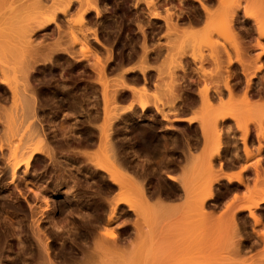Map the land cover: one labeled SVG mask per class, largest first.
Here are the masks:
<instances>
[{
	"label": "bare ground",
	"instance_id": "6f19581e",
	"mask_svg": "<svg viewBox=\"0 0 264 264\" xmlns=\"http://www.w3.org/2000/svg\"><path fill=\"white\" fill-rule=\"evenodd\" d=\"M48 1H49V3H50V5H52V6H54V8H52V9H50V10H48V6H50L49 5V3H48ZM99 0H0V72H2L3 71V73H7L8 71H6V70H9V72H10V69H11V67L14 65V64H16V66H18V65H20V66H18V67H20V68H18V69H16L17 67H14V69H16L17 70V72L19 71V74H18V78L17 79H19V80H11V78H13V76L11 77V76H8L7 74H3V76H5L4 78H3V76H2V73H0L1 75H0V77H2V78H0V149H1V147L2 146H5L4 147V149H3V147H2V150H3V152L2 153H4L5 152V148H6V150L7 149H11L10 151H8L7 150V153L8 152H11L10 154H9V156L11 155V156H13V157H9L8 156V158H7V155L8 154H5L4 153V156L2 155V153L0 152V155H2L3 156V158L6 156V158H7V160H5V161H3L4 159L1 157V162H3V164H4V162H5V168H3V169H5V171H4V174H7L8 176H9V179H8V181L12 184V188L14 187L15 188V190H16V188H20V187H18L17 185V180H22V179H24V180H26V179H28V180H26V181H24V182H26V183H28V181H29V178H35V177H30V172L32 171L31 170V162L33 163V161H34V157L37 155V153H39V154H44V155H46L48 158V161L49 162H51L50 164H53L52 165V167L51 168H53V166H57V165H59V166H61L60 168H62V170L59 172H56L55 170V172H56V175H54L53 176V182L54 181H56V183H58L57 181H61V182H65L66 183V180H68L69 178H71V177H69L70 175L72 176V174L74 173L75 174V172L76 173H78L79 171H77V170H80V169H77L76 170V168L74 169L75 170V172H73L74 170H73V167H75V166H73V167H70L73 171H72V173L71 174H68V171H69V167L67 166V164H64V163H66L67 161H70L71 160V163L73 164V162H75L76 161V163H77V159L79 160V157H80V160L78 161V164H79V162H80V164L82 163V162H84V164H83V166H85L86 165V161H88L87 163H91V162H93V161H90L91 159H93V154H94V151H92V150H87L88 149V147H87V149H85V147H84V145L83 144H86V142H88L87 140H85L84 141V143H82V146H83V149H80L79 150V148L81 147L82 148V146H81V143H80V141L77 143V144H72L71 145V142H69V144H66L65 142V140L64 139H66L67 138V141L70 139L69 137H71V135L70 134H68L69 135V137L68 136H66V134H64V132H66V131H69L68 130V128H70L69 127V125L67 124V123H69V122H66L65 120V122L63 121V122H61V120L60 121H56L57 122V124L59 123V125H60V122H61V127L59 126V128L61 129L63 126L65 127V125H63V124H67L68 125V127L66 126V129L64 128V130L63 129H61V130H59V132L60 131H62V133H59L60 134V136H62V138L60 137V136H58L57 134H56V136H55V133H56V131L57 130H54L53 131V126L55 125V120L53 119L55 116H56V113L59 111L58 110V108H57V110H55L54 112H56L55 113V116L53 115L54 114V112H53V114L51 113V115H53L54 117H51V118H48V119H46L45 120V122H43V119H45L44 118V116L46 115L45 113L46 112H44V116H43V109H47L48 108V106H51V103H49V101L48 100H50L49 98L50 97H46V96H44L43 94L44 93H42L41 95H43V96H40V92L41 91H39L38 89H37V91H39V92H37L36 91V87H38V85L40 84V83H38V85H36L35 86V83L37 82V80L34 82V79L36 78H34V76H37L36 74L35 75H33L34 73H32L31 72V70H29V69H32L33 68V65L35 64V62H37L38 60H40L41 59V56L43 55V54H45L46 55V57L48 56V55H50V57H51V55L53 54V53H55V51L57 50V48L59 47V49L60 50H62L61 49V47L60 46H62V47H64L63 45H59L58 43H63L65 40H66V42H64V44H65V46L66 47H68V45L69 44H71L73 47H71V45L69 46V48H63L64 50H67V52L66 53H70L69 52V50H72V51H74V47H75V45H76V47L77 48H80V51H79V49H78V51H77V49L75 48V50L76 51H74L73 53H76V54H78L79 52L81 53H79L78 54V56L76 55V58L73 56V55H75V54H72V53H70V54H66L65 52V54H66V56L67 55H70V56H72L73 58V60H72V62L74 61V58H75V60H79V59H83V62L81 61V64H83L84 63V58H87L88 59V57H89V59L91 58V60H92V56L90 57V55H92L93 54V50H94V48L92 49L91 47H88V44L87 43H89L90 41H88V39H90V38H87V35H86V33H85V31L87 32V33H90L88 30L90 29V28H88L89 26H88V24H87V22L90 20V19H93V18H90V19H88V21H87V18H86V14L87 13H89L90 11H94L95 12V14L93 15V13L94 12H92V15H91V13H90V15L89 16H95V15H99V13H101L102 11H100V10H103V8L102 9H98V8H100V7H102V6H100V5H103L104 6V4H105V1L104 2H101V1H99ZM108 1V0H107ZM106 1V2H107ZM112 1V0H111ZM115 1V0H114ZM127 1V3H128V1L129 0H126ZM125 0H124V2H126ZM132 1V0H131ZM138 1H140V0H138ZM143 2H144V4L145 3H147V4H145V6L147 5V7H145V11H146V8H147V10H148V8H149V11L148 12H145L146 14H145V16L147 15V13H155V14H148L149 15V17H150V15L152 16H155V17H159V15L161 14V10H159V13L157 12L158 11V8H157V10L155 9V7H156V5L155 4H158L156 1L157 0H154V2H155V4L153 3V0H147V1H145V0H142ZM178 1V0H177ZM185 1V0H184ZM193 1V0H192ZM194 1H196V0H194ZM205 1V0H204ZM203 0H198L197 2H199L198 3V6L200 5V10H201V8H202V12H203V14H205L204 15V17H202V19H204L205 18V21H203V23H202V26H200L199 24H198V22L196 23V24H194V22H196L197 20H199L198 18H197V20L195 21V19H193L194 18V15H193V18H191V19H193L194 21H192V23L191 22H189V20H190V18L187 20L186 19V16H183L182 15V17H185V19L187 20V22L188 23H190L191 25H189V24H187V26H185V23H183L182 22V19H184V18H182L181 19V21L179 20V24H182V25H184V28L181 26V25H179V26H181V27H176V26H178V24H176V23H178V22H176L175 20L177 19V18H175V16H174V11L176 10H174V5H171V2H172V0H171V2H169L168 4H170L172 7H173V10L174 11H172V10H170L171 12H169V13H167L168 11H167V9H165L166 10V12L164 11V12H162V13H165V14H162V15H160L161 16V19H162V17L163 18H165L163 15H165V16H167V18H165V19H168L167 21L164 19L162 22L164 23V21L166 22V24L168 25H170V26H172V28L173 29H171V27L169 26H167V25H165V27L167 28V29H165V27H163L164 28V30L162 31V32H164V31H166L167 30V32H164V34L166 33V40L165 41H167L166 42V44H165V41H164V46H162V47H165L166 49H163L161 46H159L158 45V48H157V50L158 51H160V48H162L163 50H166V52L168 51L167 49V45L169 44V49L170 48H172V49H170L169 50V52H167V53H164L163 54V51H162V53H159L157 50L155 51V52H158L159 53V55L161 56H159L160 57V59H161V63H160V60H158L159 59V57H158V53H156V54H154L155 55V57H156V55H157V57L155 58V57H152V58H155V61L157 60V61H159V63H160V65H159V63H158V65L159 66H157L156 64H157V62H155L156 64H152V66H151V61L154 63V60H152V58L149 60L148 58H146L147 56H146V54H148V51L151 49V48H149V46H148V48L145 46V44H147V43H143L145 40V35L143 34V30H142V28H143V26H145L144 25V23L145 22H138V23H143V26L141 25V24H139V25H137V21H141V20H138V17L137 18H133V19H137V21H135V25H137V27L138 26H142V28L140 29V30H142V34H143V36H142V39L144 40V41H142L141 40V43H139V46H141V45H143V46H141V49L143 50L142 52H139L138 53V51L139 50H136L135 51V46H136V44H135V46L133 45V43L132 42H130V44L131 45H133L134 47H132L133 49H134V51L135 52H137L139 55H138V57H137V59H135L136 57L135 56H132L131 54V57H134L133 58V60L135 59V61H130V58L131 57H129V60H127V61H121V59H120V61L118 60V58H117V64L115 65L114 63L116 62H114L113 63V65H111V66H113V68L112 67H110V68H112L113 70H114V72H112V73H115L114 74V77L113 78H111V76H109L110 74L111 75H113L112 73H110V72H107V63H109V61H111V59L113 58V53H115V52H117V51H112L113 53H111V48H112V46L110 47L109 45H111V43L110 44H107L106 46H105V44H101L102 45V47L103 46H105L106 48L105 49H107V51L106 50H104V48H103V51L105 52V53H107L108 54V56H106L105 54H103L102 52H101V50H100V52H101V55L103 54V58H100L101 60H103V59H105V57H106V59H107V57H109L111 54V56L110 57H112L111 59H110V57L108 58V59H110L108 62H105V60L103 61V62H101V64H100V61L101 60H98V58L96 59V61H97V63L95 64L94 62L95 61H92V63H91V61H89V60H87L86 59V61L87 62H89V63H91V64H94V66H92V68L93 69H91V71L94 73H89V74H92L91 76H94V75H97V77L96 78H94V77H92V79H94L93 81H96L97 83H99V85H97V86H99V87H101V88H99V87H95V83L92 81V79L91 78H87V81L89 80V82H91L90 84L91 85H93V87H95V90L97 91V89H99V90H101V92L99 93V95L101 96V97H99V99L101 98L102 100H103V105H101V104H99V105H97L98 107H97V109H99L101 106H102V108H101V110L100 111H102V119H100L101 118V116H100V118H98L97 119V115L99 114V113H94V115L96 116L95 118H96V120H99L100 122H101V124L102 125H99V124H95V123H97V122H92V121H90L89 122V120L88 119H84V122H85V120H88L87 122H89L88 123V125L92 128V127H94V125H92V124H90L91 122L93 123V124H95V130L94 129H92V130H90L89 129V126H88V128L87 129H89L90 131H88L87 132V129L86 128H84V129H86V130H84V131H86V133H87V135L88 136H85V138L87 139V137H89L90 139V141L91 140H93V141H95V140H97L98 141V143L96 142H93L92 144H94L93 146H95L96 145V149L97 150H100V147L101 146H99V145H101L99 142H101L102 140H104V138L106 139V142L105 143H107V141H108V143L110 144V148H111V150L110 151H114V148L112 149V146H114V145H111V139H107V137L108 136H110L109 135V133L111 132V130L114 128V126H115V128H117V126H116V122H118L119 121V119H118V121H117V119H116V113H114L115 111L116 112H119V111H121V110H124L125 111V108L124 107H122V106H124V105H126V107L127 108H130V109H127V110H129L130 112H131V115H134V114H137V115H139V117H141L140 115H141V113H142V117L141 118H145L144 117V115H146L147 117L151 114V117H152V113H153V111L155 110V109H157V114L156 115H160V117L158 118L156 115H155V117H157L159 120H163L164 121V119H162L161 118V116L162 117H166V113H170L171 111V108L173 107V106H175V105H173V103H171L170 101L169 102H167L169 99H172L174 102H177V106H175V107H180L179 105H182V103L181 104H178V101L176 100L175 101V98H177V96L179 97L180 96V94H181V91L182 90H184V88H183V83L184 82H186V83H188V81H184L183 82V79H181L182 81H180L179 80V82H178V80L175 78L176 76H177V74H175L174 72L176 71H174V69L173 68H176L177 70H178V68L180 69L181 67L180 66H178V65H181V64H183L182 66L184 67V68H186L187 66L186 65H184V62L185 61H181L180 62V58H182V54H185V52H181V51H183V49H184V46H182V47H180V49H177L176 48V46H181L180 44H176V43H178L180 40V42L179 43H181L182 42V44H184L185 46H190L189 48H191V47H193V46H195L196 44L195 43H204V44H207V46H210L211 47V49H209V47H207L206 45H202V44H200V45H202L203 47H207L208 49H206V50H208L207 52L209 53V54H207L206 53V59H207V56H209V58H210V60H204L203 62H202V60L204 59V58H202L204 55L203 54H201L202 52H204L201 48H200V45H198L199 47L198 48H192V49H190V56L192 55V52H195L196 51V49H197V51L195 52V54L193 53V55L190 57H188L187 55L189 54L188 52V50L186 51V50H184V51H186L187 52V57L190 59H192L193 60V62H192V64L193 63H195V61H196V64H198L197 63V61L199 62L200 61V63H201V65H202V68H205V66H203V63H205V64H207L206 62L207 61H210V63L212 64V65H210V64H207L208 66H211V67H208V68H211V71H209V69L207 70V71H209V73H207L206 75H208V74H210V72H212V70L214 71L215 70V68L216 69H218L217 71H215L218 75H216V73L213 75V74H210L211 75V77L209 76V77H207L206 75H205V77H204V79L205 80H203L204 82L207 80V78H209L208 79V81L207 82H205V84H207L208 82H211V83H214V82H216V83H218V81H216V80H222V81H220V82H222L223 84H225V86H224V88L226 87L227 88V83H229L228 81H231V79H229V80H227V81H225L228 77H231V76H229L230 74L229 73H227V71H224L225 73L223 74V72L221 71L222 69L220 68V67H222L223 66V63H226V65H228L229 63H230V61L228 62V61H225V59L226 60H229V59H227V58H232V56H231V53L232 52H234V51H237L238 52V54H237V52H234V54L236 53L237 55H235V60H237V61H235L234 59V61L235 62H237L238 63V61L241 59L240 58V56L242 55V54H244L245 56L247 55L246 54V52L244 51V50H242V48H240V47H238V44L240 43V40H242V39H240V38H238V40H236L237 38L236 37H240L239 35H237L238 34V32H237V34L236 33H233V31L235 32L237 29H241V28H243V29H247V28H250V29H254L255 28V37L257 36L256 35V32H257V34H258V38H260V39H262V38H264V0H243V2H240L241 4H240V6H239V4H237L238 6H234L235 7V9L232 7L234 4H236V3H238V0H215V3H212V2H210L209 1V4H206V3H208L207 1H205L204 2ZM240 1V0H239ZM103 3V4H99V3ZM116 2V1H115ZM119 2V1H118ZM117 2V3H118ZM121 2H123V1H121ZM135 2V1H134ZM160 2H161V0H160ZM163 2H164V0H163ZM166 3H167V1H165ZM180 3H183V0L182 1H179ZM190 2V1H189ZM197 2H196V4H197ZM234 2V3H233ZM53 3V4H52ZM61 4V6H59V7H57L58 6V4ZM117 3H115V4H117ZM120 3V2H119ZM138 3V2H137ZM136 3V4H137ZM140 3V2H139ZM165 3V4H166ZM180 3H178V4H175V5H178V10L180 11V8L179 7H181L182 5H184V3L183 4H181V6H179V4ZM210 3H212V4H210ZM56 4V5H55ZM98 4H99V6H98ZM111 4V8H112V6H113V8H115L114 7V3H113V5H112V2L110 3ZM109 3L107 4V5H105V6H109L110 5ZM122 4V3H121ZM135 4V5H136ZM161 4V3H160ZM165 4H163V5H165ZM172 4H174V2L172 3ZM187 4H188V2H187ZM186 4V5H187ZM119 6H120V4H118ZM125 5V4H124ZM130 5V4H129ZM132 5V4H131ZM138 5L139 4H137V7H138ZM159 5V4H158ZM162 5V6H163ZM167 5V4H166ZM165 5V6H166ZM169 5V6H170ZM191 5V4H190ZM192 5H195V2H194V4L192 3ZM118 6V7H119ZM134 6V4L132 5V7ZM143 6V5H142ZM141 6V7H142ZM154 6V8L153 9H151V7H153ZM161 6V5H160ZM162 6H161V8H162ZM169 6H167V8L169 7ZM196 6V5H195ZM194 6V7H195ZM198 6L196 7V8H198ZM110 7H108V8H110ZM117 7V8H118ZM122 7H124V6H121L120 7V9L122 8ZM127 7H128V4H127ZM126 6L124 7V9L125 8H127ZM137 7H136V9H137ZM144 7V6H143ZM159 7V6H158ZM184 7H186L185 5H184ZM184 7L182 6V8L184 9ZM188 7H190L189 6V4H188ZM192 8H194L193 6H191ZM191 7H190V9H191ZM187 8V7H186ZM129 9H131V7H129ZM135 8H134V10H136ZM141 9V8H140ZM163 9V10H164ZM169 9V8H168ZM172 9V8H171ZM182 9V11L184 12V10L186 11V9H184L183 10ZM189 9V8H188ZM187 9V10H188ZM189 9V10H190ZM104 10H107V9H105V7H104ZM104 10H103V12H104ZM113 10V9H112ZM117 9H115V11H116ZM119 10V9H118ZM139 10V9H138ZM144 10V8L141 10V11H143ZM178 10H176V11H178ZM193 9H191V11H192ZM121 11H125V10H122L121 9ZM127 11V10H126ZM196 11V10H195ZM74 14H76V16H77V21L78 22H76L77 23V25H78V33L79 34H76V30L74 31V32H72L71 31V29H69L70 30V33L69 34H71V35H69V36H67L66 37V35L64 34L65 32H66V30L65 31H63L64 29L63 28H61V29H63V30H61V32L59 31V33L57 32L56 34H59L60 36H62L63 34H64V37H65V39H64V41H60V40H63V38L64 37H59V38H62V39H60L59 40V38H55V39H57L58 41H60V42H58L57 40L56 41H51L50 43H52V44H50V45H48V44H44V45H41V46H44L46 49H43V50H46V52L44 51L43 52V50L41 49L40 50V48H37L36 46L39 44H37V43H35L37 40H36V38L34 37L35 35H39V33H41L42 31H45V33H46V30H49V29H53V32L55 33L57 30H59L60 28H59V18H60V16H62L63 18H66L67 19V21L68 22H71V21H69V18L68 17H66V15H69V16H71L73 13ZM108 12H110V10L109 11H107V14H108ZM128 12V11H127ZM131 12V11H130ZM136 12V11H135ZM138 12V11H137ZM137 12L135 13V14H137ZM192 12H194V11H192ZM191 12V14H194V13H192ZM197 12V11H196ZM195 12V13H196ZM113 13V12H112ZM114 13H116V14H118L117 12H114ZM123 13H125V12H123ZM156 13H158L159 15L157 16L156 15ZM176 13H178V12H176ZM179 13H181V12H179ZM187 13V15L188 16H190L189 14V11L188 12H186ZM115 14V15H116ZM133 14V13H132ZM138 14H139V12H138ZM168 14H173V16H174V21H173V19L171 18V20H172V22H170V17H172V15L170 16V17H168ZM183 14V13H182ZM199 14H201V13H199ZM199 14H198V16H199ZM203 14H201L202 16H203ZM238 15V14H240V15H238V16H242L241 18L244 20L242 23H244V24H242L243 26H241V27H239V28H233V26L235 25V26H237L235 23L236 22H238L237 21V19L235 20L234 19V21H236L235 23H234V25H232L233 23L231 22V21H233V20H231L232 18H230V20H229V17L230 16H235V15ZM60 15V16H59ZM109 15V14H108ZM114 15V14H113ZM114 15V16H115ZM119 15H122V12H121V14H120V11H119V14H118V16ZM125 15V14H124ZM127 15H128V13H127ZM134 15V14H133ZM142 15V14H141ZM178 15L180 16V14H177L176 15V17H178ZM196 15V14H195ZM236 15V16H237ZM88 16V17H89ZM103 16H105V15H103ZM117 16V15H116ZM115 16V17H116ZM138 16H140V15H138ZM143 16H144V14H143ZM152 16V17H153ZM187 16V17H188ZM206 16V17H205ZM235 16V17H236ZM59 17V18H58ZM74 17V16H73ZM96 17H98V16H96ZM95 17V18H96ZM101 16H99V18H100ZM106 17V16H105ZM108 17V16H107ZM123 17V16H122ZM125 17H128V16H125ZM129 17H132L131 16V14H129ZM128 17V18H129ZM201 17V16H200ZM58 18V19H57ZM62 18V19H63ZM94 18V19H95ZM140 19H141V17H139ZM160 18V17H159ZM179 18V17H178ZM238 18V17H237ZM240 18V17H239ZM61 19V18H60ZM65 19V20H66ZM102 19H103V17H102ZM118 19V18H117ZM124 19V18H123ZM126 19V18H125ZM150 19V18H149ZM184 19V20H185ZM241 19V20H242ZM58 20V21H57ZM65 20H61V21H65ZM96 20V19H95ZM106 19L104 18V21H105ZM119 20H120V18H119ZM131 20V19H130ZM129 20V21H130ZM159 20V19H158ZM157 20V21H158ZM185 20V21H186ZM201 20V19H200ZM74 21V20H73ZM100 21H101V19H100ZM122 21V20H121ZM124 21V20H123ZM127 21V20H126ZM132 21V20H131ZM134 21V20H133ZM132 21V22H133ZM144 21V20H143ZM145 21H147V20H145ZM150 21V20H149ZM152 21V20H151ZM178 21V20H177ZM202 21V20H201ZM201 21L199 22V23H201ZM90 22V24H91V20L89 21ZM88 22V23H89ZM94 22V21H93ZM111 22H115V21H112L111 20ZM116 22H118V20H116ZM113 23L114 25H116L117 23ZM154 22V21H153ZM153 22H150V23H152L153 24ZM176 22V23H175ZM182 22V23H181ZM186 22V23H187ZM100 23V22H99ZM127 23V22H126ZM134 23V22H133ZM132 23V24H133ZM170 23H174V24H170ZM232 23V24H231ZM239 23V22H238ZM237 23V24H238ZM93 24V23H92ZM122 24H123V22H122ZM125 24V23H124ZM123 24V25H124ZM146 24V23H145ZM148 24V23H147ZM165 24V23H164ZM163 24V25H164ZM194 26H193V25ZM230 24L232 25L231 26V28H233L232 30H230L231 28H229L230 27ZM240 24H241V22H240ZM53 25V26H52ZM68 25H69V23H68ZM71 25V24H70ZM73 25V24H72ZM72 25H71V27H72ZM75 25V24H74ZM98 25V24H97ZM102 25H103V23H102ZM121 25V24H120ZM119 25V26H120ZM154 25V24H153ZM155 25H157V24H155ZM159 25H162V24H159ZM158 25V26H159ZM239 25V24H238ZM62 26V25H61ZM60 26V27H61ZM119 26H117L118 28H119ZM125 27L127 26V25H124ZM133 26V25H132ZM223 27L224 29L223 30H221V32H219L218 31V29L220 28V27ZM52 27V28H51ZM76 27V25L74 26V28ZM122 27V26H121ZM125 27H122V28H119V29H125ZM149 27H152V26H149ZM148 27V28H149ZM160 27V26H159ZM158 27V28H159ZM180 28V29H183V31H185L184 33L180 30V32H182V33H180L177 29H176V31H178V33L179 34H182V35H180L179 36V34H178V36H179V38L177 37V35H174L173 33H175V28ZM55 28V29H54ZM56 28H57V30H56ZM68 28V27H67ZM69 28H70V26H69ZM87 28H88V30H87ZM97 28V27H96ZM229 28V29H228ZM76 29V28H75ZM105 29V28H104ZM110 29V28H109ZM112 29H114V27L112 28ZM115 29H116V27H115ZM138 29H139V27H138ZM143 29H145V28H143ZM153 29H156L155 27L153 28ZM227 29L228 30H230V31H227ZM234 29H236V30H234ZM250 29H248V31H253V30H250ZM56 30V31H55ZM68 30V31H69ZM90 30H92V28L90 29ZM98 30H100V29H98ZM102 30V29H101ZM128 30V28L126 29V31ZM131 30H132V28H131ZM130 30V31H131ZM140 30H139V32H140ZM146 30V29H145ZM148 30V29H147ZM162 30V29H161ZM169 30H171L170 32L173 34V37L170 35V38L172 37V39L173 40H175V41H177V39H178V41L175 43V41L173 42V40L171 39V41L170 42H172V44L169 42L168 43V41H169V39H168V32H169ZM174 32H173V31ZM202 30H204V31H202ZM206 30V31H205ZM210 30V31H209ZM213 30V31H212ZM242 30V29H241ZM240 30V31H241ZM67 31V32H68ZM92 31H94V32H91V33H93V36L92 35H90L91 36V38L92 39H94L95 41L99 38H97L96 37V31H97V29H96V31H95V29L93 28V30ZM114 31V30H113ZM124 31V33H126L125 32V30H123ZM201 31V32H200ZM208 31L210 32V33H214V31H215V33L217 32L218 34H220V35H218V34H213V35H217L219 38H222V40L220 41L219 40V38H218V40H217V42H219V43H217L216 45L218 46V48H220L221 49V46L223 47L224 45H225V43H227V46H230L231 48H232V50H234V51H231V53H229V48H226V50H228V53L230 54V55H228V53H227V51L226 50H224L223 48V51L224 52H226L225 54H222V56L223 55H225V58L224 57H222L221 56V54L219 55L217 52H216V50H215V48L213 47V45H215V42H216V38H215V36H214V39L212 38L211 39V37H210V33H208ZM227 31V32H226ZM247 30H244V34H249V33H251V32H246ZM49 32H50V30H49ZM51 32H52V30H51ZM72 32V33H71ZM114 32H116V31H114ZM113 32V33H114ZM121 32H122V30H121ZM127 32H129V31H127ZM131 32H133V31H131ZM136 32H138V30L136 29ZM155 32H156V30H155ZM169 32V34H171ZM205 32V33H204ZM230 32V33H229ZM246 32V33H245ZM45 33L44 34H42L44 37H45ZM54 33H49V35L51 34H54ZM61 33V34H60ZM73 33H75V34H73ZM100 33H102V32H100ZM106 33V32H105ZM104 33V34H105ZM120 32H118V34H119ZM123 33V34H124ZM146 33V32H145ZM221 33H223V34H221ZM230 34V36H228V34ZM233 33V34H232ZM241 33V32H240ZM56 34H54V36L56 35ZM109 34V33H108ZM107 34V35H108ZM129 34V33H128ZM141 34V33H140ZM176 34V33H175ZM243 34V35H244ZM246 34V35H247ZM253 34L254 33H252V36H253ZM47 35H48V33H47ZM59 35H57V36H59ZM77 35H80L81 36V38H78L77 37ZM98 35V34H97ZM102 35V34H101ZM114 35H115V33H114ZM117 35V34H116ZM139 35V34H138ZM157 35V34H156ZM187 35V36H186ZM241 35V34H240ZM245 35V36H246ZM251 35V34H250ZM89 36V37H90ZM109 36V35H108ZM127 36H129V35H127ZM127 36H123V38H127ZM133 36V35H132ZM135 36V35H134ZM174 36H176V38L174 37ZM186 36V37H185ZM235 36V37H234ZM251 36V37H252ZM34 37V40L32 39ZM69 37V38H68ZM118 37V36H117ZM141 36H139L138 37V39L140 38ZM158 37V36H157ZM165 37V36H164ZM182 37H183V39L185 40H183L182 39ZM189 37V38H188ZM228 37H230V38H228ZM249 37V36H248ZM255 37H253V38H251V39H254ZM38 38V37H37ZM46 38V37H45ZM54 38V37H53ZM68 38V39H67ZM106 38V37H105ZM121 38H122V36H121ZM122 38V39H123ZM133 38V37H132ZM225 38V39H224ZM250 38V37H249ZM42 39V38H41ZM54 39V40H55ZM92 39H90L91 40V42H92ZM107 39H109V38H107ZM113 40H115L114 39V37L112 38ZM120 39V38H119ZM129 39V38H128ZM128 39H127V41H128ZM130 39H131V37H130ZM129 39V40H130ZM137 39V40H138ZM194 39V40H193ZM197 39V40H196ZM245 39V38H244ZM246 39H247V37H246ZM245 39V40H246ZM36 40V41H35ZM43 40V39H42ZM117 40V39H116ZM124 40V39H123ZM122 40V41H123ZM133 40V39H132ZM164 40V39H163ZM186 40L189 42H187V44H186ZM192 40V41H191ZM196 40V41H195ZM212 40V41H211ZM226 40H228V42L226 41ZM235 41V42H237V43H232L233 41ZM244 40V41H245ZM248 40V39H247ZM33 41V42H32ZM69 43H68V42ZM98 41H99V39H98ZM97 41V42H98ZM104 42H107V41H105V40H103ZM119 41H121V39L119 40ZM124 41H126V40H124ZM126 41V42H127ZM131 41V40H130ZM138 41H140V40H138ZM193 41H195V43H193ZM210 42V43H208V42ZM222 41H225L224 42V45L223 44H221V43H223ZM243 41V40H242ZM241 41V45H242V42ZM250 41H254V40H250ZM249 41V42H250ZM40 42V41H39ZM56 42V43H55ZM90 42V43H91ZM97 42H95V45L97 44ZM101 42H102V40H101ZM100 42V43H101ZM134 43H135V41H133ZM146 42V41H145ZM185 42V43H184ZM191 42L193 43V44H195V45H193V44H191ZM207 42V43H206ZM246 43H249V42H247V41H245ZM41 44H42V42H40ZM125 43V42H124ZM138 43V42H137ZM174 43H175V45H174ZM245 43V44H246ZM254 43V44H253ZM252 44L254 45V46H256V44L257 45H259V46H261L262 47V51L260 52V51H256L257 53L254 55V56H256L257 54H258V52L261 54H263V52H264V46H263V44H262V42L258 39L257 40V42H256V44H255V41L253 42ZM263 43H264V41H263ZM53 44H55V46L53 45ZM68 44V45H67ZM92 44H94L93 42L91 43V46H92ZM98 44H99V42H98ZM128 44V46L130 47V44L129 43H127ZM148 44H150V41H148ZM190 44V45H189ZM210 44V45H209ZM221 44V45H220ZM34 45H36L35 47H34ZM46 45H48L47 47H49L50 48V50L53 48V47H55L54 49H52L51 51L52 52H50V50H49V48L47 49V47H46ZM52 45V46H51ZM152 45L153 44H151V47H152ZM166 45V46H165ZM173 46L174 45V47L176 48H174V47H170V46ZM193 45V46H192ZM197 45H196V47H197ZM233 45H235V46H233ZM240 45V46H241ZM247 45V44H246ZM245 45V46H246ZM251 45V44H250ZM252 45V46H253ZM39 47H41L40 45H38ZM58 46V47H57ZM90 46V45H89ZM108 46L110 47L109 49L110 50H108ZM126 46V45H125ZM128 46H126V47H128ZM137 47V48H140V47ZM201 46V47H202ZM243 46V45H242ZM99 47V46H98ZM101 47V48H102ZM124 47V46H123ZM130 47V48H131ZM154 47H156V45H154ZM202 47V48H203ZM216 47V46H215ZM42 48V47H41ZM114 48V47H113ZM131 48V50H133ZM136 48V49H137ZM145 48H147L146 50H145ZM239 50V49H241V50H239V51H241V55H240V52L237 50V49ZM56 49V50H55ZM92 49V50H91ZM122 49V48H121ZM125 49V48H124ZM124 49H122V50H124ZM141 49H140V51H141ZM173 49H175V50H177V51H175V50H173ZM195 49V50H194ZM198 49H201V50H199L198 51ZM203 49H205V48H203ZM255 49V48H254ZM259 49V48H258ZM55 50V51H54ZM64 50H62V51H64ZM121 50V51H122ZM128 50V49H127ZM130 50V49H129ZM152 50H155V49H152ZM152 50H150L151 51V53H152ZM179 50V51H178ZM218 50V49H217ZM246 50V49H245ZM48 51L50 52V53H48ZM90 51V53H91V51H92V53L90 54V55H88V52ZM119 51H120V49H119ZM124 51H126V50H124ZM192 51V52H191ZM215 51V52H214ZM223 51H221L220 53H223ZM245 53H244V52ZM250 51V50H249ZM248 51V52H249ZM24 52H26V56L24 55ZM43 52V53H42ZM56 52H59V51H56ZM61 52V51H60ZM130 53L132 52V51H129ZM147 52V53H146ZM154 52V53H155ZM177 52H179V54H177ZM197 52H199V53H197ZM215 54H214V53ZM218 52H219V50H218ZM95 53H96V51H95ZM98 53V52H97ZM96 53V54H97ZM118 53V52H117ZM121 53V52H120ZM122 53H124V52H122ZM126 53V52H125ZM125 53H124V55H125ZM58 53H56L55 55H57ZM87 54V55H86ZM96 54H93V59H95V56H96ZM135 54V53H134ZM150 54V53H149ZM148 54V55H149ZM163 54V55H162ZM198 54V56H196ZM44 55V56H45ZM59 55H61V57L62 56H64V55H62V53L61 54H58L57 55V57L59 56ZM79 55H80V58H79ZM82 55V56H81ZM99 55V54H98ZM116 55V54H115ZM118 55V56H117ZM116 55V57H119V54H117ZM121 55V54H120ZM127 55V59H128V54H126ZM136 56H137V54H135ZM152 55H153V53H152ZM153 55V56H154ZM178 55V56H177ZM180 55V56H179ZM185 55H184V57H185ZM197 57H195V56ZM201 55H203V56H201ZM216 55L217 57H219V56H221V57H219V58H221V59H223L224 58V60L222 61V60H220V59H218V58H216V56H215V58H211V57H214V56ZM233 55V54H232ZM259 55V54H258ZM21 56V57H20ZM40 56V59L38 58ZM105 56V57H104ZM150 56V55H149ZM148 56V57H149ZM200 56V57H199ZM204 56V57H205ZM240 58H238V57ZM245 56H243L242 55V57L244 58H242V61H239V63L241 64V66H244V65H247L248 66V68H250V69H248L247 67H245V68H247L246 70L249 72H251V68H252V70H254V68H256L255 70H257L258 72H259V68H261L260 66H263L264 67V65H260V64H258L257 65V60L255 59V57L252 59V58H250V55H247L246 57H247V59H246V57ZM249 56V57H248ZM25 58L26 59V62L24 61V59H22V58ZM49 56H48V58L47 59H49V61H51V60H53L54 58H56L55 56H54V58H53V56H52V58H50ZM83 57V58H82ZM97 57V56H96ZM126 57V56H125ZM151 57V56H150ZM163 57V58H162ZM183 57V58H184ZM186 57V58H187ZM227 57V58H226ZM237 57V58H236ZM260 57V56H259ZM38 58V59H37ZM45 57H42V59H44ZM65 58V57H64ZM70 57H68V59H69ZM78 58V59H77ZM121 58H123V56L121 55ZM158 58V59H157ZM186 58H184V59H186ZM198 58H199V60H198ZM201 58V59H200ZM208 58V59H209ZM252 59V60H256L254 63L252 62V60H250V59ZM51 59V60H50ZM58 59V58H57ZM56 59V60H57ZM60 59H63V58H60ZM59 59V60H60ZM116 59V58H115ZM132 59V58H131ZM149 60V63L147 62L148 60ZM188 59V60H189ZM190 59V60H191ZM216 59V60H215ZM245 59H246V62H248L249 60V62L251 63V66H252V63H253V65L255 64V66H252V67H249L250 65H248L249 64V62L246 64V63H244L245 62ZM259 60L261 59V58H258ZM263 59V58H262ZM261 59V60H262ZM37 60V61H36ZM44 60H46V59H44ZM65 60V59H64ZM123 60V59H122ZM182 60V59H181ZM188 60H186V61H188ZM244 60V61H243ZM248 60V61H247ZM261 60H260V62L259 63H261ZM22 61V63H19V62H21ZM34 61V63L32 64V62ZM48 61V62H49ZM54 61H55V59H54ZM71 61V60H70ZM70 61H68L67 62V58H66V63L68 64ZM177 61H178V64H177ZM206 61V62H205ZM212 61V62H211ZM213 61H215L216 63H214ZM218 61H221L222 62V64L220 63H218L217 64V62ZM263 61V60H262ZM39 62V61H38ZM52 62V61H51ZM51 62H50V64H51ZM58 61H56V63H54V62H52V63H54L53 65H55V64H58L57 63ZM78 62V61H77ZM80 62V61H79ZM86 62V64L89 66L90 64H88ZM111 62H113V61H111ZM128 62H131L130 64L128 63ZM183 62V63H182ZM24 63V64H23ZM65 63V62H64ZM30 64H32V66L30 65ZM49 64V63H48ZM59 64H61V63H59ZM66 64V65H67ZM71 64V63H70ZM69 64V65H70ZM75 64L77 65L78 63H76V61H75ZM74 64V66H76ZM80 64V65H81ZM86 64L83 66L84 68H85V70H86ZM104 64V65H103ZM177 64V65H176ZM187 64V63H186ZM204 64V65H205ZM219 67V68H217L216 67V65ZM264 64V63H263ZM21 65H22V67H21ZM52 65V66H53ZM69 65L67 66V67H69ZM79 65V64H78ZM77 65V66H78ZM156 67V68H154V66ZM201 65L199 66V65H195V66H198V67H200V68H198V69H201L202 70V68H201ZM215 65V66H214ZM219 65H221V66H219ZM225 65V67L228 69V72H229V68L227 67ZM229 65H231V63L229 64ZM239 65V64H238ZM15 66V65H14ZM29 66L31 67V68H29ZM49 66V65H48ZM59 66V65H58ZM61 66H62V64H61ZM73 66V68L75 69V67ZM76 66V67H77ZM91 66L90 67H88V69L89 68H91ZM186 66V67H185ZM240 66V65H239ZM50 68H51V66H49ZM48 67V70L50 69ZM71 67V66H70ZM69 67V68H70ZM79 67V66H78ZM81 67V66H80ZM94 67H96V68H94ZM104 67H105V69H104ZM115 67V68H114ZM150 67L152 68H154V70H151L150 72H152V71H155V73H157V75H155V76H157L155 79H156V83L155 84H153V82H152V86L154 87V89H150V88H148L147 86H149V82L147 83L148 85H146L145 83H146V81H143V83L142 84H140L141 82L140 81H142L141 79H144L145 78V76H147L146 75V72L148 71V69H150ZM225 67L223 66V68H224V70H227V69H225ZM34 68H36L35 66H34ZM38 68V67H37ZM109 68V67H108ZM183 68V69H184ZM192 67H190V69H191ZM23 69V70H22ZM72 69V68H71ZM87 69V70H88ZM95 69V70H94ZM207 69V68H206ZM221 69V70H220ZM241 69V68H240ZM35 70H37V69H35ZM77 70H78V68H77ZM76 70V71H77ZM81 70H83L82 68H81ZM81 70H78L77 72H79V73H76V74H79L80 75V72H81ZM111 70V69H110ZM181 70V69H180ZM180 70H178L177 72H179ZM187 70V69H186ZM193 70V69H192ZM194 70H197V69H194ZM200 70V71H201ZM231 70H232V67H231ZM5 71V72H4ZM15 71V70H14ZM84 71V70H83ZM90 71V72H91ZM104 71V72H103ZM112 71V70H111ZM184 71V70H183ZM199 71V70H198ZM199 71V72H200ZM207 71H205V72H207ZM243 71V70H242ZM262 71H263V68H262ZM150 72H149V74H150ZM182 72V71H181ZM185 72V71H184ZM187 72H188V70H187ZM202 72V71H201ZM219 72V73H218ZM232 72V71H231ZM256 71H253V72H251L252 74H254ZM264 72V71H263ZM263 72H261L260 71V73L261 74H263ZM36 73V72H35ZM48 73H49V71H48ZM61 73V72H60ZM85 73V72H84ZM87 74H88V71L86 72ZM103 73H105V74H107V73H110V74H107L106 75V77H104L103 76ZM153 73V72H152ZM173 73L175 74V75H173ZM183 73V72H182ZM186 73V72H185ZM189 73V72H188ZM203 73V72H202ZM222 73V74H221ZM227 73V74H226ZM50 74V73H49ZM55 74V73H54ZM86 74V77H89V75H87ZM187 74V73H186ZM195 74V73H194ZM198 74V73H197ZM232 74V73H231ZM244 74V73H243ZM261 74H259L260 76L258 77L259 79L258 80H261L262 78V75ZM12 75H16L15 74V72H14V74H12ZM19 75H21V76H19ZM51 75V74H50ZM58 75V74H57ZM60 75H62V74H60ZM60 75L59 76H57V77H60ZM182 74L180 73V76L178 77L179 79H180V77H182V78H184L185 77V74H183V76H181ZM223 75H224V78H225V80L224 79H222L223 78ZM227 75H228V77H227ZM257 75V74H256ZM255 75V76H256ZM17 76V75H16ZM48 76V75H47ZM46 76V77H47ZM52 76V75H51ZM51 76H49V78L51 77ZM55 75H53V78H55L54 77ZM68 77H69V75H67ZM70 76H71V74H70ZM83 76H85V75H83ZM90 76V77H91ZM100 76V77H99ZM107 76L108 77H110V78H107ZM139 76H141L142 78H140L139 79ZM151 76V75H150ZM188 76V75H187ZM198 76V75H197ZM203 76H204V74H203ZM212 76H214V78H212ZM221 76H222V78H221ZM227 78H226V77ZM244 76H245V74H244ZM263 76H264V74H263ZM10 77V80L8 79ZM41 77H43V76H41ZM62 77V76H61ZM63 77H66V75L65 76H63ZM63 77L61 78V80H63ZM85 77V78H86ZM138 77V78H137ZM149 77V76H148ZM152 77H154L153 76V74H152ZM219 79H218V78ZM257 77V76H256ZM255 77V81L257 80V78ZM44 78H45V75H44ZM53 78H50V80L51 79H53ZM71 77H69V78H66V82L68 81L67 79H70ZM79 78V77H78ZM80 78H82V76L80 77ZM98 78V79H97ZM99 78H100V81H99ZM103 78H106V80H104ZM150 79H151V77H149ZM148 78V79H149ZM192 78H194V77H191V79ZM197 78V77H196ZM200 78H203V77H200ZM215 78H217L216 80H215ZM251 79V77L250 78H248L247 76H245V79ZM261 78V79H260ZM21 79V80H20ZM36 79H38V78H36ZM46 79H48V77L46 78ZM55 79H59V78H55ZM84 79V78H83ZM107 79H109V80H107ZM146 79V78H145ZM144 79V80H145ZM176 79V80H175ZM188 79H189V77H188ZM198 79V78H197ZM196 79V80H197ZM246 79V81L247 82H245V84H249L250 86H251V82H253V79L252 80H250L251 82H248V80ZM39 80V79H38ZM57 80H54V82L55 81H57ZM65 80V79H64ZM80 80H82V79H80ZM91 80V81H90ZM140 80V81H139ZM186 80H187V78H186ZM195 80V81H196ZM202 80H198V82H200V81H202ZM214 82H213V81ZM223 80H224V82H223ZM257 80V81H258ZM42 81V80H41ZM79 81V80H78ZM84 81H85V79H84ZM110 81V82H109ZM151 81H152V79H151ZM150 81V82H151ZM153 81H154V79H153ZM177 83H176V82ZM191 81V80H190ZM189 81V82H190ZM194 80H192V82H193ZM202 81V82H203ZM254 81V82H255ZM256 81V82H257ZM39 82V81H38ZM43 82V81H42ZM45 82V81H44ZM43 82V84L41 85V86H43L45 83H47V81L44 83ZM64 82V81H63ZM63 83V84H68V83ZM77 82V81H76ZM86 82V81H85ZM84 82V83H85ZM92 82L94 83V84H92ZM108 82H109V84H108ZM145 82V83H144ZM176 83V84H180L179 86H180V88H179V86L177 87V90H179V92H178V94L179 95H177L175 92H176V90H174L175 88V86L173 87V84L174 83ZM182 82V83H181ZM192 82H190V83H192ZM204 82L203 83H199V85L201 86V90L200 89H197V90H194L193 89V91H192V89L191 90H189V91H191V92H193V93H195L194 91H198V90H200V91H202L201 93L203 94V96H201V93H200V91H198V93L196 92L195 94L197 95V94H199L197 97L198 98H200L199 100H200V102H202V103H200L199 102V100L198 99H196V96L194 95V97H192L191 96V93L189 94V93H187V89H186V92L185 91H182V92H185L184 94H189L188 96H189V98L191 99V97L193 98V99H195V100H198L197 101V103L196 104H198V107H193V109L191 108V110L194 112V111H197V113L198 114H194L195 115V117L194 116H190V117H192V119L194 120V118H196V116L197 115H199V111H200V115L199 116H197V117H200L199 119H197V120H200V121H196V119H195V121L197 122V125L196 126H200L199 128V130H201V134H202V138L201 137H199L200 135H198L197 133L196 134H194V135H198V136H195V137H198L197 139H198V142H199V140H201L202 141V144H204L205 146V151H203V145H201L200 144V142L198 143L197 141V143L194 141L193 143H196V144H198L197 146L198 147H200L199 146V144L201 145V147H202V150H201V147L200 148H195V149H197V150H199L200 149V152L202 151V152H207V156L205 157H203L202 156V152H201V154H200V152H196V150L195 149H193L195 152H193V150L191 149V148H189V147H186V146H188V145H186L188 142H187V139L188 138H190L189 136H188V134H186V133H184L183 132V134H185V135H183V137L185 136L186 137V135H187V139L185 140V142H186V144L184 143V141L181 143L183 146H179V147H186V148H189V150L191 149L192 151H190V152H193V153H195L194 155L192 154V153H190L189 152V150L187 151L188 153H189V155H188V153H186V151H184L183 149H185V148H182V149H180L179 148V150H181L183 153L185 152V155L183 154V157L185 156L186 157V154H187V156H188V158L186 157V158H182V160H184V161H181V160H178V155H176L175 156V158H173V159H175V161L177 160V161H180V163H178V162H175V163H177L178 164V168L180 167V169H182V171L183 172H185V175H184V173H182V171H179V172H181L180 174H182L181 176H180V178L179 179H177L175 176L176 175H174V177H171V176H169L168 175V178L170 179H168L171 183L173 182H175L176 183V180H177V185L175 184V186H173V187H176V186H178V189L180 188L181 189V191H182V193H180V189L178 190L179 192H176L177 193V195H178V193L179 194H181L180 196H181V198L183 199V201H182V203H181V200H179L178 201V199L177 198H175L177 201H178V204H176L177 203V201L176 200H174V198L172 199V197L173 196H171L172 194L174 195V189H173V187H171L170 188V190L171 191H173V192H166V190L168 189H165L164 191H162V193H165V195L164 194H162L163 196H164V198H159V196L161 197V194L160 195H158L157 194V192L158 191H160L159 190V185H158V187H157V190H156V187H155V190H156V193H155V191H153V189L152 190H150V195H152V193L154 192L155 194H156V199L157 200H155L153 203H152V201L151 200H149V197H150V195L148 194V199L146 198L147 197V194H146V191H148L147 189H145L144 188V186L146 185H144L143 186V182L142 181H139L140 179H143L144 181H145V178H147L148 179V176L150 177V175L151 174H147L148 173V171H146V172H144V171H142V173L144 172V173H146L148 176H146V174H145V176H144V174L142 175V173H141V175H142V177L143 178H140L139 177V175H137V174H139L140 172L139 171H141L140 170V168L143 166V165H141L142 164V162H141V166L138 164V167H137V169L139 168V166H140V168L138 169L139 171V173H136V174H134V171H135V169L133 168L134 167V164L138 161V160H141L140 158H145L146 156H142V157H140L141 155H144L143 154V151H142V146H141V154L137 157V152H138V147H140V142H141V145H142V141H140L143 137H145V139H146V135H147V131L146 130H148V126L147 125H149V124H151V123H149V124H147V122H148V120L150 119V117H148V118H146V122H144L143 120H141L140 118V120H141V123H138V122H134V121H132L129 125H128V127H129V133L127 134V135H129L130 136V138L127 136V139L129 140H127L128 142H126V141H123V139L125 138V136L123 137V139H122V141H121V143L122 142H126V143H129L130 141V143H131V145H133L135 148H132V149H134V150H136L137 152H135L136 153V158H139L138 160L136 159V162H134V163H132V160H130V157H131V155H132V153L129 155V154H126V155H128L129 156V161H131V166H133L132 167V169L134 170L132 173L134 174V175H137V176H135V177H137V179L136 178H134V175L132 174V176L130 175L131 174V170L132 169H129V171L128 172H126L125 170H127V169H125V168H123V165H122V159L120 158V157H118V158H120L121 160H120V162H121V164H120V162H119V160H115L114 158L115 157H117V156H115V157H113L115 154H113L114 152H112V155H111V157H110V159L112 158V160L110 161V164H103V163H105V162H103L104 161V159H103V161L101 160V157H102V155L101 154H99V155H101V157H99L100 158V161L96 164V163H93V165L94 164H96V165H98L97 167H100L101 169L100 170H103L105 173H106V171H108V173H106L107 175H108V177H109V179L106 181V183L105 182H103V180H102V176L101 175H99V176H101V177H99L100 178V180H99V182L102 184V182L104 183V184H107V190L108 191H112L111 190V188H114V189H118V190H120L119 191V193H115L116 195H109V201L107 200V199H105V198H107V196L104 198L103 196H102V192H103V190H102V192L100 191V189H99V192H101V195L100 196H102L100 199L101 200H103V202H104V205H101V201H99V203L100 204H98V202H97V204H98V206H97V204H96V206L95 205H93V206H95L96 207V209L94 208V209H92L93 211H95V214L93 213V214H91L90 215V217H89V215L87 216V214H88V212H81V213H84V214H86V216L88 217V221L86 220V217L84 218L85 220H84V222H88V223H84V222H82L83 220H82V217L84 216V214H81L79 217L78 216H76V215H78V214H76V215H74L75 213H78V211H79V209L77 210V212H75L73 215H72V219H73V222L75 221V224H76V222H77V224H78V226L81 228H84L83 230V232H81V233H79V234H87L88 236H87V239H89V241L87 240H82V241H86V242H84V243H82V245L81 246H79L80 248L78 249V252H77V258L75 259L74 258V256H73V258H74V260H68V258L65 256V259H67L66 260V262H65V259H64V263H63V259L61 260V259H59L60 261H62V263L63 264H199V263H202V262H204V261H206V260H204L205 259V257H203L202 256V254L201 253H204L203 255H206L207 256V253H208V251H210V249H211V253L213 254V251H214V253H216L215 251H217V250H215V249H218L219 250V248H222V246H225L223 243H221V242H223V241H221L219 238H221V236L220 235H218L217 233L216 234H214V232H212V231H210L211 229L209 228V224H205V219L203 220L202 218L204 217V214H206L205 216L207 217L208 216V214H209V217H210V215L212 214L213 215V213L214 212H212L211 211V214L209 213V212H207V210H201V209H204L205 207H206V205L207 204H210V203H205V202H207L208 200H210V199H212L213 200V203H216L215 205H217V203L219 204L220 202L222 203V206L224 205L223 203H224V201H222V200H220V197L221 196H224L225 197V195H227V194H225L224 192L225 191H223V190H221V191H223V194L222 193H220V194H222L220 197H218L219 196V192L216 194L215 192H214V190H217L216 188H215V186H213L212 184H211V182L213 181V178H214V176L212 177L211 176V172H213V169L210 167L211 165H212V167H213V163L212 162H215L214 160L215 159H213L214 157H217L218 156V158H219V156H221L222 155V153H220L221 152V150H223V149H219L220 151H219V153L221 154H219L218 153V148H219V144H222V143H225V142H223V140L222 139H220L219 140V138H222L221 137V135L223 136V134L225 135V133L226 132H228V131H226L225 132V130H229V129H223V128H221V130H219L218 128H217V123L219 122V120H221L222 119V117H224V115L222 114V115H220V116H218V114H214V117H216V115H217V117H219V118H215V120H214V118H213V120H212V118H210V117H213L212 116V112H210L211 111V108H214L215 106L213 105L215 102L214 101H212V98H208V96H207V92H208V88H206L207 86H212V87H209L210 89L211 88H213L212 90L215 92V91H217V92H219V87H218V84H211V83H208L209 85H205L204 84ZM253 82V83H254ZM261 83H263L264 82V79L262 80V81H260ZM52 83V82H51ZM56 84H57V82H55ZM58 83H62V82H58ZM107 83V84H106ZM158 83H160L159 85L160 86H158L157 88H158V90H157V88H156V86L158 85ZM190 83L188 84V85H190ZM196 83H197V81H196ZM252 83V84H253ZM260 83V84H261ZM37 84V83H36ZM54 84V83H53ZM70 84V83H69ZM72 84V83H71ZM71 84H70V86H71ZM76 84V83H75ZM101 84V85H100ZM138 84V85H137ZM151 84V83H150ZM182 84V85H181ZM185 84V83H184ZM198 84V83H197ZM203 84H204V86H206V87H204L203 86ZM257 84V83H256ZM260 84H259V86H260ZM264 84V83H263ZM48 85L49 84H47L46 86L48 87ZM60 85V84H59ZM58 85V86H59ZM65 85V86H66ZM86 85V84H85ZM89 85V84H88ZM91 85H90V87H91ZM175 85V84H174ZM199 85H197V86H199ZM216 85V86H215ZM230 85V84H229ZM246 85V86H247ZM40 86V87H41ZM45 86V87H46ZM50 86L52 87V85L50 84ZM56 87H58L57 85H55ZM54 86V87H55ZM61 86H62V84H61ZM82 86V85H81ZM194 86V85H193ZM196 86V87H197ZM199 86V87H200ZM246 86H244V90H247L248 91V87H246ZM258 86V84H257V87H259ZM51 87L49 88V89H51ZM63 87H64V85H63ZM62 87V88H63ZM68 89H70L69 87H68V85L66 86ZM75 87V86H74ZM173 87V88H172ZM185 87V86H184ZM195 87V86H194ZM193 87V88H194ZM198 87V88H199ZM202 87H203V89H202ZM219 88L218 90H215L214 88ZM223 87V86H222ZM233 87V86H232ZM247 89H246V88ZM261 87V89H263L264 88V85H262V86H260ZM42 88V87H41ZM44 88V87H43ZM53 88V87H52ZM59 88V87H58ZM65 88V87H64ZM62 89V90H65V89ZM83 88H86V89H88L86 86H83ZM156 88V89H155ZM179 88V89H178ZM182 88V89H181ZM256 88V87H255ZM55 89H57V88H55ZM85 89V90H86ZM94 89V88H93ZM180 89H181V91H180ZM209 89V90H210ZM228 89H231L232 91H234L231 87H228ZM227 89V93H229V92H231V90L229 91ZM251 89V88H250ZM249 89V91H252V90H250ZM41 90V89H40ZM73 90L74 89H72V92H73ZM84 90V89H83ZM84 90V91H85ZM89 91H91V89H88ZM94 90V92L95 93H97L96 91ZM98 90V91H99ZM153 90H154V93L155 94H157V95H155V94H152V92H153ZM155 90H157V91H155ZM244 90L242 91V93H241V95L243 96H241L243 99H241L240 97V99H238V98H234V93H232L231 94V96H228L227 95V97L229 98H226L228 101H230V97H231V99H233L234 101L233 102H238L239 100L241 101V102H243L245 105H243V103H241V105L242 106H246V105H248V107L250 108V107H252L251 109H246L247 111H248V113H243V111L242 112H239V114H237V117H238V120L237 119H235V121L234 122H237V123H235V124H237L238 126H239V124H238V122H240V123H243V121H244V118H245V120L247 121L248 120V117H249V120L248 121H252V123L254 122V120H255V118H258V120H255V122H254V124L255 125H253L255 128V131L257 132V134H256V132H255V136H258L257 138H263L262 136H264V104L262 103V101H260V100H258L259 98H257V99H255V100H258V102L257 101H255V100H253V101H251L250 102V100L251 99H253V98H247V97H245L246 96V91L244 92ZM256 90L259 92V90H260V88H259V90L256 88ZM43 91H45V93L47 92L46 90H45V88H44V90ZM54 91V90H53ZM56 91H58V90H56ZM55 91V92H56ZM68 91V90H67ZM71 91V90H70ZM77 91H78V88H77ZM77 91H74L75 93L77 92ZM80 91H82V89L80 90ZM79 91V92H80ZM87 91V90H86ZM85 91V93H89V91H87L86 92ZM93 91V90H92ZM152 91V92H151ZM174 92V94H172L173 92ZM188 91V92H189ZM212 91V92H213ZM221 91V90H220ZM50 92H51V90H50ZM49 92V93H50ZM60 92H61V88H60ZM93 92V93H94ZM150 92V93H149ZM210 92V91H209ZM222 92V91H221ZM253 92V91H252ZM257 92V93H258ZM260 92L262 93V90H260ZM39 93V94H38ZM54 93V92H53ZM63 93V92H62ZM65 93V92H64ZM74 93V94H75ZM83 93V95L85 96V94H84V92L82 91L81 92V94ZM160 93L161 94H163L162 95V97L160 98ZM166 93V94H165ZM169 93H171L172 94V98H170L169 96H171V95H169ZM263 93H264V90H263ZM260 94V95H264V94ZM48 94V93H47ZM51 94V93H50ZM49 94V95H50ZM55 94V93H54ZM53 94V96H55ZM67 94H69V93H67ZM67 94L65 95L66 97H67ZM73 94V95H74ZM80 94V93H79ZM98 94V93H97ZM152 94V95H151ZM164 94H165V96H164ZM212 94V93H211ZM214 94V93H213ZM213 94H212V96H213ZM217 95H218V93H216ZM230 94V93H229ZM248 94H249V92H248ZM251 94V93H250ZM254 95H255V92L253 93ZM39 95V96H38ZM52 95V94H51ZM50 95V96H51ZM87 95V94H86ZM96 94H94L93 96H95ZM152 96V97H150V96ZM160 95V96H159ZM174 95H176V96H174ZM222 95V94H221ZM233 95V96H232ZM253 95V96H254ZM63 97V99H64V95H62ZM69 96H71V95H68V97ZM75 97L74 98H76V96H77V93H76V95H74ZM159 96V97H158ZM166 96H168L169 97V99L166 97ZM191 96V97H190ZM211 96V97H212ZM250 96V95H249ZM256 96V95H255ZM259 96V95H258ZM40 97V98H39ZM52 97V96H51ZM59 98V100H60V96H58ZM79 97V96H78ZM81 97H83L82 95H80V97H79V103L81 102L80 101V98ZM85 97H87V96H85ZM84 97V99H87V98H85ZM90 97H91V95H90ZM149 97H150V99H153L152 101L149 99ZM166 97V98H165ZM175 97V98H174ZM216 97V96H215ZM218 97H220V96H218ZM221 97H223V96H221ZM261 97V96H260ZM54 98V97H53ZM57 97H55L53 100H55ZM73 98V99H74ZM93 98H96V99H98L97 98V95L95 96V97H93ZM93 98L91 97V101H93ZM155 98V99H154ZM167 100H165V99ZM174 98V99H173ZM181 98V97H180ZM224 98V97H223ZM262 98V97H261ZM260 98V99H261ZM264 98V97H263ZM57 99V100H58ZM68 99H70V100H72V97L70 98H68ZM67 98H66V100H68ZM82 99V98H81ZM83 99V100H84ZM90 99V98H89ZM88 99V100H89ZM162 101H161V100ZM163 99H164V101H163ZM178 99V98H177ZM188 99V98H187ZM192 99V100H193ZM211 99V100H210ZM214 99V98H213ZM218 99H220V100H217V102H218V105H219V103H222V101L224 102V101H226L227 102V100L226 99H224V100H222L221 101V98H218ZM56 100V101H57ZM76 100H78L77 98H76ZM76 100H74V102L72 103V102H70L69 100H68V103L70 102V104H77L78 103V101L77 102H75ZM122 100L125 102V103H127V104H122V106H121V108H120V106H118L117 104H119V105H121L120 104V101L122 102ZM155 100V101H154ZM171 100V101H172ZM209 100L211 101V102H213V103H211L210 104V102H209ZM216 100V99H215ZM243 100V101H242ZM264 100V99H263ZM47 101H48V103H49V105H47ZM63 101V100H62ZM73 101V100H72ZM85 101H87V100H84V102ZM157 101H158V103H157ZM163 102V107H162V109L164 108V107H166L167 106V104L170 106V108H168L167 107V109H169V110H167V112L165 111V109H164V111H163V113H161L160 114V110H161V106H159V104L160 105H162L161 104V102ZM166 101V102H165ZM172 101V102H173ZM220 101V102H219ZM260 101V102H259ZM51 102V101H50ZM53 102V101H52ZM55 102V101H54ZM59 102V104H61L60 103V101H58ZM64 102H65V100H64ZM88 102V101H87ZM98 101L96 100V103H97ZM110 102H111V106H109V104H110ZM150 102H152V103H150ZM196 102V101H195ZM199 102V103H198ZM203 102H204V105L206 106L207 105V109L205 108H201V107H204L202 104H203ZM255 102H257V103H255ZM264 102V101H263ZM56 103V102H55ZM79 103H78V105H79ZM86 103V102H85ZM157 104L158 106V108H154L153 106H156L155 104ZM171 105H173V106H171ZM58 103H56V105H57ZM63 104V103H62ZM61 104V106H63ZM93 104V103H92ZM151 105L152 106V104H153V108H154V110H152V113H150V114H148L150 111H148V110H150L151 108H150V106H148V105ZM164 104H166V105H164ZM191 104H192V102H191ZM209 104L210 105H212V106H209ZM224 103H222V104H220L219 106H225V105H223ZM253 105V106H250V105ZM261 104H263V105H261ZM52 105L54 106V107H52L51 106V109H50V107H49V109L50 110H52V108H55V104H53L52 103ZM83 106H85V104L83 103L82 104ZM86 105H89L88 103L86 104ZM95 105V104H94ZM200 105H202V106H200ZM215 105L216 106H218L216 103H215ZM234 105V104H233ZM237 105V104H236ZM240 105V104H239ZM240 105V106H241ZM45 106H47V107H45ZM69 106H71V105H69ZM76 106V105H75ZM81 106V105H80ZM79 106V107H80ZM80 107L81 109H80V111L82 110V108L84 109V107ZM93 105H91V107H92ZM100 106V107H99ZM116 106H118V107H116ZM135 106H139V109H140V111H138L139 113H136V108H135ZM183 106V105H182ZM185 106V105H184ZM219 106H218V108H219ZM238 106V105H237ZM239 107V108H243V107ZM57 107H59V106H57ZM64 107H68V105H66V106H64ZM77 107V106H76ZM91 107H89V108H91ZM96 107V106H95ZM147 107H149L150 109H147ZM174 107V108H175ZM190 107V106H189ZM210 109H209V108ZM237 107V108H238ZM61 108H63V107H61ZM60 108V109H61ZM69 108V107H68ZM75 109V107H72V110H74ZM86 108V107H85ZM88 108V107H87ZM152 108V109H153ZM174 108H172L173 110H172V114H170V115H172V116H175L176 117V119L178 118V116L177 115H179V117H180V115L182 114V112H183V114H184V111H181L182 109H184L185 107H180V109H178V111L177 110H175L174 111ZM177 108H175V109H177ZM188 108V107H187ZM195 108H197V110L195 109ZM221 108V107H220ZM223 108V107H222ZM245 108V107H244ZM45 109V111H47ZM48 109V110H49ZM56 109V108H55ZM92 109V108H91ZM95 109V108H94ZM96 109V110H97ZM117 109H119V110H117ZM189 109V108H188ZM188 109H184L187 113L188 112H192L191 110H189L188 111ZM198 109H200V110H198ZM201 109H203V110H201ZM210 111H209V110ZM232 109H234V108H232ZM50 110L48 111L49 113H50ZM71 110V111H72ZM79 109H78V107H77V109H75L74 111H78ZM86 110V109H85ZM88 110H90V109H88ZM95 110V111H96ZM179 110H180V114L178 113V114H176L177 112H179ZM205 110H207V111H209L210 112V114L209 113H207V112H204ZM216 110V112H218V109L217 108H214L213 109V111H215ZM39 111H40V113H39ZM62 111V110H61ZM83 111V110H82ZM99 111V112H100ZM159 111V112H158ZM173 111L175 112V114L173 115ZM204 112L203 114H204V116H201V112ZM221 111V110H220ZM234 111V110H233ZM235 111H236V108H235ZM250 111L252 112V114L250 113ZM70 112V111H69ZM73 112V111H72ZM75 112V113H76ZM79 112V111H78ZM91 112H93V109L91 110ZM166 112V113H165ZM185 112V113H186ZM74 113V112H73ZM82 113V112H81ZM85 113H87V110L85 111V112H83V114L85 115ZM89 113V112H88ZM86 114V115H89V114ZM120 113V112H119ZM159 113V114H158ZM186 113V114H187ZM194 113H196V112H194ZM222 113V112H221ZM251 115H253L252 117L251 116H249L250 114ZM58 114V113H57ZM91 114H93V113H91ZM122 114V113H121ZM128 114H130L129 112H128ZM127 114V115H128ZM155 114V113H154ZM190 114V113H189ZM206 114H209V115H206ZM246 114V115H245ZM248 114V115H247ZM50 114H49V116H51ZM83 115V116H84ZM94 115L92 116V115H89L90 117L92 116L93 118H94ZM170 115L168 114V116L170 117ZM185 115V114H184ZM256 115L258 116V117H256ZM119 116H121L120 114H119ZM124 116H126V115H124ZM168 116H167V118H168ZM181 116H183V115H181ZM244 118H243V117ZM260 116H261V118H260ZM48 117V116H47ZM90 117H88V118H90ZM118 117V116H117ZM134 117H136V115L134 116ZM138 117V116H137ZM154 117V116H153ZM152 117V118H153ZM175 117H170V119L168 118V120L169 121H171L172 119H174ZM231 117H232V115H231ZM236 117V115H234V118ZM236 117V118H237ZM57 118V117H56ZM83 118H86V116L85 117H83ZM92 118V119H93ZM120 119H121V117H119ZM125 118H127V117H125ZM151 118V119H152ZM156 118V119H157ZM161 118V119H160ZM172 118V119H171ZM185 118V117H184ZM247 118V119H246ZM252 118V119H251ZM263 118V119H262ZM62 119V118H61ZM129 119V118H128ZM136 119V118H135ZM138 119V118H137ZM138 119V120H139ZM155 119V118H154ZM178 119H181V117L180 118H178ZM191 118H189V120L191 121L192 120ZM218 121H217V120ZM242 119V120H241ZM71 120V119H70ZM95 120V119H94ZM93 120V121H94ZM132 120H134V118L132 119ZM184 120V119H183ZM185 120H187V119H185ZM223 120V119H222ZM221 120V121H222ZM241 120V121H240ZM259 120H261V121H259ZM54 121V125L52 126V128L50 127L51 125H50V122H53ZM78 121V120H77ZM76 121V122H77ZM83 121V120H82ZM98 121V122H99ZM156 121V120H155ZM161 121L159 122V124H162L163 123V121H162V123H161ZM166 121H167V119H166ZM175 121V120H174ZM189 121V122H190ZM229 121H230V119H229ZM246 121H244L245 123H246ZM247 121V122H248ZM257 121H259V123L257 122ZM80 122V121H79ZM121 122L123 123V128L124 127H126L125 125H126V123L128 122V120L127 119H123V117H122V119H121ZM129 122H130V120H129ZM158 122V121H157ZM165 122V121H164ZM199 122V123H198ZM225 122V121H224ZM166 123V122H165ZM165 123H163V126L162 125H160V131H161V129H162V127H164V130L166 129L165 127L167 126V124H165ZM168 124H169V122H167ZM173 123V121L172 122H170V124H172ZM176 122H174V124H175ZM178 123V122H177ZM226 123V122H225ZM245 123H243L244 124V126H243V124H242V126H240L239 127V129H237V132H238V130L240 131V138L241 139H239V140H242V138H243V134L242 133H244V135L245 134H247L248 132L247 131H250V130H245V129H248V128H246L247 126H245L246 124ZM249 123V122H248ZM258 123V124H257ZM50 125V126H46V127H48V129H49V127H50V129H49V131H53V133H54V137L52 136V134H51V136L49 135V133H48V136H50V137H53V138H55L54 140H53V142L54 143H50L51 142V138H49L50 139V142H48V137H47V132H49V131H47L46 130V128H45V125ZM55 125V128H56V126L58 127V125ZM80 124V123H79ZM82 124H85V123H83L82 122ZM164 124H165V126H164ZM169 124V126L170 127H172L171 125ZM173 124V125H174ZM85 125H87V123L85 124ZM92 125V126H91ZM114 125V126H113ZM120 125V127H122L121 126V123L119 124ZM142 125H145V126H142ZM153 125V126H152ZM152 128L153 127H155V128H153V129H155V130H157V128L159 127H157L156 128V125H157V123H156V125H154V122L152 123ZM237 125H235L236 127H237ZM74 126V125H73ZM110 126H112L111 128L112 129H110ZM169 126H167L168 128H169ZM177 126V125H176ZM178 126H179V128H180V125L178 124ZM183 126V125H182ZM195 126V125H194ZM192 126L193 127V129H194V131H197L198 132V130H195V129H197V127L195 126ZM219 126V125H218ZM222 126V125H221ZM259 128H258V127ZM84 127H87V126H84ZM119 127V128H120ZM127 127V128H128ZM148 127V128H147ZM173 127H175V126H173ZM185 127V126H184ZM220 127V126H219ZM225 127V126H224ZM251 127V126H250ZM72 128H75V127H72ZM77 128H78V126H77ZM83 128V127H82ZM97 128V129H96ZM99 128V129H98ZM122 128V129H123ZM167 128V129H168ZM186 128V127H185ZM191 128V127H190ZM244 130H243V129ZM256 128H258V129H256ZM81 129V128H80ZM122 129H120V130H122ZM159 129V128H158ZM166 129V130H167ZM170 129V128H169ZM183 129V128H182ZM241 129V130H240ZM72 130V129H71ZM75 130V129H74ZM96 131L97 130V132H99L100 133V135H99V133H98V135H96L97 136V138H100V141H99V139H95L94 137V135H95V133H94V131ZM119 130V131H120ZM127 130V129H126ZM172 130L173 131H175L173 128H172ZM181 130V129H180ZM187 131H188V129H186ZM203 130V131H202ZM224 131V132H222L221 133V131ZM73 131V130H72ZM76 131H77V129H76ZM76 131H73L72 132V134H74V136L76 137L77 135H80V137H76V139L74 140V142L76 143V140L77 139H80L83 135H85L84 134V132H80V133H83V135L82 134H79L78 132V134H75L74 132H76ZM82 131H83V129H82ZM118 131V130H117ZM118 131V132H119ZM148 131H150V128H149V130ZM159 131V132H160ZM168 131V130H167ZM170 131H171V129H170ZM176 131H179V130H176ZM186 131V132H187ZM220 131V132H219ZM246 131V132H245ZM71 132V131H70ZM97 132H96V134H97ZM112 132H113V130H112ZM116 132V131H115ZM142 132H143V134H142ZM144 132H145V136H143V137H141L142 135H144ZM154 131H152V132H150L151 134L153 133ZM163 132V133H162ZM162 134H164V131L162 130ZM172 132V131H171ZM170 132V133H171ZM181 132V133H180ZM189 132H191V131H189ZM229 132H231V130L229 131ZM228 132V134H230ZM254 132V131H253ZM123 133H124V129H123ZM122 133V134H123ZM149 133V132H148ZM188 133V132H187ZM192 133H195V132H192ZM199 133V134H200ZM219 133H221V135H219ZM61 134H64V136H66V138H64L63 139V135H61ZM101 134H102V140H101ZM113 134V133H112ZM111 134V135H112ZM118 133H116V135H117ZM121 134V133H120ZM121 134V135H122ZM154 134H155V132H154ZM179 134L181 135L182 134V131H179ZM189 134H191V133H189ZM228 134H226V137H227V135ZM82 135V136H81ZM115 135V134H114ZM115 135V137L116 138H119V136L117 137ZM138 135L140 136V137H138ZM159 135V134H158ZM157 135V136H158ZM166 135H168V134H166ZM171 135H176V132L175 133H171ZM232 135H233V133H232ZM238 135V134H237ZM241 135H242V137H241ZM57 136H58V138H57ZM74 136L72 137L73 139H74ZM150 135H148V138H153L154 136H153V134L151 135V137H149ZM153 136V137H152ZM156 136V135H155ZM164 136H165V134H164ZM191 136V135H190ZM192 136H193V134H192ZM191 136V137H192ZM203 136H205V137H203ZM220 136V137H219ZM249 136V135H248ZM253 136H254V134H253ZM60 137V138H59ZM113 137V136H112ZM111 137V138H112ZM161 137H162V135H161ZM160 136L158 137V138H161ZM170 137V136H169ZM168 136H167V138H169ZM172 137V136H171ZM171 137L169 138V139H171ZM178 139H184V138H182V136H179V135H177L176 136ZM176 137H174V138H176ZM195 137L193 136L192 138H190L191 140L192 139H195ZM224 137V136H223ZM69 138V139H68ZM119 138V139H120ZM139 138H141L140 140H139ZM174 138H172L171 140L173 141V143L175 142V144L177 145V141H175L176 139H174ZM205 138V139H204ZM228 138H229V136H228ZM245 138H246V136H245ZM245 138H243L244 139V141H245ZM256 138V137H255ZM60 139V140H59ZM82 139V138H81ZM80 139V140H81ZM95 139V140H94ZM113 139V138H112ZM118 139V140H119ZM126 139V138H125ZM155 139V138H154ZM153 139V140H154ZM235 139H236V135H235ZM238 139V138H237ZM247 139V138H246ZM261 139H260V141H261ZM55 140H57V142L55 141ZM83 140H84V138H83ZM111 140V141H110ZM149 140V139H148ZM156 140V139H155ZM165 140V139H164ZM167 141H169L168 139H166ZM170 140V141H171ZM196 140V139H195ZM222 140V141H221ZM229 140V139H228ZM252 141H253V139H251ZM264 140V139H263ZM262 140V141H263ZM69 141H71V139L69 140ZM105 141V140H104ZM104 141H102V145L104 144L103 142ZM147 141V140H146ZM150 141V140H149ZM159 141V140H158ZM162 142V143H164V144H168V142ZM180 141H182V140H180ZM188 141H190V140H188ZM233 141V140H232ZM235 141V140H234ZM244 141H241V143H242V145H243V148H242V152L244 153L243 155H248V154H246L245 152H247V151H245V150H247V148H248V146H247V144H249V142L246 144V141H245V143H244ZM252 141L250 142V143H252ZM257 141V140H256ZM259 141V140H258ZM261 141V142H262ZM17 142V143H16ZM113 142H114V139H113ZM113 142H112V144H113ZM144 142V141H143ZM179 142V141H178ZM192 141H190V143H191ZM221 142V143H220ZM261 142L259 143L258 142V149L260 148L259 146L260 145H262L261 144ZM48 143H50V144H48ZM90 143V145H92L91 144V142H89ZM88 143V144H89ZM107 143V144H108ZM119 143V142H118ZM117 143V144H118ZM125 143V144H126ZM148 143V142H147ZM147 143H145V144H147ZM152 144H153V142H151ZM155 143V142H154ZM190 143H188V144H190ZM193 143H191L192 145H193ZM227 143H228V145H230L229 144V142H226V145H227ZM236 143V142H235ZM240 143V144H241ZM15 144V145H14ZM19 145L18 147L20 148V149H13V146H14V148H15V146L17 147V145ZM79 144V145H78ZM114 144H116V141H115V143ZM144 144V145H145ZM149 144V143H148ZM157 144H161V143H157ZM156 143H155V145H157ZM164 144H161V145H163V147H161L160 145V147L161 148H165L164 150H166V148H168V147H165L164 146ZM178 144H180V143H178ZM233 144V143H232ZM89 145V146H90ZM118 145H123V144H118ZM118 145H117V147H118ZM130 144H129V146H131ZM144 145H143V147H144ZM154 144L153 145H151V147L149 146V145H145L146 147L144 148L145 150H144V152H148V150L150 151V154H151V148H152V146H155ZM169 145H170V142H169ZM168 145V146H169ZM224 145V144H223ZM225 145V146H226ZM227 145V146H228ZM245 145V146H244ZM77 146H80L79 148L77 147ZM93 146H91V147H93ZM98 146H99V148H98ZM208 146V147H207ZM224 146V147H225ZM232 146V145H231ZM247 146V147H246ZM54 147H57L58 148V150H56L57 148H54ZM91 147H89V148H91ZM106 147H108L107 145H106ZM150 148V149H148V150H146V148ZM160 147H158L157 148V150L160 152ZM170 147L172 148V147H174V146H172V145H170ZM169 147V148H170ZM176 147V146H175ZM174 147V149L176 150V148ZM177 147H178V145H177ZM192 147V146H191ZM195 147V144H194V146L192 147V148H194ZM207 147V148H206ZM235 147V146H234ZM245 147H246V149H245ZM105 148V147H104ZM103 148V149H104ZM125 148H126V146H125ZM138 148V149H137ZM154 148H156V147H154ZM220 148H221V145H220ZM226 148V147H225ZM236 148V147H235ZM106 150H107V148H105ZM129 149V148H128ZM153 149V148H152ZM162 149V150H163ZM174 149H172V150H174ZM237 149V148H236ZM245 149V150H244ZM249 149V148H248ZM263 149V148H262ZM15 150V151H14ZM17 150H19L18 151V153H17ZM82 150V151H81ZM85 150H87V151H85ZM95 150V149H94ZM108 150H109V148H108ZM129 150H131V149H129ZM128 150V151H129ZM157 150H152V152H154V154L156 153L155 151H157ZM170 150V149H169ZM168 150V151H169ZM186 150V149H185ZM208 150V151H207ZM237 150H239V147H238V149ZM244 150V151H243ZM260 150V149H259ZM57 151V152H56ZM157 151V152H158ZM167 151V150H166ZM224 151V150H223ZM222 151V152H223ZM226 151H227V149H226ZM231 151H234L233 149L231 150ZM14 152H16L17 153V156L16 155H13V153ZM95 152H97V151H95ZM108 152V151H107ZM122 152V151H121ZM127 152V151H126ZM158 152V153H159ZM171 152V151H170ZM173 152V151H172ZM171 152V153H172ZM175 152H177V151H175ZM239 152V151H238ZM237 152V153H238ZM249 152H252V150H250L249 149ZM249 152H247V153H249ZM257 152H258V150H257ZM60 153V154H59ZM91 153V154H90ZM127 153H130V152H127ZM149 153V152H148ZM148 153H145V155H148ZM161 153L162 154H160V156H159V158L160 157H162V156H165V154L163 153V151H161ZM166 153V152H165ZM180 152H177V154H179ZM224 153V152H223ZM226 153V152H225ZM236 153V152H235ZM259 154H260V152H258ZM57 154H58V156H57ZM82 154V155H81ZM85 154H88V155H85ZM123 155L125 154V151H124V153H122ZM150 154H149V156H150ZM164 154V155H163ZM181 154V153H180ZM192 154V155H191ZM196 154H198V155H196ZM229 154V153H228ZM64 158L63 160L61 159V156ZM80 155V156H79ZM84 155V156H83ZM93 155V156H92ZM156 155H159V154H157L156 153ZM168 155V154H167ZM167 155L165 156L166 157V159H168L169 160V158L170 157H172V155L169 157V158H167ZM203 155H206V153L205 154H203ZM230 155H233L232 153L230 154ZM239 155V154H238ZM237 155V156H238ZM241 155H242V153H241ZM249 155H250V153H249ZM249 155H248V157H249ZM255 154H253V156H254ZM45 156V157H46ZM60 156V157H59ZM79 156V157H78ZM81 156H83V159L84 158H88V160L87 159H81L82 157ZM91 156V158H89ZM110 156V155H109ZM108 156V157H109ZM178 156V157H177ZM190 156H192V158L190 157ZM198 156V157H197ZM229 156V155H228ZM233 156H235V155H233ZM252 156V155H251ZM260 156V155H259ZM40 157V156H39ZM95 157H97V155H95ZM132 157H134L133 155H132ZM131 157V158H132ZM155 158V156L153 155L152 157H148L149 159H152V158ZM158 157V156H157ZM180 157H182V155L180 156ZM179 157V158H180ZM197 157V158H196ZM203 157V158H202ZM243 157V156H242ZM248 157H246V158H248ZM107 158V157H106ZM127 158V157H126ZM159 158H157V159H159ZM191 160H190V159ZM221 158L223 159L224 157H222L221 156ZM221 158H219L220 160H218L219 161V163H221ZM225 158H226V156H225ZM235 159H236V157H234ZM250 158V157H249ZM36 159V158H35ZM50 159V160H49ZM134 159V158H133ZM156 159V158H155ZM162 159V158H161ZM163 159H165V158H163ZM162 159V162L163 163H165V161L166 160H163ZM187 159V160H186ZM188 159L191 161H189V162H186V161H188ZM198 159H200V160H198ZM213 159V160H212ZM228 158H226V160H227ZM233 159V158H232ZM241 159H243V158H241ZM33 160V161H32ZM42 160V159H41ZM65 160V161H64ZM83 160V161H82ZM95 160H96V158H95ZM98 160V159H97ZM109 160V159H108ZM146 160H147V158L145 159V162H146ZM152 160H154V159H152ZM160 160V159H159ZM171 160V159H170ZM169 160V162L171 163V164H173L171 161ZM207 160V161H206ZM224 160V159H223ZM226 160H224V161H226ZM230 160H231V158H230ZM234 160V159H233ZM245 160V159H244ZM246 160H248V159H246ZM252 160V159H251ZM62 161V162H61ZM134 161V160H133ZM158 160H156V162H157ZM206 161V162H205ZM212 161V162H211ZM249 161V160H248ZM96 162V161H95ZM103 162V163H102ZM107 162V161H106ZM127 162H128V160H127ZM139 162V161H138ZM145 162H143V163H145ZM148 162V161H147ZM150 163H151V161H149ZM153 162H155V161H153ZM160 162H161V160H160ZM161 162V163H162ZM169 162L167 161V165H169ZM182 162V163H181ZM184 162H186V163H188V165L185 167L184 166ZM237 162V161H236ZM242 162V161H241ZM256 162H259L258 160H257V158H256ZM38 163V162H37ZM67 163H70V162H67ZM74 164V165H76V167L78 166L77 164ZM159 163V162H158ZM174 163V165H176ZM210 163H212L211 165H210ZM218 163V162H217ZM222 163L224 164V162L222 161ZM238 163V162H237ZM251 163V162H250ZM261 163V162H260ZM259 163V164H260ZM35 164V163H34ZM56 164V165H55ZM71 164V165H72ZM80 164H79V167H81L80 166ZM149 164V163H148ZM152 164V163H151ZM182 164V165H181ZM215 164V163H214ZM242 164V163H241ZM254 165L253 164V166H254V168H255V166L257 167L258 166V168L260 167V165ZM263 164V163H262ZM3 165V166H4ZM21 165L23 166L22 167V169H20L21 168ZM46 165V164H45ZM45 165H43V166H45ZM48 165H49V163H48ZM69 165V164H68ZM88 165V164H87ZM86 165V166H87ZM90 165V164H89ZM93 165H92V167H93ZM96 165H94V166H96ZM108 165H110L109 167H107ZM150 165V164H149ZM157 165V164H156ZM159 166H160V164H158ZM163 165L164 164H162V166H160V167H163ZM167 165H164V167H163V169L167 166ZM181 165V166H180ZM216 165V164H215ZM235 165H237V164H235ZM240 165V164H239ZM251 165V164H250ZM82 166V167H83ZM86 166L85 167H83L84 169L86 168ZM91 166V165H90ZM104 166H106V167H104ZM126 166V165H125ZM146 166H148V165H146ZM172 166V165H171ZM222 166V165H221ZM245 166V165H244ZM252 166V167H253ZM54 167V168H55ZM88 167V166H87ZM90 168V170L91 169H93V168ZM172 167H175V166H172ZM177 167V166H176ZM175 167V168H176ZM182 167H184V168H182ZM219 167H220V165H219ZM233 167V166H232ZM237 167V166H236ZM239 167V166H238ZM241 167H243V166H241ZM36 168H37V166H36ZM50 168V169H51ZM57 168L59 169V167L57 166ZM56 168V169H57ZM136 168V167H135ZM166 168H168V167H166ZM212 170H211V169ZM221 168V167H220ZM67 169H68V171H67ZM70 169V170H71ZM83 169V170H84ZM86 169H88V168H86ZM85 169V170H86ZM98 169V168H97ZM144 169V168H143ZM142 169V170H143ZM170 169H172V168H170ZM184 169H185V171H184ZM187 169V170H186ZM219 169V168H218ZM243 169V168H242ZM259 169H261V168H259ZM263 169V168H262ZM261 169V170H262ZM18 170H20L19 172H18ZM53 169H51V170H48L49 172H51ZM82 170V169H81ZM85 170L84 171H82L83 173L85 172ZM95 169H93V173L91 172V174L92 175H94L96 172H99V170H97V171H94ZM106 170V171H105ZM146 170V169H145ZM154 170V169H153ZM169 169H165V171H168ZM233 170V169H232ZM240 170V169H239ZM254 170V169H253ZM252 170V171H253ZM1 171V170H0ZM3 171V170H2ZM86 171H88V170H86ZM92 171V170H91ZM137 171V170H136ZM172 171V170H171ZM217 171V170H216ZM215 171V172H216ZM225 171H227V170H225ZM233 171H235V170H233ZM237 171V170H236ZM256 171V170H255ZM257 171H258V169H257ZM260 171V170H259ZM33 172L34 171H32V174H33ZM48 172V173H49ZM71 172V171H70ZM82 172H80V173H82ZM95 172V173H94ZM149 172H151V171H149ZM195 172H196V175H194L195 174ZM220 172V170L218 171V173ZM224 172V171H223ZM223 172L222 173H220L221 175L223 174ZM232 172V171H231ZM264 172V171H263ZM1 173V172H0ZM35 173V172H34ZM52 173V172H51ZM82 173V174H83ZM89 173V172H88ZM87 173V174H88ZM100 173V172H99ZM217 173V172H216ZM228 173L229 174H231L229 171H228ZM233 173V172H232ZM235 173V172H234ZM31 174V175H32ZM53 174V173H52ZM97 174V173H96ZM198 174H203V175H199L198 176ZM213 174H214V172H213ZM227 174V173H226ZM226 174H223L224 176L226 175ZM240 174H241V172H240ZM239 174V175H240ZM254 174V173H253ZM256 174H257V172H256ZM259 174V173H258ZM7 175H5V177L7 176ZM43 175V174H42ZM85 176H87L86 174H84ZM89 175L90 174H88V177H89ZM140 175V176H141ZM152 175H154V174H152ZM151 175V176H152ZM167 175V174H166ZM184 175V176H183ZM233 176H235V175H237V174H232ZM252 175V174H251ZM7 176V177H8ZM34 176V175H33ZM50 176V175H49ZM52 176V175H51ZM76 176H78L77 174H76ZM76 176H72L73 178L75 177L76 178ZM91 176V175H90ZM98 175H96L95 176V179H96V177H97ZM154 176H156V175H154ZM220 176V175H219ZM227 176V175H226ZM232 176V177H233ZM105 177V176H104ZM103 177V178H104ZM145 177V178H144ZM236 177V176H235ZM240 177V176H239ZM257 176H255V178H256ZM49 178V177H48ZM51 178V177H50ZM49 178V179H50ZM89 178H91V177H89ZM88 178V179H89ZM154 178H156V177H154ZM160 178V177H159ZM218 178V177H217ZM220 178V177H219ZM229 178H231V176L229 177V176H227L226 178H225V180H229L230 181V179ZM234 178V177H233ZM238 178V177H237ZM2 179H4V178H2ZM6 179V178H5ZM31 179V180H32ZM48 179V180H49ZM77 179H78V177H77ZM83 179H84V177H83ZM85 179H86V177H85ZM84 179V180H85ZM87 179V180H88ZM98 179V178H97ZM106 179V178H105ZM157 179V178H156ZM215 179V181H216V177L214 178ZM238 179H241V178H238ZM237 179V180H238ZM34 180V179H33ZM37 180V179H36ZM84 180H83V182H84ZM90 180V179H89ZM102 180V181H101ZM161 180V179H160ZM166 180V179H165ZM165 180H162V181H164L165 182ZM168 180H166L167 182H168ZM231 180H232V178H231ZM51 181H52V179H51ZM72 181V179L70 180V181H68V182H71ZM78 183H79V181H81V178H80V180L78 181V180H76ZM90 181H92V179L90 180ZM93 181H94V176H93ZM109 181V183H107ZM156 182H158L159 180H155ZM195 181H196V183H195ZM199 181V182H198ZM236 181V180H235ZM240 182L242 181V179L241 180H239ZM61 182H59L60 184H61ZM76 182V183H77ZM82 182V181H81ZM87 182V181H86ZM85 182V184H87V185H90V184H94L95 185V183H96V181H94L95 183H90V184H88V182L86 183ZM164 182H162V183H160V184H163ZM225 182V181H224ZM227 182V181H226ZM226 182H225V185H226ZM238 182V181H237ZM239 182V184H241V185H243L244 183H246V182H243V183H240ZM257 182V181H256ZM264 182V181H263ZM5 183V182H4ZM20 183V182H19ZM26 183H24V184H26ZM29 183H30V181H29ZM33 183H36V182H33ZM33 183L31 182L30 184H32L33 185ZM37 183H38V181H37ZM72 183V182H71ZM71 183L69 184V183H67V184H69V185H71ZM73 183L75 184V180L73 179ZM100 183L98 184V182H97V186L98 185H100ZM153 183V182H152ZM171 183H165L166 185H171ZM228 183V182H227ZM232 183V182H231ZM230 183V184H231ZM252 183H254V182H252ZM53 183H51V186H55L56 184H53ZM59 184V185H60ZM165 184H164V186H165ZM214 184V183H213ZM229 184V183H228ZM247 184H248V182H247ZM247 184H245V185H247ZM27 185V184H26ZM29 185V184H28ZM36 185V184H35ZM50 185V184H49ZM59 185H58V187H59ZM63 185V184H62ZM66 185V184H65ZM64 185V186H65ZM76 185H79V184H76ZM94 185H91L93 188L92 189H96V187L94 186ZM215 185V184H214ZM261 184H259L258 185V190H259V186H260ZM11 186V185H10ZM20 186V185H19ZM25 186V185H24ZM34 186V185H33ZM38 186V185H37ZM37 186H34V188L36 187L37 188ZM72 186V185H71ZM68 187V186H65V187H67L68 189L69 188H72L73 189V187ZM75 186V185H74ZM81 185H79V187H80ZM83 186V185H82ZM85 187H87L86 185H84ZM161 186V185H160ZM211 186V187H210ZM237 186H238V184H237ZM252 186V185H251ZM1 187V186H0ZM32 187V186H31ZM45 187V186H44ZM57 187V186H56ZM60 187H61V185H60ZM89 188H90V186H88ZM102 187V186H101ZM106 187V185L104 186V188ZM152 187H154V186H152ZM169 187V186H168ZM246 186H244V188H245ZM249 187V186H248ZM256 186H253V187H249V188H254L255 190H257L256 188H255ZM40 188V187H39ZM48 188H50V187H48ZM52 189H53V187H51ZM50 188V189H51ZM62 188V187H61ZM60 188V189H61ZM67 188H65V191H63V189L61 190V192H64V193H62V194H64L63 196L64 197H66L67 196V194H66V196H65V192H66V189ZM76 189V192H77V188H78V186L77 187H75ZM80 188H82V187H80ZM89 188H87V189H89ZM103 188V187H102ZM147 188V187H146ZM164 188V187H163ZM209 188H214L213 190L212 189H209ZM225 188H229L228 190L227 189H225L226 191H230V189H232V188H234V185L231 187L230 185H229V187H227V185H226V187ZM11 189V188H10ZM21 189V188H20ZM29 189H31V188H29ZM38 189V188H37ZM36 189V191H35V189L34 190H31V191H29V194H30V192H32V194H31V196L34 194H39V193H41V191L40 190H37ZM41 190H42V187L40 188ZM67 189V190H68ZM79 189V188H78ZM82 189H84V187L82 188ZM82 189L80 190L79 189V191L81 192L82 191ZM86 189V188H85ZM91 188H90V190H92ZM94 189V190H95ZM98 189L97 190H95L96 192H98ZM177 189V188H176ZM201 190V191H199V190ZM264 189V188H263ZM18 190V189H17ZM27 190H28V188H27ZM71 190V189H70ZM69 190V191H70ZM90 190H87L88 192L90 191ZM146 190V191H145ZM169 190V189H168ZM167 190V191H168ZM216 194V196H217V198L218 199H215V197L214 196H211L212 195V191ZM236 190V187H235V189L234 190H231L230 192H232L233 191V195H231V196H229L230 198L233 196V198L235 197V195L236 194H234V191ZM13 191V190H12ZM19 192H20V190H18ZM38 191H40L39 193H38ZM44 191V190H43ZM46 191V190H45ZM56 191V190H55ZM60 191V190H59ZM86 191V190H85ZM85 191H83L82 192V194L85 192ZM86 191V192H87ZM93 191V190H92ZM91 191V192H92ZM95 191L93 192V194L95 193ZM108 191H106L105 192V190H104V192L106 193V194H109L108 193ZM153 191V192H152ZM177 191V190H176ZM207 191H208V193H207ZM209 191H210V194H209ZM9 192V191H8ZM14 192V191H13ZM54 192V191H53ZM68 192V191H67ZM80 192H78V194H80L81 196H82V194L80 193ZM91 192H89V194L88 195H90V193ZM97 193V194H100V193ZM103 192V195H105V193ZM217 192V191H216ZM24 193V192H23ZM52 193V192H51ZM111 193V192H110ZM148 193H149V191H148ZM158 193H161V192H158ZM175 193V194H176ZM204 193V194H203ZM244 193H246V192H244ZM254 193V192H253ZM257 193H259L258 191H257ZM256 193V194H257ZM19 194H21V192L19 193ZM36 194V195H37ZM44 194V193H43ZM43 194H41V195H43ZM50 194V193H49ZM61 194V193H60ZM87 193H84V195H86ZM97 194H94V195H97ZM215 194H213V195H215ZM249 194H251L250 193V191H249ZM22 195V194H21ZM33 195V198H35V196ZM41 195H39V196H41ZM45 195V194H44ZM43 195V196H44ZM87 195V196H88ZM154 195V194H153ZM151 196V198H154L155 199V197L154 196ZM157 195H158V197H157ZM177 195H175L176 197H178ZM210 195V196H209ZM6 196V195H5ZM23 196V195H22ZM51 196V195H50ZM57 196V201H58V203H59V205H60V207H62V206H64L65 208H68L69 207V204H68V207L67 206H65L64 205V200H65V198H61L59 195H56ZM112 196V197H111ZM171 196V197H170ZM180 196H179V199H180ZM45 197V196H44ZM47 197V196H46ZM43 198L44 200V203H45V205H44V207H46L47 205H48V225H50V223H51V225L50 226H52L51 228H53V227H55L56 225H55V223H54V221L52 220V216L50 215V206H52L51 204H52V202L50 201V200H53V198L52 199H48V198ZM92 198H93V196H91ZM97 197V199H99L98 197V195L96 196ZM96 197H94L95 199H96ZM110 197H111V199H110ZM167 197H170L171 199H165V198H167ZM223 197V198H224ZM228 196H227V198H229ZM9 198V197H8ZM26 198V197H25ZM30 198V197H29ZM37 198V197H36ZM39 198V197H38ZM41 198V197H40ZM50 198V197H49ZM70 198V197H69ZM88 198V197H87ZM92 198H90V200L92 201ZM94 198H93V200H94ZM226 198V199H227ZM233 198H231V199H233ZM243 198H244V196H243ZM250 198V197H249ZM249 198H247L246 197V199H248L249 200ZM257 198L258 199H255V200H253L252 202L251 201H249L250 202V204H248L247 203V200H246V204L245 203H243L242 204V202L241 201H239L242 205H241V207H244V209H247L248 210V214H249V216L251 217V218H253V220H254V222L253 223H258L259 221H258V217L256 218L255 217V214H253L254 212V210H252L253 208H256L257 206L259 207V205H261L262 203H264V193H259L258 195H257ZM3 199V198H2ZM14 199V198H13ZM48 199V202L46 201V200ZM78 199V198H77ZM96 199V200H97ZM147 199V200H146ZM161 199V200H160ZM163 199H165V200H163ZM215 199V200H214ZM222 199V198H221ZM230 199V201H232ZM236 199H237V196H236ZM26 200H28V199H26ZM42 200V199H41ZM69 200V199H68ZM95 200V201H96ZM105 200H107L106 202H105ZM229 200V199H228ZM10 201V200H9ZM25 201V200H24ZM54 201V200H53ZM75 201V200H74ZM84 201H86L85 200V198H84ZM83 201V202H84ZM148 201H151V202H149L148 203ZM230 201H228V202H230ZM243 201V200H242ZM29 202V201H28ZM66 202H69V201H66ZM173 202H175V204H173ZM181 203V205L182 206H180V203ZM209 202V201H208ZM226 202V201H225ZM243 202H245V201H243ZM57 203V202H56ZM89 203V202H88ZM95 203V202H94ZM213 203H212V205H213ZM220 203V204H221ZM236 203H237V201H236ZM239 203V204H240ZM17 204V203H16ZM28 204V203H27ZM66 204V203H65ZM82 204V203H81ZM84 205L85 204H87V203H83ZM90 204V203H89ZM89 204H87V205H89ZM92 204H93V201H92ZM106 204V205H105ZM119 204H122V205H125L126 206V208H124L126 211H128V212H132L133 214L135 213V215L138 217V219H137V217L135 216V218H134V216H133V218L135 219V221H134V219L132 218V222H130V220H129V218H128V220H129V222L131 223V224H129V225H132V231H129L130 233L132 232V233H134V234H132V236H129V238H132L133 239V237L135 238V240H130V239H128V237L127 238H125V237H122V236H120L119 234L121 233V232H119V234H118V232H117V229H115V228H117V227H113V225L114 224H112V222H116V221H118V220H120L121 218H123L124 219V217L125 216H131L130 214L131 213H129V214H127L126 215V212L125 211H123V207L121 208L122 209V211H119V210H121V209H119L118 210V208H119ZM204 204H206V205H204ZM219 204V205H220ZM232 204H234L233 202H232ZM29 205V204H28ZM53 205H54V203H53ZM75 206H77V205H80V204H74ZM91 205V204H90ZM101 207H100V206ZM121 205V206H122ZM219 205H217V206H219ZM228 205H229V203L226 205L227 207H228ZM243 205H246V206H243ZM19 206V205H18ZM35 206V205H34ZM42 206V205H41ZM55 206V205H54ZM75 206H73L72 205V209L73 210H75L74 208H75ZM83 206V205H82ZM92 206V205H91ZM92 206V207H93ZM194 206V207H193ZM214 206V205H213ZM222 206H220V207H218V209L217 210H219V208H221ZM232 205H230L229 207H231ZM262 206V205H261ZM12 207V206H11ZM30 207H32L31 205H30ZM29 207V208H30ZM89 207V206H88ZM98 207V208H97ZM204 207V208H203ZM207 207H208V205H207ZM229 207L226 209V210H224V212L225 211H231V210H229ZM241 207H239V208H241ZM18 208V207H17ZM42 208V207H41ZM55 208V207H54ZM58 209H59V206L57 207ZM56 208V209H57ZM78 208V207H77ZM80 208V207H79ZM182 208H184L183 210H182ZM185 208H189V209H185ZM190 208H192V209H190ZM193 208H194V210H193ZM196 208V209H195ZM209 208V207H208ZM217 208V207H216ZM216 208H214L213 207V209H212V207H211V209L213 210V211H215L214 209H216ZM226 208V207H225ZM239 208H232V209H234L233 211H232V215H233V212H236V210L235 209H239ZM34 207H33V209L31 208V210H29V212H33L34 211ZM40 209V208H39ZM63 209V208H62ZM62 209H61V211H62ZM81 209H83V207L81 208ZM80 209V210H81ZM89 210L91 209V208H88ZM33 210V211H32ZM38 210V209H37ZM36 210V211H37ZM64 210H66V209H64ZM69 211H70V214L69 215H71V211L72 210H70V207H69V209H68ZM192 210V211H191ZM208 210H210V209H208ZM243 210V209H242ZM257 210V209H256ZM24 211V210H23ZM35 211V212H36ZM45 211V210H44ZM68 211V212H69ZM83 211V210H82ZM91 211V210H90ZM191 213L190 215H189V213ZM220 211H222V210H220ZM227 211V212H228ZM52 212V211H51ZM67 212V211H66ZM73 212V211H72ZM79 212V213H80ZM197 212V213H196ZM203 212V213H202ZM216 212V211H215ZM218 212V211H217ZM224 212H222V213H224ZM240 212V211H239ZM40 213V212H39ZM42 213H44L45 214V212H42ZM58 213V212H57ZM61 213V212H60ZM91 213V212H90ZM89 213V214H90ZM188 213V214H187ZM202 213V214H201ZM208 213V214H207ZM242 213V212H241ZM14 214V213H13ZM52 214V213H51ZM67 214V213H66ZM194 214V215H193ZM226 214V213H225ZM229 214V213H228ZM257 214H259V213H257ZM31 215H33L34 216V213H31ZM31 215H29L30 217H31ZM46 215V214H45ZM55 215V214H54ZM63 215V214H62ZM83 215V216H82ZM211 215V216H212ZM217 215V214H216ZM219 215H222V214H218L217 216H218V219L221 217H219ZM230 215V214H229ZM229 215H227L228 217H229ZM230 216L231 218H229V220L231 221L232 220V218H233V220L235 221V222H237V224L239 223L238 221H236L238 218H237V216L236 215H238V214H234L235 215V217L234 216ZM25 216V215H24ZM28 216V215H27ZM67 216V215H66ZM92 216V217H91ZM123 216V217H122ZM222 216H224V214L222 215ZM260 216V215H259ZM65 217V216H64ZM68 217V216H67ZM66 217V218H67ZM71 217V216H70ZM239 217V216H238ZM241 217V216H240ZM20 218V217H19ZM63 218V217H62ZM69 218V217H68ZM193 218V219H192ZM195 218V219H194ZM205 218V217H204ZM212 218V217H211ZM217 218V217H216ZM225 218V217H224ZM224 218H222V219H224ZM237 218V219H236ZM10 219V218H9ZM31 219V218H30ZM33 219V218H32ZM125 219L127 220V218L125 217ZM131 219V218H130ZM198 219V220H197ZM202 219V223L201 222H199V220H201ZM207 219H209L208 217H207ZM228 219V218H227ZM55 220V219H54ZM60 220V219H59ZM69 220V219H68ZM82 220V221H81ZM126 220L125 221H122L121 220V222L119 223V221H118V223L119 224H126L125 222H126ZM232 220V221H233ZM242 220H243V218H242ZM30 221V220H29ZM34 221V220H33ZM32 221V222H33ZM57 221V220H56ZM70 222H71V220H69ZM69 221H65V222H69ZM210 221V220H209ZM218 221H220V220H218ZM231 221V222H232ZM234 221H233V224H235L234 223ZM240 221V220H239ZM7 222V221H6ZM36 222H37V220H36ZM129 222H127V223H129ZM198 222V223H197ZM204 222V223H203ZM214 222V221H213ZM19 223V222H18ZM60 223V222H59ZM63 223V222H62ZM84 223V224H83ZM195 223H197V224H201L200 226H199V229H198V225L196 224L195 225ZM208 223V222H207ZM210 223V222H209ZM35 224V223H34ZM57 224V223H56ZM74 224V223H73ZM111 224H112V226H111ZM207 225L208 227H204V225ZM218 224H219V222H218ZM225 224V223H224ZM232 224V225H233ZM33 225V224H32ZM59 225V224H58ZM57 225V226H58ZM72 225V224H71ZM70 225V226H71ZM117 225V222L115 223V225L114 226H116ZM127 225V224H126ZM214 225V224H213ZM219 225H221V223L219 224ZM239 225V224H238ZM35 226V225H34ZM75 226V225H74ZM73 226V227H74ZM124 226V225H123ZM215 226V225H214ZM217 226V225H216ZM7 227V226H6ZM59 227H60V225H59ZM59 227H55L56 229H61V228H59ZM77 226H75L74 228L77 230L78 228H76ZM121 227H122V225H121ZM202 227H204L203 228V230L201 229ZM233 227V226H232ZM263 227V226H262ZM50 228V229H51ZM81 228V229H82ZM119 228H120V226H119ZM124 228H125V226H124ZM130 228V227H129ZM128 228V229H129ZM130 228V229H131ZM205 228H208V229H205ZM217 228V227H216ZM215 228V230H217ZM219 228H221V227H219ZM237 228V227H236ZM264 228V227H263ZM80 229V230H81ZM85 229H86V232H85ZM122 229V228H121ZM128 229H127V232H128ZM230 229V228H229ZM233 228H231L230 230H232ZM255 229V228H254ZM254 229H252V230H254ZM259 229V228H258ZM14 230V229H13ZM38 230V229H37ZM53 230H55V229H53ZM53 230L51 229V231L53 232ZM64 230V229H63ZM79 230V229H78ZM79 230V231H80ZM124 230V229H123ZM206 231V232H209V235H208V233H206V232H203V231ZM208 230V231H207ZM228 230V229H227ZM28 231V230H27ZM31 231H33V229L31 230ZM42 231V230H41ZM57 230H55L54 231V233L55 234H58V232L60 231H57ZM82 231V230H81ZM119 231H120V229H119ZM124 231H126V229L124 230ZM123 231V232H124ZM217 231H220V229H218ZM216 231V232H217ZM222 231V230H221ZM233 231V230H232ZM255 231V230H254ZM258 231V230H257ZM33 232H34V234H33ZM32 232V235H33V238H34V235H36V233H37V235L35 236L37 239H38V237H39V234H38V232L37 231H33ZM40 232V231H39ZM85 232V233H84ZM128 232V233H129ZM205 233L204 235H203V233ZM211 232H212V234H211ZM223 232H224V230H223ZM234 232H237V231H235L234 230ZM256 232V231H255ZM29 233V232H28ZM27 233V234H28ZM59 233H61V232H59ZM64 233V232H63ZM69 233V232H68ZM125 233V232H124ZM124 233H122L123 235H124ZM128 233H127V235H128ZM195 233H196V236H195ZM200 233V234H199ZM254 233V232H253ZM259 233H262V232H259ZM76 234H78V231H77V233ZM216 235V237L214 236V235ZM262 234H264V233H262ZM2 235V234H1ZM66 235V234H65ZM130 235V234H129ZM134 235V236H133ZM203 235V236H202ZM214 237H212V236ZM18 236V235H17ZM58 236V235H57ZM60 236H62V235H60ZM80 236H82V237H84V235H79V237ZM220 236V237H219ZM260 236H262L261 234H260ZM3 237V236H2ZM32 237V236H31ZM42 237V236H41ZM41 237H40V239L39 240H41ZM89 237V238H88ZM218 237V238H217ZM232 237V236H231ZM230 237V238H231ZM243 237V236H242ZM251 237V236H250ZM258 237V236H257ZM35 238V239H36ZM45 238V237H44ZM52 238V237H51ZM213 240H212V239ZM259 238H262V242H264V237L262 236V237H259ZM34 239V241H35V243H37V240H35ZM48 239V238H47ZM69 239V238H68ZM74 239V238H73ZM72 239V240H73ZM29 240V239H28ZM233 240H235V239H233ZM232 242V240H229V242ZM29 242V241H28ZM39 243L40 242H44V241H38ZM48 242H50V241H48ZM17 243V242H16ZM70 243V242H69ZM73 243V242H72ZM236 243H238V241L236 242ZM45 243H43V244H39L38 245V243H37V246H39L38 247V249L40 248V250H42L41 249V247H43V245H44ZM231 244H233V243H231ZM240 244V243H239ZM239 244H236L237 246H239ZM258 244V243H257ZM62 245H64V244H62ZM80 245V244H79ZM241 245H243V244H241ZM241 245H240V247H241ZM264 245V244H263ZM45 246V245H44ZM233 246V245H232ZM260 246V245H259ZM67 247V246H66ZM26 248V247H25ZM49 248V247H48ZM77 248V247H76ZM225 248V247H224ZM223 249V248H222ZM234 249V248H233ZM37 250V249H36ZM45 250H46V247H45ZM71 250H72V248H71ZM221 250V249H220ZM237 250V249H236ZM239 250V249H238ZM34 251V250H33ZM44 251V247H43V250L41 251L42 252V254L39 256V254L40 253H38V256L39 257H43L42 255H44V259L45 260H43L42 258H40L41 260H42V262H41V264L42 263H45L44 261H46V260H48L45 264H54V260H50V258H52V256L50 257V256H48V255H50V254H46L47 252L45 251V252H43ZM17 252V251H16ZM37 252H38V250H37ZM221 252V251H220ZM232 252V251H231ZM244 252V251H243ZM72 253H74V252H72ZM72 253H70V254H72ZM200 253V255L203 257V259H202V257H198V254ZM206 253V254H205ZM217 253H218V255H219V252L217 251ZM46 254V255H45ZM55 254V253H54ZM65 254V253H64ZM195 254V255H194ZM209 254H210V252H209ZM226 254H228V253H226ZM73 255V254H72ZM72 255H71V258H69V259H72ZM199 255V256H200ZM221 255H222V253H221ZM224 255V254H223ZM37 256V255H36ZM46 256H48V257H46ZM217 256V255H216ZM32 257V256H31ZM191 257V258H190ZM209 257H212V255L210 254L209 255ZM208 256L206 257V259L208 260V262H209V264L211 263V264H214V260L213 259H208L209 258ZM225 257V256H224ZM201 258V259H200ZM216 258V257H215ZM218 258V257H217ZM38 259V258H37ZM53 259V258H52ZM183 259V260H182ZM184 259H186V261H184ZM191 259V260H190ZM246 259V258H245ZM57 261L58 263H60V261ZM192 262H190V261ZM211 262H210V261ZM213 260V261H212ZM243 260V259H242ZM68 261V262H67ZM184 261V262H183ZM220 261V260H219ZM208 262L206 261V262H204V263H202V264H208ZM58 263H56V260H55V264H58ZM217 263H219V262H217ZM40 264V263H39ZM61 264V263H60Z\"/></svg>",
	"mask_w": 264,
	"mask_h": 264
},
{
	"label": "rangeland",
	"instance_id": "374dc122",
	"mask_svg": "<svg viewBox=\"0 0 264 264\" xmlns=\"http://www.w3.org/2000/svg\"><path fill=\"white\" fill-rule=\"evenodd\" d=\"M240 2H243V0H238V3H236V4H234L232 7L235 9V7L236 6H238L237 4H239V6H240ZM48 3H49V1H48ZM234 3V2H233ZM53 4V3H52ZM62 4V3H61ZM61 4L59 3L58 4V6L57 7H59V6H61ZM49 5H50V3H49ZM56 5V4H55ZM236 5V6H235ZM98 6H99V4H98ZM101 6V5H100ZM235 6V7H234ZM49 8H48V10H50V9H52V8H54V6H52V5H50V6H48ZM104 7H105V5L104 6H102V7H100V8H98V9H102L103 8V10H104ZM154 8V6L153 7H151V9H153ZM105 9H107L106 7H105ZM103 10H100V11H103ZM108 10V9H107ZM51 11V10H50ZM104 11H106V10H104ZM92 12H94V11H90L89 13H87L85 16H86V18H87V21H88V19H90V18H93V19H90L91 20V24H90V20L87 22V24H88V28H92V30H93V28L95 29V17L94 16H89L90 15V13H91V15H92ZM73 13V12H72ZM95 14V12L93 13V15ZM70 15V14H69ZM69 15H66V17H68L69 18V21H71V22H68L67 21V19L66 18H63L62 16H60V18H59V30H57V28H56V32L54 33L53 32V29H49L50 30V32H49V30H46V33H45V31H42L41 33H39V35L37 34V35H35L34 37L36 38V42L35 43H39L38 45H44V44H48V45H50V44H52V43H50L51 41L53 42V41H56L57 39H55L56 37L57 38H59V37H64V34L66 35V37L67 36H69V35H71V34H69L70 33V30L69 29H71V31L72 32H74L75 30V32H76V34H79L78 33V25H77V23L76 22H78L77 21V16H76V14H72L71 16H69ZM74 16V17H73ZM89 16V17H88ZM233 16H230L229 17V20H230V18H232ZM57 18V19H58ZM63 18V19H62ZM77 18V19H76ZM66 19V20H65ZM61 20H65V21H61ZM74 20V21H73ZM232 20V19H231ZM58 21V20H57ZM94 21V22H93ZM232 22V21H231ZM68 23H69V25H68ZM93 23V24H92ZM72 25V27H71V25ZM76 25V29L74 28V26ZM232 24V23H231ZM230 24V27L229 28H231V25ZM62 25V26H61ZM53 26V25H52ZM61 26V27H60ZM69 26H70V28H69ZM68 27V28H67ZM52 28V27H51ZM61 28H63V29H61ZM88 28H87V30H88ZM222 28V29H221ZM228 28V29H229ZM55 29V28H54ZM88 30L90 33H87L86 31H85V33H86V35H87V38H90V39H92L91 38V36L90 35H92L93 36V33H91V32H94V31H92V30ZM223 30L224 28L221 26L219 29H218V31L219 32H221V30ZM227 29V30H228ZM51 30H52V32H51ZM61 30H63V31H65L66 30V32L62 35V36H60L59 34H56L57 32L59 33V31L61 32ZM69 30V31H68ZM62 31V32H63ZM68 31V32H67ZM61 32V33H62ZM71 32V33H72ZM45 33V37L42 35V34H44ZM47 33H48V35H47ZM49 33H54V34H56L55 36H54V34H50L49 35ZM60 33V34H61ZM73 34H75V33H73ZM90 34V35H89ZM96 34V33H95ZM221 34H223V33H221ZM57 35H59V36H57ZM220 35V34H219ZM90 36V37H89ZM187 36V35H186ZM185 36V37H186ZM34 37L32 38L33 40H34ZM38 37V38H37ZM54 37V38H53ZM77 37L78 38H81V36L80 35H77ZM43 40H42V39ZM69 38V37H68ZM67 38V39H68ZM189 38V37H188ZM55 39V40H54ZM60 39H62V38H59V40ZM64 39H65V37L63 38V40H60V41H64ZM90 39H88V41H90L91 42V40ZM182 39H183V37H182ZM184 40V39H183ZM194 40V39H193ZM197 40V39H196ZM195 40V41H196ZM259 40L262 42V44H263V46H264V43H263V41H264V38H262V39H260L259 38ZM42 42V44L40 43V42ZM58 41V40H57ZM60 41H58V42H60ZM185 41V40H184ZM189 41V40H188ZM187 40H186V44H187V42H188ZM192 41V40H191ZM195 41H193V43H195ZM212 41V40H211ZM33 42V41H32ZM64 42H66V40L64 41ZM64 42L62 43H58L59 45H63L65 48H69V46L71 45V44H67L68 45V47H66L65 46V44H64ZM68 42V41H67ZM87 43L88 44V47H91L92 49L94 48V52H93V54H96L97 52V54H96V56H95V59H93V54L92 55H90L91 53H92V51H91V53H90V51L88 52V55H90V57L92 56V60H91V58L89 59V57H88V59L87 58H84L85 60H84V63L83 64H81V61L83 62V59L81 60V59H79V60H75V58H76V55L78 56V54L80 53H78V54H76V53H73L74 51H76L75 50V48L77 49V51H78V49H79V51H80V48H77L76 47V45H75V47L73 48L74 49V51H72V50H69V52L70 53H72V54H75V55H73L75 58H74V61L72 62V56H70V55H67L66 56V54H70V53H66L67 52V50H64L63 48L64 47H62V46H60L61 47V49L62 50H64V51H62V50H60L59 49V47L57 48V50L56 51H59V52H56L55 50V53H53L52 55H51V57H50V55H48L50 58H52V56H53V58H54V56L56 57V58H54L55 59V61H54V59L53 60H51L52 62H54V63H56V61H58L59 63H61L62 64V66H61V64H59L58 62V64H55V65H53L54 63H52L51 61H49V59H47L48 58V56L46 57V55L45 54H43L42 56H41V59H40V56L38 57L40 60H36L37 62H35V64L33 65V68L32 69H29V70H31V72L32 73H34L33 75H37V76H34V78L36 77V78H38V79H34V82L37 80V84L35 83V86L36 85H38V83H40L39 85H38V87H36V91H37V89L39 90V91H41L40 92V96H46L47 98L48 97H50L49 99L50 100H48L49 101V103H51V106L52 107H54L53 105H52V103L53 104H55V108H52V110H50L51 109V106H48V108L46 109L47 111H45V109H43V116H44V112H46L45 114V116H44V118L45 119H43V122H45V120L46 119H48V118H51V117H54L55 116V113L56 112H54L55 110H57V108H58V114L56 113V116L53 118L54 120H55V122L58 120V121H60L61 120V122H63L64 120L66 121V122H69V123H67L68 125H69V127L70 128H68V130L69 131H66V132H64V134H66V136H68L69 137V135L68 134H70L71 135V138L74 136V134H72V132L73 131H76V129H77V131L76 132H74L75 134H82L83 135V133H80V132H84V134L85 135H83V137H85V136H88L87 135V133H86V131H84V130H86L87 128H88V123L90 122V121H92V122H97V123H95V124H99V125H102L101 124V122L99 121L100 119H102V111H100L101 110V108H102V106L99 108V109H97V105H99V104H101V105H103V100L100 98L99 99V97H101L100 95H99V91H98V89H97V91L95 90V87L97 86V85H99V83H97L96 81H93L94 79H92V77H94V78H96L97 77V75H94V76H91L92 74H89V73H93L92 71H91V69H93L92 68V66H94V64H91L92 63V61H95L94 63L96 64L97 63V61H96V59L98 58V60H101L100 58H103L102 56H103V54H105L106 56H108V54L107 53H105V52H102L103 54L101 55V52L99 51V49L96 47V45H95V40L94 39H92V42L94 43V44H92V46H91V43ZM208 42V41H207ZM206 42V43H207ZM56 43V42H55ZM69 43V42H68ZM185 43V42H184ZM189 43V42H188ZM192 42H191V44H193ZM208 43H210V42H208ZM196 45L198 44V43H195ZM195 44H193V45H195ZM200 44H202V43H199L198 45H200ZM204 44V43H203ZM202 44V45H203ZM211 44V43H210ZM209 44V45H210ZM36 46V45H34V47L36 46L37 48H40V50L42 49H46L44 46H41V47H39V46ZM48 45H46V47L48 46ZM54 46H55V44H53ZM90 45V46H89ZM190 45V44H189ZM192 45V46H193ZM196 45L195 46H193V47H191L190 49H192V48H198L199 46L197 45V47H196ZM202 45H200V48L204 51V49L203 48H205V47H203ZM204 45H206L207 46V44H204ZM52 46V45H51ZM78 46V45H77ZM191 46V45H190ZM189 46V47H190ZM203 48H202V47ZM35 47V48H36ZM56 47V46H55ZM55 47H53L52 49H54ZM71 47H73L72 45H71ZM79 47V46H78ZM189 47L187 46V48L188 49H183V51H181V52H185V54H187V50L189 51L188 53H189V55L191 54L190 53V49H189ZM207 47H209V46H207ZM49 47H47V49H48ZM260 48H261V51H262V47L260 46ZM51 49V50H52ZM91 49V50H92ZM201 49H198V51L199 50H201ZM49 50H50V48H49ZM50 50V52H52ZM181 50V49H180ZM184 50H186V51H184ZM195 50V49H194ZM201 50V51H202ZM46 52V50H43V52ZM61 51V52H60ZM95 51H96V53H95ZM179 51V50H178ZM196 51H197V49H196ZM195 51V52H196ZM42 52V53H43ZM49 51H48V53H50ZM66 54H65V53ZM192 52V51H191ZM195 52H192V55H193V53L195 54ZM56 53H58V54H61L62 53V55H64V56H62L61 57V55H59L58 57H57V55H55ZM90 53V54H89ZM197 53H199V52H197ZM26 54V52H24V55ZM81 54V53H80ZM99 54V55H98ZM177 54H179V52H177ZM185 54H182L181 56H183V55H185ZM200 54V53H199ZM201 54H203L204 55V52H202ZM45 55V56H44ZM87 55V54H86ZM112 55V54H111ZM110 55V56H111ZM191 55V56H192ZM203 55H201V56H203ZM26 56V55H25ZM82 56V55H81ZM109 56V57H110ZM178 56V55H177ZM180 56V55H179ZM195 56V55H194ZM196 56H198V54L196 55ZM195 56V57H196ZM21 57V56H20ZM42 57H45L44 59H46V60H44V59H42ZM65 57V58H64ZM68 57H70L69 59H68ZM105 57V56H104ZM109 57H107V59H106V57H105V59H103V60H101L100 61V64H101V62H103L104 60H105V62H108L112 57H110V59H108ZM200 57V56H199ZM37 58V59H38ZM58 58V59H57ZM60 58H63V59H60ZM66 58H67V62L68 61H70L68 64L66 63ZM79 58H80V55H79ZM83 58V57H82ZM197 58V57H196ZM22 59H24V61L26 62V59L23 57ZM57 59V60H56ZM60 59V60H59ZM65 59V60H64ZM78 59V58H77ZM86 59L87 60H89V61H91V63H89V62H87L86 61ZM201 59V58H200ZM198 60H199V58H198ZM49 61V62H48ZM75 61H76V63H78L77 65L79 66H77L76 64H75ZM78 61V62H77ZM80 61V62H79ZM50 62H51V64H50ZM65 62V63H64ZM86 62L88 63V64H90L89 66L86 64ZM19 63H22V61L21 62H19ZM34 63V61L32 62V64ZM49 63V64H48ZM71 63V64H70ZM99 63V62H98ZM97 63V64H98ZM129 64L131 63V62H128ZM17 64V63H16ZM16 64H14L12 67H11V69H10V72H9V70H6V71H8L7 73H3V71L2 72H0V73H2V76H3V74H9L8 76H13V78H11V80H19V79H17L18 78V74H19V71L17 72V70L16 69H18V68H20V67H18V66H20V65H18V66H16ZM24 64V63H23ZM32 64H30L31 66H32ZM67 64V65H66ZM70 64V65H69ZM74 64L77 66H74ZM81 64V65H80ZM86 64V70H85V68L83 67L84 65ZM260 64V63H259ZM51 66V68L49 67V66ZM53 65V66H52ZM59 65V66H58ZM69 65V67H67ZM83 65V66H82ZM92 65V66H91ZM104 65V64H103ZM258 65V64H257ZM261 65V64H260ZM34 66L36 67V68H34ZM73 66L75 67V69L73 68ZM81 66V67H80ZM91 66V68H89L88 69V67H90ZM14 67H17L16 69H14ZM21 67H22V65H21ZM38 67V68H37ZM48 67L50 68L49 70H48ZM261 67V66H260ZM29 68H31L30 66H29ZM72 68V69H71ZM77 68H78V70H81V68L84 70H81V72H80V75L79 74H76V73H79V72H77L78 70H77ZM94 68H96V67H94ZM21 69V68H20ZM35 69H37V70H35ZM88 69V70H87ZM104 69H105V67H104ZM174 69V68H173ZM256 68H254V71H256L257 72V70H255ZM261 68H259V70H260ZM15 70V71H14ZM19 70V69H18ZM23 70V69H22ZM77 70V71H76ZM95 70V69H94ZM48 71H49V73L52 75H50L49 73H48ZM88 71V74L86 73ZM91 71V72H90ZM5 72V71H4ZM14 72H15V74L17 75H12V74H14ZM36 72V73H35ZM61 72V73H60ZM85 72V73H84ZM104 72V71H103ZM255 72V73H256ZM18 73V74H17ZM55 73V74H54ZM58 74V75H57ZM60 74H62V75H60ZM70 74H71V76H70ZM86 74L87 75H89V77H86ZM94 74V73H93ZM1 75V74H0ZM44 75H45V78H44ZM48 75V76H47ZM53 75H55L54 77L55 78H59L58 80L57 79H55V78H53ZM60 75V77H57V76H59ZM66 75V77H63V76H65ZM67 75H69V77H71L70 79H67L68 81L66 82V78H69ZM83 75H85V76H83ZM106 75L107 74H105V73H103V76L104 77H106ZM6 76V75H5ZM5 76H3V78L5 77ZM19 76H21V75H19ZM41 76H43V77H41ZM48 77V79H46L47 77ZM49 76H51L50 78H53V79H51L50 80V78H49ZM63 77V80H61V78ZM82 76V78H80ZM91 76V77H90ZM79 77V78H78ZM86 77V78H85ZM100 77V76H99ZM0 78H2V77H0ZM6 78V77H5ZM85 79V81H84V79ZM87 78H91L92 79V81L96 84L95 85V87H93V85H91L90 83L91 82H89V80L87 81ZM107 78H109L108 76H107ZM9 80H10V77L8 78ZM65 79V80H64ZM80 79H82V80H80ZM98 79V78H97ZM104 80H106V78H103ZM21 80V79H20ZM46 82L47 81V83H45L43 86H41L42 84H43V82ZM54 80H57V81H55V82H57V84L54 82ZM79 80V81H78ZM107 80H109V79H107ZM39 81V82H38ZM62 82V83H58V82ZM64 81V82H63ZM77 81V82H76ZM91 81V80H90ZM99 81H100V78H99ZM52 82V83H51ZM68 83L67 85H68V87L70 88V89H68L66 86V84H63V83ZM85 82V83H84ZM92 82V84H94ZM110 82V81H109ZM109 82H108V84H109ZM54 83V84H53ZM71 84V86H70V84ZM76 83V84H75ZM47 84H49L48 85V87L46 86ZM50 84L52 85V87L50 86ZM60 84V85H59ZM61 84H62V86H61ZM86 84V85H85ZM89 84V85H88ZM107 84V83H106ZM160 83H158V85L156 86V88L158 87V86H160L159 85ZM55 85H59L58 87H56ZM63 85H64V87L66 88H64L63 87ZM66 85V86H65ZM82 85V86H81ZM90 85H91V87H90ZM101 85V84H100ZM42 88H41V87ZM46 86V87H45ZM55 86V87H54ZM75 86V87H74ZM83 86H86L88 89H91V91H89L88 89H86V88H83ZM45 88V90L47 91L46 93H45V91H43L44 90V88ZM51 87V89H49ZM65 89V90H62L63 88ZM97 87H99V86H97ZM96 87V88H97ZM204 87H206V86H204ZM55 88H57V89H55ZM60 88H61V92H60ZM77 88H78V91H77ZM94 88V89H93ZM101 88V87H100ZM155 88V89H156ZM159 88V87H158ZM158 88H157V90H158ZM207 88V87H206ZM41 89V90H40ZM72 89H74L73 90V92H72ZM82 89V91L84 92V94H85V96H87V97H85L84 95H83V93L81 94V92L82 91H80ZM86 89L87 91H89V93L87 92V93H85V91L84 90ZM102 89V88H101ZM202 89H203V87H202ZM50 90H51V92H50ZM54 90V91H53ZM56 90H58V91H56ZM68 90V91H67ZM71 90V91H70ZM93 90V91H92ZM94 90L98 93H95L94 92ZM157 90H155V91H157ZM39 91H37V92H39ZM56 91V92H55ZM74 91H77L76 93H77V96H76V98L78 99V100H76V98H74L75 96L74 95H76V93L74 92ZM80 91V92H79ZM52 94H50V93ZM55 94H54V93ZM63 92V93H62ZM65 92V93H64ZM94 92V93H93ZM100 92H101V90H100ZM152 92V91H151ZM200 92H202V91H200ZM42 93H44L43 95H41ZM48 93V94H47ZM67 93H69V94H67ZM75 93V94H74ZM80 93V94H79ZM150 93V92H149ZM39 94V93H38ZM52 96H50V95ZM53 94L55 95V96H53ZM67 94V97L65 96ZM74 94V95H73ZM87 94V95H86ZM94 94H96L97 95V98L98 99H96V98H93V97H95V96H93ZM152 94H155L154 93V90H153V92H152ZM151 94V95H152ZM158 94V93H157ZM157 94H155V95H157ZM62 95H64V99L62 98L63 96ZM68 95H71V96H69L70 98L72 97V100H70V99H68L69 97H68ZM80 95H82L83 97H81L80 98V103H79V97H80ZM90 95H91V97L93 98V101H91V97H90ZM39 96V95H38ZM58 96H60V100L58 99L59 97ZM79 96V97H78ZM99 96V97H98ZM150 96V95H149ZM160 96V95H159ZM158 96V97H159ZM55 97H57L55 100H53ZM84 97L85 98H87V99H84ZM150 97H152V96H150ZM150 97H149V99H150ZM40 98V97H39ZM66 98L70 101V102H74V100H76L75 102H77L78 101V103H79V105H78V103L77 104H70V102L68 103V100H66ZM74 98V99H73ZM90 98V99H89ZM161 98V97H160ZM58 99V100H57ZM87 100V101H85L84 102V100ZM89 99V100H88ZM155 99V98H154ZM57 100V101H56ZM63 100V101H62ZM64 100H65V102H64ZM96 100L98 101L97 103H96ZM151 101L153 100V99H150ZM161 100V99H160ZM48 101H47V105H49V103H48ZM51 101V102H50ZM53 101V102H52ZM58 103L57 105H56V103ZM58 101H60V103L63 105V106H61V104H59V102ZM125 101V100H124ZM123 100H122V102L120 101V104L122 103V104H127V103H125ZM155 101V100H154ZM162 101V100H161ZM160 101V102H161ZM243 101V100H242ZM153 102V101H152ZM152 102H150V103H152ZM210 102V104H211V101H209ZM85 104V106H83L82 104ZM89 104V105H86V104ZM93 103V104H92ZM157 103H158V101H157ZM222 103H224L223 105H225V106H219V108H218V106L216 107H214V108H217L218 109V112H216V110L213 112V117H210V118H212V120H213V118H214V120H215V118H219V117H217V115H216V117H214V114L216 113V114H218V116H220V115H224V117H222V119H224V118H226V117H230V118H232V119H237L238 120V117H237V114L239 113V112H242L243 111V113H248V111L246 110V109H251L252 107H248V105H246V106H242L241 105V103H243V102H241V101H238V102H233V101H227V102H222ZM221 103V104H222ZM95 104V105H94ZM97 104V105H96ZM122 104L121 105H119V104H117L118 106H120V108H121V106H122ZM155 104V103H154ZM161 104L162 105H160L159 104V106H161V112H160V114L161 113H163V111H164V109H165V107L162 109V107H163V102H161ZM209 104V106H212V105H210ZM234 104V105H233ZM239 106V107H243V108H239L237 105ZM241 106H240V105ZM66 105H68V107H64V106H66ZM69 105H71V106H69ZM78 107V111L76 112V111H74L75 109H77V107ZM81 105V106H80ZM91 105H93L92 107H91ZM112 104H111V102H110V104H109V106H111ZM156 106H153V104H152V106L154 107V108H158L157 106V104H155ZM164 105H166V104H164ZM204 107H202V108H206L207 109V105L205 106L204 105V102H203V104H202ZM243 105H245L244 103H243ZM57 106H59V107H57ZM84 107V109L82 108V110L80 111V107ZM96 106V107H95ZM118 106H116V107H118ZM148 106H150V113H152V110H154V108L149 104ZM172 106V105H171ZM250 106H253L252 104L250 105ZM45 107H47V106H45ZM49 107H50V109H49ZM61 107H63V108H61ZM72 107H75V109L74 110H72ZM86 107V108H85ZM88 107V108H87ZM89 107H91L92 109H93V112H91V108H89ZM112 107V106H111ZM122 107H124L125 108V111L124 110H121V111H119V112H114V113H116V115L118 116H116V119L118 118L119 119V121H118V119H117V121L118 122H116V126H117V128H115V126H114V128L112 127V126H110V129H112L113 130V132H112V130H111V132L109 133V135L110 136H108L107 137V139H111L110 141H111V145H114V146H112V149L114 148V151H110L111 150V148L109 147L110 146V142L108 143V141H107V143H105L106 142V137L104 138V140H102V134H101V140L102 141H104L103 143V145H102V141L101 142H99L101 145H99V146H101L100 147V150H97L95 147H96V145L95 146H93L94 144H92V145H90V144H83L84 145V147H85V149H87V147H88V149L87 150H92V151H94V156H93V159H91L90 161H93V162H89V163H87L88 161H86V165L88 166H86V168H88V169H86V170H88V171H86L83 167H85V166H83V164H84V162H82L81 164H80V162H79V164H80V166L81 167H79V164H78V161L80 160V155L78 156L79 157V160L77 159V163H76V161L75 162H73V164L71 163V160L70 161H67V162H70V163H64V164H67V166L70 168V167H73V166H75V167H73V170L76 168V170L77 169H80V170H77V171H79L78 173H76L75 172V170L73 171L71 168V170L69 169V171H68V169H67V171H68V174H71L72 173V171L73 172H75V174L73 173L72 174V176L74 175V176H76V174L78 175V176H76V178L74 177H72L71 175L69 176V177H71V178H69L68 180H66V183L64 182H61V181H57L58 183H56V181H54L53 182V176L54 175H56V172H60L61 170H62V168H60L61 166H59V165H57L58 167H59V169L57 168V166L55 167V166H53V168H51L52 167V165L53 164H50L51 162H49L48 161V157L46 156V155H44V154H39V153H37V155L34 157V161H33V163L31 162V170L32 171H34L33 172V174H32V171L30 172V177H35V178H29V181H30V183L32 182H36V183H33V185L34 186H37V188L35 187L34 188V186L32 185V184H30L29 183V181H28V183H26V182H24V181H26V180H28V179H26V180H24V179H20V180H17V186L18 187H20V188H16V190H15V188L13 187L12 188V184L8 181V179H9V176L7 175V174H4V171H5V169H3V168H5V162H4V164H3V162H1L2 160H1V157L3 158V156H4V153L5 154H10L11 152H8L7 153V150L8 151H10L9 149H7L6 150V148H5V152L4 153H2L3 152V150H2V147H3V149H4V147L5 146H2L1 147V149H0V152L2 153V155H0L1 157H0V264H41V262H42V260L40 259V258H42L43 260H45L43 257H44V255H42L43 257H39L41 254H42V250H43V247H44V251L43 252H47L46 254L48 255V254H50V255H48V256H52V258H50V260L52 261V260H54L53 262H54V264H55V260H56V263H58L57 261L59 260V259H63V263H64V259H65V256L68 258V260H74V258L76 257H78L77 255V252H78V249L80 248L79 246H81L82 245V243H84V242H86L87 240L89 241V239H87V234H79V233H81V232H83L84 230V228H80L79 226H78V224H77V222H76V224H75V221L73 222V219H72V215L75 213V212H77V210L79 209V211H78V213H75L74 215H76V214H78V215H76V216H80L81 214H84L85 212H88V214H87V216L89 215V217H90V215L91 214H95V211H93L92 209H96V204H97V202H98V204H100L101 202V205H104V202H103V200H101L102 198V196L104 197H106L107 196V198H105V199H107L108 201H109V195L111 194V195H116L115 193H119V191L120 190H118L117 188L116 189H114V188H111V190L112 191H108L107 189V184H104L103 182H105L106 183V181L109 179V177H108V175L106 174V173H108V171H106V173L103 171V170H100L101 168L100 167H97L98 165H96L99 161H100V158L99 157H101V155H102V157H101V160L103 161V159H104V161L103 162H105V163H103V164H110V161L112 160V158L110 159V157H111V155H112V152H114L113 154H115L113 157H115V156H117V157H115L114 159L116 160H119V162H120V160L122 159V165H123V168H125V169H127V170H125L126 172H128L129 171V169H132V167L133 166H131V161H129V156L128 155H126L127 153H126V148H125V146H127V148H129V149H131L132 148V146L133 145H131V141L129 142V143H126V142H128L129 140L127 139V136L130 138V136L129 135H127L128 133H129V127H128V125L132 122V121H136V122H138V123H141V120H143L144 122H146L147 120H146V118H148V117H150V121H152V122H154V124H156V121L155 120H157L156 118L157 117H155V115L157 114L156 112H157V109H155L154 111H153V115H152V117H151V114L147 117L146 115H144V117L145 118H141L142 117V113H141V117H139V115H137V114H134V115H131V112L129 111V110H127V109H130V108H127L126 107V105H124V106H122ZM166 107H169L168 106V104H167V106ZM221 107V108H220ZM223 107V108H222ZM238 107V108H237ZM245 107V108H244ZM61 108V109H60ZM95 108V109H94ZM135 108H136V113H139L138 111H140V109H139V106L137 107V106H135ZM153 108V109H152ZM160 108V107H159ZM158 108V109H159ZM173 108V107H172ZM171 108V111L173 110ZM209 108V107H208ZM211 108V107H210ZM209 108V109H210ZM214 108H211V110L212 109H214ZM232 108H234V109H232ZM235 108H236V111L237 110H239V112L237 111H235ZM50 110V113L48 112L49 110ZM87 110V113L89 114V115H94V113H96L98 110L100 111H98L97 113H99L98 115H97V119L98 118H100V116H101V118L99 119V120H96V116L94 115V118L91 116H89V115H86L87 113H85V115L83 114V112H85L86 110ZM88 109H90V110H88ZM97 109V110H96ZM208 109V110H209ZM62 110V111H61ZM74 112H72V111ZM96 110V111H95ZM117 110H119V109H117ZM138 110V111H137ZM221 110V111H220ZM234 110V111H233ZM70 111V112H69ZM156 111V112H155ZM210 111V110H209ZM53 112H54V114H53ZM76 112V113H75ZM82 112V113H81ZM128 112L130 113V114H128ZM159 112V111H158ZM205 112H207L208 113V111H206L205 110ZM222 112V113H221ZM39 113H40V111H39ZM51 113L54 115H51ZM91 113H93V114H91ZM122 113V114H121ZM155 113V114H154ZM166 113V112H165ZM250 113L252 114V112L250 111ZM249 113V114H250ZM41 114V113H40ZM49 114L51 115V116H49ZM119 114L121 115V116H119ZM128 114V115H127ZM159 114V113H158ZM167 114V113H166ZM210 114V113H209ZM249 115V116H253V115ZM84 115V116H83ZM124 115H126V116H124ZM136 115V117H134ZM231 115H232V117H231ZM234 115H236V117L234 118ZM248 115V114H247ZM48 116V117H47ZM86 116V118H83V117H85ZM138 116V117H137ZM157 116V115H156ZM167 116V115H166ZM57 117V118H56ZM88 117H90V118H88ZM119 117H121V119H122V117H123V119H127L128 120V122L126 123V127H124L123 128V123L121 122V119L119 118ZM125 117H127V118H125ZM256 117H258L257 115H256ZM62 118V119H61ZM93 118V119H92ZM129 118V119H128ZM134 118V120H132ZM136 118V119H135ZM139 120H138V119ZM152 118V119H151ZM155 118V119H154ZM244 118V117H243ZM253 118V117H252ZM251 118V119H252ZM260 118H261V116H260ZM52 119V118H51ZM52 119V120H53ZM71 119V120H70ZM84 119H90L89 120V122H87L88 120H85V122H84ZM95 119V120H94ZM221 119V120H222ZM247 119V118H246ZM263 119V118H262ZM78 120V121H77ZM83 120V121H82ZM94 120V121H93ZM129 120H130V122H129ZM217 120V119H216ZM219 120V119H218ZM217 120V121H218ZM242 120V119H241ZM240 120V121H241ZM248 120H249V117H248ZM247 120V121H248ZM255 120H258V118H255ZM255 120H254V122H255ZM57 121V122H58ZM64 121V122H65ZM77 121V122H76ZM80 121V122H79ZM99 121V122H98ZM220 121V120H219ZM239 121V120H238ZM244 121H246L245 120V118H244ZM243 121V123H245ZM246 121V125L245 126H247L249 123H252V121H248L247 122ZM259 121H261V120H259ZM259 121H257L258 123H259ZM264 121V120H263ZM57 122L55 123V125L57 124ZM61 122H60V125H61ZM65 122V123H66ZM82 122L83 123H87V125H85V124H82ZM90 123V124H92V125H94V127H90L89 126V129L90 130H92V129H94L95 128V124H93V123ZM80 123V124H79ZM121 123V126L122 127H120V124ZM243 123H240V122H238V124H239V126L238 127H240V126H242V124ZM257 123V124H258ZM52 124V125H51ZM67 124H63V125H65V127L63 126L61 129H63L64 130V128L66 129V126L68 127V125ZM218 124V123H217ZM51 125V126H50ZM50 125L48 124V125H45V128H46V130L47 131H49V129H50V127L52 128V126L54 125V121L53 122H50ZM55 125L53 126L54 128H53V131L54 130H57L56 131V133H55V136H56V134L58 135V136H60V134L59 133H62V131H60L59 132V130H61L60 128H59V123L57 124L58 125V127L56 126V128H55ZM74 125V126H73ZM91 125V126H92ZM46 126H50L49 127V129H48V127H46ZM77 126H78V128H77ZM84 126H87V127H84ZM243 126H244V124H243ZM242 126V127H243ZM61 127V126H60ZM72 127H75V128H72ZM83 127V128H82ZM112 127V128H111ZM120 127V128H119ZM128 127V128H127ZM81 128V129H80ZM84 128H86V129H84ZM124 129V133H123V129ZM241 128V127H240ZM247 128V127H246ZM73 131H72V130ZM75 129V130H74ZM82 129H83V131H82ZM89 129H87V132L88 131H90ZM97 129V128H96ZM99 129V128H98ZM120 129H122V130H120ZM127 129V130H126ZM129 129V130H128ZM95 130V129H94ZM93 130V131H94ZM119 132H118V131ZM245 130H247V129H245ZM53 131L51 130V131H49V132H47V137H48V142H50V139L49 138H51L52 140H51V142L50 143H54L53 142V140L56 138H53L54 137V133H53ZM71 131V132H70ZM116 131V132H115ZM78 132V133H77ZM96 132H97V130L96 131H94V133H95V139H99V141H100V138H97V136L96 135H98V133L99 132H97V134H96ZM220 132V131H219ZM246 132V131H245ZM48 133H49V135L51 136V134H52V136L53 137H50V136H48ZM89 133V132H88ZM91 133V132H90ZM89 133V134H90ZM113 133V134H112ZM116 133H118L117 135L119 136V138L121 137L122 139H123V137L125 136V138L123 139V141H126V142H122L121 143V141H122V139L120 138H116L115 137V135H116ZM122 135H121V134ZM64 134H61V135H63L64 136ZM112 134V135H111ZM115 134V135H114ZM130 134V133H129ZM81 135V136H82ZM99 135H100V133H99ZM116 135V136H117ZM124 135V136H123ZM219 135H221V133H219ZM58 136H57V138H58ZM66 136H64V137H66ZM80 136V135H79ZM113 136V137H112ZM117 136V137H118ZM61 138H62V136H60ZM59 137V138H60ZM63 137V138H64ZM75 137V136H74ZM114 139V142H113V139ZM138 137H140L139 135H138ZM220 137V136H219ZM94 139V140H95ZM119 139V140H118ZM221 138H219V140H220ZM60 140V139H59ZM128 140V141H127ZM139 140H140V138H139ZM56 142H57V140H55ZM115 141H116V144H114L115 143ZM82 142V141H81ZM80 142V143H81ZM95 143L97 142L98 143V141L97 140H95L94 141ZM112 142H113V144H112ZM120 144H123V145H118L119 143ZM1 143V142H0ZM17 143V142H16ZM50 143H48V144H50ZM82 143H84V142H82ZM82 143H81V146H82ZM118 143V144H117ZM126 143V144H125ZM221 143V142H220ZM129 144L131 145V146H129ZM15 145V144H14ZM17 145V144H16ZM79 145V144H78ZM90 145V146H89ZM106 145L108 146V147H106ZM117 145H118V147H117ZM220 145H222V144H219V148H218V153H219V149H221L220 148ZM19 145H17V147L15 146V148H14V146H13V149H20L19 147H18ZM87 146V147H86ZM91 146H93V147H91ZM99 146H98V148H99ZM78 148L80 147V146H77ZM89 147H91V148H89ZM107 148V150L105 149V148ZM187 147H189V146H187ZM54 148H57V147H54ZM104 148V149H103ZM108 148H109V150H108ZM80 149H83V146H82V148L80 147L79 148V150ZM95 149V150H94ZM128 149V150H129ZM188 150H189V148H187ZM56 150H58V148L56 149ZM87 150H85V151H87ZM15 151V150H14ZM18 151L19 150H17V153H18ZM82 151V150H81ZM95 151H97V152H95ZM108 151V152H107ZM122 151V152H121ZM124 151H125V154L123 155L122 153H124ZM131 150H129L128 152H130ZM135 152H137L136 150H134ZM245 151H247V150H245ZM57 152V151H56ZM248 152V151H247ZM246 152V154H249V153H247ZM17 153L16 152H14L13 153V155H16L17 156ZM9 154L7 155V158H8V156H9ZM19 154V153H18ZM60 154V153H59ZM91 154V153H90ZM99 154H101V155H99ZM129 155H130V153H128ZM140 155V152H139V150H138V152H137V157ZM82 155V154H81ZM85 155H88V154H85ZM95 155H97V157H95ZM110 155V156H109ZM135 155H136V153H135ZM135 155H133L134 157V159H132V161H133V163L134 162H136V159L138 160L139 158H136V156ZM11 156V155H10ZM9 156V157H10ZM40 156V157H39ZM46 156V157H45ZM57 156H58V154H57ZM61 156V155H60ZM59 156V157H60ZM84 156V155H83ZM83 156H81L82 158L81 159H83ZM109 156V157H108ZM11 157H13V156H11ZM107 157V158H106ZM118 157H120V158H118ZM127 157V158H126ZM5 158V159H4ZM3 159V161H5V160H7V158H6V156L4 157ZM36 158V159H35ZM89 158H91V156L89 157ZM95 158H96V160H95ZM131 158V157H130ZM42 159V160H41ZM61 159L63 160L64 158L61 156ZM84 159H87L88 160V158H84ZM83 159V160H84ZM98 159V160H97ZM109 159V160H108ZM141 160H138L135 164H134V169H135V171L132 169L131 170V176H132V172L134 171V174H136V173H139V174H137V175H139V177L140 178H143L142 177V175L144 174V176H145V174L147 173L146 171H148V175L149 174H154V175H156V176H154V175H150V177L146 174V176H148V179L147 178H145V181L143 180V179H140L139 181H142L144 184H143V186H144V188L145 189H147L148 191H149V193H148V191H146V194H147V199H148V194L150 195V190H152L153 188V191H155V193H156V190H157V187H158V185H159V190L160 191H158V192H161V193H158L157 192V194L158 195H160L161 194V197L159 196V198H164V196L162 195V194H164L165 195V193H162V191H164L165 189H167L166 190V192H170L171 190H170V188L171 187H173V186H175V184L177 185V180H176V183L174 182H167L165 179H163V176H164V171L160 168V169H158V167L157 166H146L147 164L146 163H143V162H145V158L143 159V158H140ZM50 160V159H49ZM82 160V161H83ZM127 160H128V162H127ZM131 160V159H130ZM65 161V160H64ZM96 161V162H95ZM107 161V162H106ZM142 162V164H141V162ZM38 162V163H37ZM62 162V161H61ZM35 163V164H34ZM48 163H49V165H48ZM77 164L78 166L76 167V165H74V164ZM93 163H96V164H94V165H96V166H94L93 165ZM140 163L141 165H143L141 168H140V166H139V168H140V170L141 171H139L138 169H137V167H138V164ZM46 164V165H45ZM69 164V165H68ZM72 164V165H71ZM91 166H90V165ZM120 164H121V162H120ZM4 165V166H3ZM43 165H45V166H43ZM56 165V164H55ZM92 165H93V167H92ZM126 165V166H125ZM36 166H37V168H36ZM83 166V167H82ZM110 165H108L107 167H109ZM3 167V168H2ZM22 165H21V168L20 169H22ZM55 167V168H54ZM92 167L93 169H95L94 171H97V170H99V172H94L95 174L94 175H92L91 174V172L93 173V169H91L90 170V168ZM104 167H106V166H104ZM106 167V168H107ZM136 167V168H135ZM53 169L51 172L53 173H51V172H49L48 170H51V169ZM57 168V169H56ZM98 168V169H97ZM144 168V169H143ZM82 169V170H81ZM85 170V172L83 173L82 171H84ZM143 169V170H142ZM146 169V170H145ZM154 169V170H153ZM3 170V171H2ZM56 172H55V171ZM137 170V171H136ZM20 170H18V172H19ZM63 171V170H62ZM71 171V172H70ZM139 171V172H138ZM142 171H144V172H146V173H142ZM149 171H151V172H149ZM49 172V173H48ZM80 172H82V173H80ZM89 172V173H88ZM130 172V171H129ZM90 174L89 175V177H91V178H89L88 177V174ZM141 173H142V175H141ZM32 174V175H31ZM43 174V175H42ZM84 174H86L87 176H85ZM109 174V173H108ZM133 174V175H134ZM5 175H7L6 177H5ZM34 175V176H33ZM50 175V176H49ZM52 175V176H51ZM96 175H98L97 177H96V179H95V176ZM99 175H101V176H99ZM137 175H134V178H136L137 179V177H135V176H137ZM141 175V176H140ZM194 175H196V172H195V174ZM200 174H198V176H199ZM201 175H203V174H201ZM200 175V176H201ZM93 176H94V181H96V183L93 181ZM105 176V177H104ZM212 176V175H211ZM50 179H49V178ZM77 177H78V179H77ZM83 177H84V179H85V177H86V179L84 180L83 179ZM99 177H101L102 178V180H103V182H102V184L99 182V180H100V178ZM104 177V178H103ZM154 177H156V178H154ZM160 177V178H159ZM172 177V176H171ZM2 178H4V179H2ZM6 178V179H5ZM8 178V179H7ZM80 178H81V181H79L80 180ZM91 180L92 179V181H90L89 179ZM98 178V179H97ZM106 178V179H105ZM108 178V179H107ZM32 179V180H31ZM37 179V180H36ZM49 179V180H48ZM51 179H52V181H51ZM72 179V183L71 182H68V181H70ZM73 179L75 180V184L73 183ZM88 179V180H87ZM161 179V180H160ZM76 180H78L79 181V183L76 181ZM83 180H84V182H83ZM101 180V181H102ZM106 180V181H105ZM155 180H159L158 182H156ZM162 180H165V182L164 181H162ZM239 180H241V179H239ZM37 181H38V183H37ZM88 182V184H90V183H95V185L94 184H90V185H87V184H85V182ZM5 182V183H4ZM20 182V183H19ZM59 182H61V184L59 183ZM77 182V183H76ZM86 182V183H87ZM90 182V183H89ZM97 182H98V184L100 183V185H98L97 186ZM153 182V183H152ZM162 183V182H164L163 184H160V183ZM199 182V181H198ZM240 182V181H239ZM24 183H26V184H24ZM51 183H53V184H56L55 186H51ZM67 183H71V185H69V184H67ZM107 183H109V181L107 182ZM165 183H171V185L169 184V185H166ZM195 183H196V181H195ZM215 185H214V184ZM240 183H242V181L240 182ZM257 183V182H256ZM29 184V185H28ZM36 184V185H35ZM50 184V185H49ZM52 184V185H53ZM61 185V187H60V185ZM63 184V185H62ZM66 184V185H65ZM76 184H79V185H81L80 187H84V189H82V188H80L79 187V185H76ZM164 184H165V186H164ZM211 184L213 185V186H215V188L218 190V191H220V190H223V191H225L224 193L225 194H227V195H229V193H231L230 191L231 190H234L235 188H232V189H230V191L228 192V191H226L225 189H227V188H225L226 187V185H223V184H221V182H217V181H215L214 180V178H213V181L211 182ZM11 185V186H10ZM20 185V186H19ZM25 185V186H24ZM58 185H59V187H58ZM68 186V187H73V189L72 188H67V187H65V186ZM75 185V186H74ZM83 185V186H82ZM84 185H86L87 187H85ZM91 185H94L95 187H96V189L95 190H97L98 188L100 189V191L102 192V190H103V192H104V190H105V192L106 191H108V193L109 194H106L105 192V195H103V192H102V196H100L101 195V192H99V189H98V192L100 193V194H97L98 192H96L94 189H92L93 187L91 186ZM106 185V187L104 188V186ZM161 185V186H160ZM264 182H262V184L259 186L260 188H259V190H258V185L257 184H255L254 186H256L255 188L257 189V190H255L254 188H251L250 190L248 189V187H247V185H246V189H248L247 191H245L246 193H242V196H240V195H238V189H236L234 192H235V197L233 198V199H231L232 201H230V202H228L229 203V205H232V202L234 203V204H238V208L239 207H241V205L243 204V203H245L246 204V200H247V203L248 204H250V202L249 201H253V200H255V199H258L257 198V195L259 194V193H264ZM32 186V187H31ZM45 186V187H44ZM57 186V187H56ZM78 186V188L81 190L82 189V191L80 192L79 191V189L77 188V192H76V188L75 187H77ZM88 186H90V188L93 190H90V188L88 187ZM103 188H102V187ZM152 186H154V187H152ZM169 186V187H168ZM42 187V190L40 189V188ZM48 187H53V189L51 188H48ZM147 187V188H146ZM155 187H156V190H155ZM164 187V188H163ZM211 187V186H210ZM227 187H229V186H227ZM11 188V189H10ZM27 188H28V190H27ZM29 188H31V189H29ZM61 188V189H60ZM65 188H67L66 189V192H65V196H66V194H67V196L66 197H64L63 195L64 194H62V193H64V192H61V190L63 189V191H65ZM86 188V189H85ZM87 188H89V189H87ZM107 188V189H106ZM177 188V189H176ZM20 190V192H21V194L23 195H21V194H19L20 192L18 191V190ZM35 189V191H36V189L37 190H40L41 191V193H39L40 191H38V193L39 194H33L34 196H35V198H33V195L31 196V194H32V192H30V194H29V191H31V190H34ZM71 189V190H70ZM172 189V188H171ZM173 189H174V192L173 191H171V192H173L174 193V195L172 194L171 196H173L172 197V199L175 197V198H177V199H179V196L181 195V194H179L178 193V195H177V193L176 192H179L180 191V193H182V191H181V189L179 190L178 189V186H176V187H173ZM172 189V190H173ZM209 189H214V188H209ZM229 189V188H228ZM227 189V190H228ZM14 192H13V191ZM44 190V191H43ZM46 190V191H45ZM56 190V191H55ZM60 190V191H59ZM70 190V191H69ZM87 190H90L89 192H91L90 193V195H88L89 194V192L86 191ZM177 190V191H176ZM179 190V191H178ZM199 190V189H198ZM211 190V191H212ZM9 191V192H8ZM54 191V192H53ZM68 191V192H67ZM83 191H85L84 193H87L86 195H84V193L82 194V192ZM95 191V193L94 194H97L99 197V199H97V195H94L93 194V192ZM152 191V192H153ZM199 191H201V190H199ZM223 191H221V193L223 194ZM249 191H250V193L251 194H249ZM257 191L259 192V193H257ZM24 192V193H23ZM52 192V193H51ZM78 192H80L81 194H82V196L80 195V194H78ZM111 192V193H110ZM215 192V191H214ZM214 192L212 191L211 193H212V195L211 196H213V194H214ZM233 192V191H232ZM254 192V193H253ZM45 195H44V194ZM50 193V194H49ZM61 193V194H60ZM154 192L152 193V195L155 197L156 196V194H155ZM176 193V194H175ZM207 193H208V191H207ZM257 193V194H256ZM41 194H43L46 198H48V199H52L53 198V200H50L51 202H52V206H50V215L52 216V220L54 221V223H55V227L57 228V227H59V225H60V227L59 228H61V229H56L55 227H53V228H51L52 226H50L51 225V223H50V225H48V205L46 206V207H44V205H45V203H44V199L43 198H45L43 195H41ZM204 194V193H203ZM209 194H210V191H209ZM6 195V196H5ZM39 195H41V196H39ZM51 195V196H50ZM56 195H59L61 198H65V202H64V205L65 206H67L68 207V204H69V207H70V210H72L71 211V215H69L70 214V211L68 210L69 209V207L68 208H65L64 206H62V207H60V205H59V203H58V201H57V196ZM88 195V196H87ZM152 195H150V197H149V200H151L152 201V203L155 201V200H157L156 199V197H155V199L154 198H151V196ZM158 195H157V197H158ZM175 195H177L178 197H176ZM91 196H93V198L94 197H96V199L94 198V200H93V198L91 197ZM170 196V197H171ZM210 196V195H209ZM226 196V195H225ZM234 196V195H233ZM236 196H237V199H236ZM243 196H244V198H243ZM9 197V198H8ZM26 197V198H25ZM30 197V198H29ZM37 197V198H36ZM39 197V198H38ZM41 197V198H40ZM50 197V198H49ZM70 197V198H69ZM88 197V198H87ZM112 197V196H111ZM111 197H110V199H111ZM170 197H167V198H165V199H171ZM246 197L247 198H249V200L248 199H246ZM3 198V199H2ZM14 198V199H13ZM78 198V199H77ZM84 198H85V200L86 201H84ZM90 198H92V201H93V204H92V201L90 200ZM101 198V199H100ZM174 198V200H176ZM180 198H181V196H180ZM221 198H223V196L221 197ZM26 199H28V200H26ZM42 199V200H41ZM48 199L46 200L47 202H48ZM69 199V200H68ZM146 199V200H147ZM160 199V200H161ZM165 199H163V200H165ZM10 200V201H9ZM25 200V201H24ZM75 200V201H74ZM96 200V201H95ZM107 200H105V202L107 201ZM245 201V202H243V201ZM29 201V202H28ZM66 201H69V202H66ZM84 201V202H83ZM99 201H101L100 203H99ZM151 201H148V203L149 202H151ZM236 201H237V203H236ZM239 201H241L242 202V204L239 202ZM57 202V203H56ZM93 206V205H95V206H91L89 203ZM95 202V203H94ZM17 203V204H16ZM29 205H28V204ZM53 203H54V205H53ZM66 203V204H65ZM68 203V204H67ZM82 203V204H81ZM83 203H87V204H89V205H87V204H83ZM206 203V202H205ZM227 203V204H228ZM240 203V204H239ZM74 204H80V205H77V206H75ZM98 204H97V206H98ZM150 204V203H149ZM19 205V206H18ZM30 205L32 206V207H30ZM35 205V206H34ZM42 205V206H41ZM72 205L73 206H75V210H73L72 208ZM83 205V206H82ZM106 205V204H105ZM120 206H119V208H118V210L119 209H121L122 207V209H123V211H125L126 212V215L127 214H129V213H131L130 215L131 216H125L126 218H127V220L125 219V217H124V219L123 218H121L120 220H118L119 221V223L121 222V220L122 221H125L126 220V224H119L118 223V221H116L117 222V225L116 226H114L115 225V223L114 222H112V224H114L113 225V227L115 228V227H117V228H115V229H117V232H118V234H119V232H121L119 235L120 236H122V237H125V238H127L128 237V239H130L131 241L132 240H135V238L133 237V239L132 238H129V236H132V234H134V233H130L129 231H132V225H129V224H131L130 222H132L133 220H132V218H133V216L135 215V213L133 214L131 211L130 212H128V211H126L124 208H126V206L125 205H122V204H119ZM122 205V206H121ZM204 205H206V204H204ZM262 205V207H256V208H253L252 210H254L253 212V214H255V217L258 219V223H253L254 222V220H253V218H251L250 216H249V214H248V216H245V218H244V230H242V223H240L241 221H239L240 220V218L238 217V215H236L237 216V220L236 221H238L239 223V225L237 224V222H235L234 220H233V218H232V220L234 221V223L235 224H233V221L231 222L230 220H229V218H231L230 216L232 215L230 212H227V211H225L224 212V210H226L228 207L226 206V208H224L221 212H219L218 214H224V216H222V215H219V219H218V214L217 215H212L211 213H210V211H208L207 210V205H206V207L204 208V209H201V210H207V212H209L211 215H210V217H209V214H208V218L209 219H207V217L205 216L206 214H204V217L202 218L203 220L205 219V224H209V228L211 229L210 231H212V232H214V234H218V235H220L221 236V238H219L221 241H223V242H221V243H223L225 246H222V248H219V250L218 249H215V250H217L218 252H219V255H218V253H217V251H215L216 253H214V251H213V254L211 253V249H210V251H208V253H207V256L209 257V255L211 254L212 255V257H209L208 259H213L212 261L214 262V264H264V242H262L263 240H262V238H259V237H264V234H262V233H264V203H262L261 204ZM261 205H259V206H261ZM12 206V207H11ZM59 206V209L57 208ZM89 206V207H88ZM100 206V205H99ZM243 206H246V205H243ZM18 207V208H17ZM30 207V208H29ZM33 207L35 208L34 209V211L33 212H29V210H31V208L33 209ZM42 207V208H41ZM55 207V208H54ZM72 207V208H71ZM78 207V208H77ZM80 207V208H79ZM83 207V209H81ZM101 207V206H100ZM121 207V208H120ZM194 207V206H193ZM40 208V209H39ZM57 208V209H56ZM63 208V209H62ZM88 208H91L90 210L88 209ZM98 208V207H97ZM231 207H229V209H230ZM38 209V210H37ZM61 209H62V211H61ZM64 209H66V210H64ZM77 209V210H76ZM81 209V210H80ZM122 209L121 210H119V211H122ZM184 208H182V210H183ZM185 209H189V208H185ZM190 209H192V208H190ZM196 209V208H195ZM239 209H244V207H241V208H239ZM257 209V210H256ZM24 210V211H23ZM37 210V211H36ZM45 210V211H44ZM83 210V211H82ZM193 210H194V208H193ZM245 210H247V209H245ZM36 211V212H35ZM52 211V212H51ZM67 211V212H66ZM69 211V212H68ZM84 212V213H81V212ZM192 211V210H191ZM248 211V210H247ZM40 212V213H39ZM42 212H45V214L44 213H42ZM58 212V213H57ZM61 212V213H60ZM80 212V213H79ZM91 212V213H90ZM93 212V213H92ZM188 212V211H187ZM222 212H224V213H222ZM14 213V214H13ZM31 213H34V216L33 215H31ZM52 213V214H51ZM67 213V214H66ZM73 213V214H72ZM90 213V214H89ZM189 213V212H188ZM187 213V214H188ZM197 213V212H196ZM203 213V212H202ZM201 213V214H202ZM226 213V214H225ZM230 215H229V214ZM257 213H259V214H257ZM55 214V215H54ZM63 214V215H62ZM86 214H84V216L82 217V222H84V218L86 217V220L88 221V217L86 216ZM191 213H189V215H190ZM234 214H237L236 212H233V215L232 216H234L235 217V215ZM25 215V216H24ZM28 215V216H27ZM29 215H31V217L29 216ZM69 217H67V216ZM194 215V214H193ZM227 215H229V217L227 216ZM260 215V216H259ZM65 216V217H64ZM71 216V217H70ZM136 216V215H135ZM135 216H134V218H135ZM138 216V215H137ZM136 216V217H137ZM20 217V218H19ZM63 217V218H62ZM67 217V218H66ZM92 217V216H91ZM123 217V216H122ZM212 217V218H211ZM217 217V218H216ZM225 217V218H224ZM10 218V219H9ZM31 218V219H30ZM33 218V219H32ZM128 218H129V220H130V222H129V220H128ZM131 218V219H130ZM133 218V219H134ZM222 218H224V219H222ZM228 218V219H227ZM55 219V220H54ZM60 219V220H59ZM71 220V222L69 221V220ZM137 219H138V217H137ZM193 219V218H192ZM195 219V218H194ZM202 219L201 220H199V222H201L202 221ZM30 220V221H29ZM34 220V221H33ZM36 220H37V222H36ZM57 220V221H56ZM198 220V219H197ZM210 220V221H209ZM218 220H220V221H218ZM7 221V222H6ZM33 221V222H32ZM65 221H69V222H65ZM134 221H135V219H134ZM214 221V222H213ZM19 222V223H18ZM60 222V223H59ZM63 222V223H62ZM89 222V221H88ZM88 222H84V223H88ZM127 222H129V223H127ZM203 222V223H204ZM208 222V223H207ZM210 222V223H209ZM218 222H219V224L221 223V225H219L218 224ZM35 223V224H34ZM57 223V224H56ZM74 223V224H73ZM83 223V224H84ZM198 223V222H197ZM197 223H195V225L197 224ZM202 223V222H201ZM225 223V224H224ZM33 224V225H32ZM59 224V225H58ZM72 224V225H71ZM112 224H111V226H112ZM215 226H214V225ZM233 224V225H232ZM35 225V226H34ZM58 225V226H57ZM71 225V226H70ZM77 226L76 228H78L77 230L74 228L75 226ZM121 225H122V227H121ZM125 226V228H124V226ZM198 225V229H199V226L201 225H199V224H197ZM204 225V224H203ZM217 225V226H216ZM7 226V227H6ZM74 226V227H73ZM119 226H120V228H119ZM233 226V227H232ZM263 226V227H262ZM131 229H130V228ZM204 227H208L207 225H204ZM204 227H202L201 229L203 230V228ZM217 227V228H216ZM219 227H221V228H219ZM237 227V228H236ZM53 230V229H55V230H57V231H59V232H61V233H59L58 232V234H55L54 233V231L55 230H53V232L51 231V229ZM122 228V229H121ZM129 228V229H128ZM215 228L218 230V229H220V231H217V230H215ZM231 228H233L232 230H230ZM255 228V229H254ZM259 228V229H258ZM14 229V230H13ZM33 229V231L35 230V231H37L38 232V234H39V237H38V239L35 237L36 235H37V233H36V235H34V238H33V235H32V232L33 231H31ZM38 229V230H37ZM64 229V230H63ZM119 229H120V231H119ZM126 229V231H124V230ZM127 229H128V232H127ZM205 229H208V228H205ZM228 229V230H227ZM252 229H254V230H252ZM28 230V231H27ZM42 230V231H41ZM209 230V229H208ZM207 230V231H208ZM222 230V231H221ZM223 230H224V232H223ZM234 230L235 231H237V232H234ZM258 230V231H257ZM40 231V232H39ZM56 231V232H57ZM77 231H78V234H76L77 233ZM125 233H124V232ZM209 231V232H210ZM217 231V232H216ZM29 232V233H28ZM64 232V233H63ZM69 232V233H68ZM85 232H86V229H85ZM84 232V233H85ZM203 232H206L205 230L203 231ZM202 232V233H203ZM209 232H206V233H208V235H209ZM212 232H211V234H212ZM254 232V233H253ZM259 232H262V233H259ZM28 233V234H27ZM122 233H124V235L122 234ZM127 233H128V235H127ZM2 234V235H1ZM33 234H34V232H33ZM66 234V235H65ZM130 234V235H129ZM200 234V233H199ZM205 233H203V235H204ZM213 234V235H214ZM260 234L262 235V236H260ZM18 235V236H17ZM58 235V236H57ZM60 235H62V236H60ZM79 235H84V237H82V236H80L79 237ZM202 235V236H203ZM3 236V237H2ZM32 236V237H31ZM38 236V235H37ZM42 236V237H41ZM127 236V237H126ZM134 236V235H133ZM195 236H196V233H195ZM212 236V235H211ZM215 237H216V235H214ZM219 236V237H220ZM232 236V237H231ZM243 236V237H242ZM251 236V237H250ZM258 236V237H257ZM40 237H41V240L42 241H44L43 243H45L44 245H43V247H41V249L42 250H40V248L38 249V247L40 246L39 244H43L42 242H38V241H41V240H39L40 239ZM45 237V238H44ZM52 237V238H51ZM213 237V236H212ZM231 237V238H230ZM36 238V239H35ZM48 238V239H47ZM69 238V239H68ZM74 238V239H73ZM89 238V237H88ZM214 238V237H213ZM218 238V237H217ZM29 239V240H28ZM34 239L35 240H37V243H38V245L39 246H37V243H35V241H34ZM73 239V240H72ZM87 239V240H86ZM212 239V238H211ZM233 239H235V240H233ZM264 239V238H263ZM82 240H86V241H82ZM213 240V239H212ZM229 240H232V242L230 241L229 242ZM29 241V242H28ZM48 241H50V242H48ZM238 241V243H236ZM17 242V243H16ZM70 242V243H69ZM73 242V243H72ZM231 243H233V244H231ZM240 243V244H239ZM258 243V244H257ZM62 244H64V245H62ZM80 244V245H79ZM236 244H239V246H237ZM241 244H243V245H241ZM233 245V246H232ZM240 245H241V247H240ZM260 245V246H259ZM67 246V247H66ZM26 247V248H25ZM45 247H46V250H45ZM49 247V248H48ZM77 247V248H76ZM225 247V248H224ZM71 248H72V250H71ZM234 248V249H233ZM38 250V252H37V250ZM221 249V250H220ZM237 249V250H236ZM239 249V250H238ZM34 250V251H33ZM77 252H76V251ZM17 251V252H16ZM221 251V252H220ZM232 251V252H231ZM244 251V252H243ZM72 252H74V253H72ZM209 252H210V254H209ZM38 253H40L39 254V256H38ZM55 253V254H54ZM65 253V254H64ZM70 253H72V254H70ZM221 253H222V255H221ZM226 253H228V254H226ZM45 254V255H46ZM202 254V256L203 257H205V259L204 260H206L207 262H208V260L206 259V255H203L204 253H201ZM206 254V253H205ZM224 254V255H223ZM37 255V256H36ZM71 255H72V259H69V258H71ZM195 255V254H194ZM200 255V253L198 254V257H202L201 255ZM217 255V256H216ZM32 256V257H31ZM48 256H46V257H48ZM73 256H74V258H73ZM225 256V257H224ZM203 257H202V259H203ZM216 257V258H215ZM218 257V258H217ZM38 258V259H37ZM75 258V259H76ZM191 258V257H190ZM246 258V259H245ZM201 259V258H200ZM243 259V260H242ZM66 260L67 259H65V262H66ZM183 260V259H182ZM191 260V259H190ZM189 260V261H190ZM209 260V261H210ZM220 260V261H219ZM41 261V262H40ZM48 260H46V261H44L45 263L47 262ZM60 261V260H59ZM184 261H186V259H184ZM183 261V262H184ZM206 261H204V262H206ZM68 262V261H67ZM191 262V261H190ZM204 262H202V263H204ZM211 262V261H210ZM217 262H219V263H217ZM45 263H42V264H45ZM60 263L61 264H63L62 263V261H60ZM60 263H58V264H60ZM192 263V262H191ZM202 263H199V264H202ZM207 264V263H206ZM208 264H209V262H208ZM211 264V263H210Z\"/></svg>",
	"mask_w": 264,
	"mask_h": 264
},
{
	"label": "flooded vegetation",
	"instance_id": "af4514ba",
	"mask_svg": "<svg viewBox=\"0 0 264 264\" xmlns=\"http://www.w3.org/2000/svg\"><path fill=\"white\" fill-rule=\"evenodd\" d=\"M99 1H101V0H99ZM99 1H98V2H99ZM104 1H105V4H104V5H107L108 3L110 4L111 2H112V5H113V3H114V7H115V8H113V6H112V8H111V7H110L111 4H110L109 6H105L108 10H106V11H104V12L102 11L101 13H99V15H95V16H94V17L98 16V17L95 18V19H96V20H95V31H96V29H97V31H96V37H97V38L99 37V38H98L99 41H98V39L95 41V42H97V41L99 42V44H98V42H97L96 47L99 49V51L102 49L101 52H104V51H103V48H104V50L107 51V49H105V48H106L105 46H106L107 44H110V43H111V45H109L110 47L112 46V48H111V53H113L112 51L115 52V51L118 50V51H117L118 53H117V52L113 53V58L111 59V61H113V62L109 61V63H107V65H108V66H107V72H110V73L114 72L115 69L113 70V69H112L113 66H111V65H113V63L117 60V58H118L119 61H120V59H121V61H124V62H125V61L129 60V57H131V55L133 54L132 56H135V57H136L135 59H137V57H138V55H139L138 53L143 51V50L141 49V46H143V45L139 46V43H141V40H142V41H144V40L146 41V42L144 41L143 43H144V44L147 43V44H145V46H146L147 48H148V46H149V48H151L150 50L155 49V50H152L153 55L156 54V53H158V52H159V53H162V51H163V54H164V53L169 52L170 49H172V48L169 49V47H168L169 44H168L167 46L165 45V46L168 48V49H167L168 51L166 52V50H163V49H166L165 47H162V46H164L163 44H164V41L166 40V33L164 34V32H167V30L164 31V32H162V31L164 30L163 27H165V25H167V24H166L165 21H164L165 24H164L162 21H163L165 18H167V16L163 15L165 18L162 17V19H161V16H160V15L165 14V13H162V12H164V11L166 12L165 9H167V11H168L167 13L171 12L170 10H172V11H174L175 9L178 10V8H177L178 5H175V4L180 3L179 1H182V0H178V1H177V0H172V2H171V0H164V2H163V0H161V2H160V0H157L156 2H157V3L159 2V3H158L159 5H158V4H155V2H154V0H153V3L156 5L155 9L157 10V8H158V11H157V12L159 13V10H161V11H160L161 14L159 13L160 15H159L158 13H156V15H157V16L159 15L160 18H159V17H155V16H153V15H152L153 17H152L151 15H150V17H149L148 14H155V13H152V12H151V13H147V15L145 16V14H146L145 12H148V11H149V8H148V10H147V8H146V11H145V7H147V5L145 6V4H147V3L144 4V2H143L142 0H140V1H138V0H132V1L129 0L128 3H127L126 0H125L126 2H124V0H115L116 2H115L114 0H112V1H111V0H108V1H107V0H102L101 2H104ZM106 1H107V2H106ZM118 1H119L120 3H119ZM121 1H123V2H121ZM134 1H135V2H134ZM145 1H147V0H145ZM148 1H149V0H148ZM165 1H167V3H166ZM189 1H190V2H189ZM197 1H198V0H196V1H194V0H193V1H192V0H185V1H184V0H183V3H184V5H185L187 8L184 7V5H182V6L184 7V9H186V11H185V10L182 8V6H181V4H183V3H180V4H179V6H181V7H179V8H180V11H179V10H178V11H176V10L174 11V12H175V13H174V16H175V18H177L175 21L178 22V23L175 22L176 24H178V26H176V27H181V26H182V27L184 28V25H182L183 23H185V26H187V24L191 25L190 23L187 22V20H188L191 16H192L191 18H193V15H194V18H193V19L196 18L195 21H196L197 18L199 17V18H198L199 20H197L196 22H194V24H196L198 21L200 22V21L202 20L201 23L198 22V24H199V25L201 24L200 26H202L203 21H205V18L202 19V17H204L205 14H203V12L201 11L202 8H201V10L199 9V8H200V5L198 6V3H199V2H197ZM203 1H204V0H203ZM205 1H207L208 3H206ZM205 1H204V2H205L206 4H209V1H210V2L213 1L212 3H215V0H205ZM101 2H100L99 4H103V3H101ZM117 2H118V3H117ZM137 2H138V3H137ZM139 2H140V3H139ZM169 2H171V5H174V6H173V7H174V10H173V7H172L170 4H168ZM173 2H174V4H172ZM187 2H188V4H189L190 7H191V6L194 7V6L196 5L194 8L191 7V9H193L192 11H194V12H192L191 9H190V7H188ZM194 2H195V5H192V3L194 4ZM196 2H197V4H196ZM115 3H117V4H115ZM121 3H122V4H121ZM136 3L139 4L138 7H137V4H136ZM160 3H161V4H160ZM165 3H166L167 5H166ZM212 3H210V4H212ZM118 4H120V6H119ZM124 4H125V5H124ZM127 4H128V7H127ZM129 4H130V5H129ZM131 4H132V5L134 4V6L132 7ZM135 4H136V5H135ZM163 4H165L166 6L163 5ZM186 4H187V5H186ZM190 4H191V5H190ZM142 5H143L144 7H143ZM160 5H161V6L163 5L162 8H161ZM169 5H170V6H169ZM101 6H103V5H101ZM118 6H119V7H118ZM121 6H124V7L126 6V7H127V8H125V9H124V7L121 8L122 10H125V11H121V9H120ZM141 6H142V7H141ZM158 6H159V7H158ZM167 6H169V7H168L169 9L167 8ZM176 6H177V7H176ZM197 6H198V8H196ZM108 7H110V8H108ZM117 7H118V8H117ZM129 7H131V9H129ZM136 7H137V9H136ZM134 8H135L136 10H134ZM140 8H141V9H140ZM143 8H144V10L141 11ZM164 8H165V9H164ZM171 8H172V9H171ZM188 8H189L190 10H189ZM112 9H113V10H112ZM115 9H117V10L115 11ZM118 9H119V10H118ZM138 9H139V10H138ZM163 9H164V10H163ZM182 9L184 10V12L182 11ZM187 9H188V10H187ZM109 10H110V12H108V14H109V15H108V14H107V11H109ZM126 10H127L128 12H127ZM195 10H196L197 12H196ZM119 11H120V14H121V12H122V15H119V16H118ZM130 11H131V12H130ZM135 11H136V12L138 11L139 14H138V12H137V14H135V13H136ZM188 11H189V13H190V14H189L190 16H188L187 13H186V12H188ZM112 12H113V13H112ZM114 12H117L118 14H116V13H114ZM123 12H125V13H123ZM149 12H150V11H149ZM176 12H178V13H176ZM179 12H181V13H179ZM191 12L194 13V14H191ZM195 12H196V13H195ZM127 13H128V15H127ZM132 13H133L134 15H133ZM182 13H183V14H182ZM199 13L203 14V16H202L201 14H199ZM113 14H114V15L116 14L117 16L115 15V16H116V17H115ZM124 14H125V15H124ZM129 14H131L132 17H129ZM141 14H142V15H141ZM143 14H144V16H143ZM177 14H180V16L178 15L179 18L176 17ZM195 14H196V15H195ZM198 14H199V16H198ZM103 15H105L106 17L103 16ZM138 15H140V16H138ZM171 15H172V17H170ZM171 15L168 14V17H170V22H172L171 18L173 19V21H174V19H175L174 16H173V14H171ZM182 15H183V16H186V19H187V20L185 19V17H182ZM236 15H237V14H236ZM236 15H235V16H236ZM238 15H240V14H238ZM238 15H237L236 17H235V16L232 17V20H233V21H232V23H233L232 25H234V23L236 22V21H234V19H235V20L237 19V21L239 20V21H238L239 23H238V22L235 23L237 26L234 25L233 28H236V27L239 28V27L243 26L242 24H244V23H242V22L244 21V20L241 18L242 16H238ZM99 16H101V17L99 18ZM107 16H108V17H107ZM122 16H123V17H122ZM125 16H128L129 18H128V17H125ZM136 16L138 17V20H141V21H137V19H136V20L133 19L134 17L137 18ZM187 16H188V17H187ZM200 16H201V17H200ZM102 17H103V19H102ZM139 17H141V19H140ZM205 17H206V16H205ZM237 17H238V18H237ZM239 17H240V18H239ZM104 18L106 19L105 21H104ZM117 18H118V19H117ZM119 18H120V20H119ZM123 18H124V19H123ZM125 18H126V19H125ZM149 18H150V19H149ZM182 18H184L186 21H185L184 19H182ZM191 18H190L189 22L192 23V21H194V20L191 19ZM100 19H101V21H100ZM130 19H131L132 21L134 20V21H133L134 23H133ZM158 19H159V20H158ZM181 19H182V22H183V21H184V22H183V23L181 22L182 24H179V20L181 21ZM200 19H201V20H200ZM241 19H242V20H241ZM111 20H112V21H115V22H116V20H118V22H116L117 24L114 25L113 23H115V22H111ZM121 20H122V21H121ZM123 20H124V21H123ZM126 20H127V21H126ZM129 20H130V21H129ZM143 20H144V21H143ZM145 20H147V21H145ZM149 20H150V21H149ZM151 20H152V21H151ZM157 20H158V21H157ZM165 20L167 21L168 19H165ZM177 20H178V21H177ZM191 20H192V21H191ZM135 21H137V25L141 24V23H138V22H145V23H146V24L144 23L145 26H143V23H142L141 25H142L143 28H145L146 30L143 29L142 26H138V27H139V29H138L137 25H135ZM153 21H154V22H153ZM168 21H169V20H168ZM99 22H100V23H99ZM122 22H123V24L125 23L124 25H127V26L125 27V26L122 24ZM126 22H127V23H126ZM150 22H153L154 25H153L152 23H150ZM186 22H187V23H186ZM240 22H241V24H240ZM102 23H103V25H102ZM132 23H133V24H132ZM147 23H148V24H147ZM237 23H238L239 25H238ZM97 24H98V25H97ZM120 24H121V25H120ZM155 24H157V25H155ZM159 24H162V25H159ZM163 24H164V25H163ZM170 24H174V23H170ZM119 25H120V26H119ZM132 25H133V26H132ZM158 25H159L160 27H159ZM168 25H169V24H168ZM168 25H167V26H168ZM179 25H181V26H179ZM192 25H193V24H192ZM196 25H197V24H196ZM240 25H241V26H240ZM117 26H119V28L125 27V29H124V28H123V29H119ZM121 26H122V27H121ZM149 26H152V27H149ZM169 26H170V25H169ZM169 26H168V27H169ZM193 26H194V25H193ZM96 27H97V28H96ZM113 27H114V29H112ZM115 27H116V29H115ZM148 27H149V28H148ZM154 27H155L156 29H153ZM158 27H159V28H158ZM170 27H171V29H173L172 26H170ZM243 27H244V26H243ZM104 28H105V29H104ZM109 28H110V29H109ZM127 28H128L127 31H129V32L126 31ZM131 28H132V30H131ZM141 28H142V30H143V34L145 35V39L143 38L144 40L142 39L143 34H142V30H140ZM174 28H175V27H174ZM233 28H231L230 30H232ZM237 28H236V29H237ZM98 29H100V30H98ZM101 29H102V30H101ZM136 29L138 30V32H136ZM147 29H148V30H147ZM161 29H162V30H161ZM165 29H167V28L165 27ZM176 29H177L179 32H180V30H181L183 33L185 32V31H183V29L175 28V33H176V34H175V33H173V34H174V35H177L178 38H179V36L182 35V34H179L178 31H176ZM236 29H234V30H236ZM241 29H242V30H241ZM241 29L239 28V29H237L235 32L233 31V33H236V34H237V32H238L237 35L240 36V37H236V38H237L236 40H238V38H240V39L243 38V39H242L243 41L240 40V43H241V41L243 42V43H242L243 46H242L240 43L238 44L237 42H235V41H233V40H232V41H233L232 43H234V42L237 43V44H238V47L242 48V50H244V51L246 52L247 55H250V58L253 59V58L255 57V59H256L257 62H258V63L256 62L257 64H259L260 60L263 58V59H262L263 61L261 60V63H260V64H261V65H264V64H263V63H264V52H263V54H262V53L260 54V53L258 52L259 55L257 54L256 56H254V55L257 53L256 51H260V52H261V48H260V46L256 44V42H257V40H258L259 38H258V34H257V32H256V35H257V36L255 37V31H256L255 28H254V29H250V28L243 29V28H241ZM248 29L253 30V31H248ZM113 30L116 31V32H114ZM121 30H122V32H121ZM123 30H125L126 33H124ZM130 30L133 31V32H131ZM139 30H140V32H139ZM155 30H156V32H155ZM230 30H227V31H230ZM240 30H241V31H240ZM244 30H247L246 32H248V33L251 32V33L247 34V33L245 32V33L247 34V35H246V34L243 33ZM170 31H171V30H169V32H170ZM172 31H173V30H172ZM202 31H204V30H202ZM205 31H206V30H205ZM209 31H210V30H209ZM209 31H208V33H210ZM212 31H213V30H212ZM227 31H226V32H227ZM100 32H102V33H100ZM105 32H106V33H105ZM113 32L115 33V35H114ZM118 32H120V33L118 34ZM145 32H146V33H145ZM169 32H168V34H167V35H168L167 37H168V39H169L168 43L171 41V39H172V37H173V34H172L171 32H170L171 34H169ZM173 32H174V31H173ZM182 32H180V33H182ZM200 32H201V31H200ZM230 32H231V31H230ZM230 32H229V33H230ZM240 32H241V33H240ZM104 33H105V34H104ZM108 33H109V34H108ZM123 33H124V34H123ZM128 33H129V34H128ZM140 33H141V34H140ZM177 33L179 34V36H178ZM185 33H186V32H185ZM204 33H205V32H204ZM214 33H215V31H214ZM214 33H213V32L210 33V37H211V39H212V38L214 39V36H215V38L217 37V38H216L215 45H213V47L215 48L216 52H217L219 55L221 54V56H222V54H225V53H226V52L223 51L224 48H225L224 50H226V48H229V49H228V50H229V53H231V51H234V50H232V48H231L230 46H227V43H225V45H224V42H225V41H222L223 43H221V44L224 45V46H223L224 48H223L222 46H221V49L218 48V46H217L216 44L219 43V42H217V40H218L219 37H218L217 35H213ZM233 33H232V34H233ZM252 33H254L253 36H252ZM97 34H98V35H97ZM101 34H102V35H101ZM107 34H108L109 36H108ZM116 34H117V35H116ZM138 34H139V35H138ZM156 34H157V35H156ZM215 34H218V33L216 32ZM227 34H228V33H227ZM240 34H241V35H240ZM243 34H244V35H243ZM250 34H251V35H250ZM127 35H129V36H127ZM132 35H133V36H132ZM134 35H135V36H134ZM170 35L172 36L171 38H170ZM218 35H219V34H218ZM245 35H246V36H245ZM117 36H118V37H117ZM121 36H122V38H123V36H127V38H123V39L126 40V41H127L128 38L130 39V37H131V39H130L131 41L128 39V41L126 42V41H124V40L121 38ZM139 36H141V37L138 39ZM157 36H158V37H157ZM164 36H165V37H164ZM228 36H230V34H228ZM248 36H249L250 38H249ZM251 36H252V37H251ZM105 37H106V38H105ZM113 37H114L115 40L112 39ZM132 37H133V38H132ZM174 37L176 38V36H174ZM234 37H235V36H234ZM246 37H247L248 40L246 39ZM253 37H255V38H254V39H251V38H253ZM107 38H109V39H107ZM119 38L121 39V41H119V40H120ZM228 38H230V37H228ZM244 38H245L246 40H245ZM116 39H117V40H116ZM132 39H133V40H132ZM137 39L140 40V41H138ZM163 39H164V40H163ZM173 39H174V38H173ZM173 39H172V40H173ZM224 39H225V38H224ZM101 40H102V42H101ZM103 40H105V41H107V42H104ZM122 40H123V41H122ZM219 40L221 41L222 38H219ZM219 40H218V41H219ZM244 40L247 41V42H249L250 40H254L256 46L253 45V44H254V43H253L254 41H250L249 43H246ZM133 41H135V43H134ZM148 41H150V44H148ZM174 41H175V40H173V42H174ZM177 41H178V39H177ZM177 41H175V43H176ZM180 41H181V40H180ZM180 41H179V42H180ZM226 41L228 42V40H226ZM238 41H239V40H238ZM100 42H101V43H100ZM124 42H125V43H124ZM130 42H132L134 46H135V44H136V46L134 47L133 45H131L132 43L130 44ZM137 42H138V43H137ZM166 42H167V41H165V44H166ZM179 42L176 43V44H180L181 46H176L177 49H180V47H182V46H184L185 49H188L187 46H185L184 44H182V42H181V43H179ZM106 43H107V44H106ZM127 43L130 44V47H131V46L134 47V48H135V51H136V50H139L138 53L135 52L134 49H133L132 47H131V48H132L133 50H131V48L128 46ZM170 43L172 44V42H170ZM175 43H174V45H175ZM245 43H246L247 45H246ZM252 43H253V44H252ZM101 44H105V46L102 47ZM151 44H153L152 47H151ZM221 44H220V45H221ZM250 44H251V45H250ZM125 45L128 46V47H126ZM147 45H148V46H147ZM154 45H156V47H154ZM158 45H159V46L162 45L161 47H162L163 49L160 48V51H158V50H157ZM174 45H173V46L171 45L170 47H174ZM240 45H241V46H240ZM245 45H246V46H245ZM252 45H253V46H252ZM98 46H99V47H98ZM109 46H108V50H110V49H109V48H110ZM123 46H124V47H123ZM138 46H139L140 48H137ZM215 46H216V47H215ZM233 46H235V45H233ZM101 47H102V48H101ZM113 47H114V48H113ZM121 48H122V49L125 48L124 50H126V51L122 50ZM136 48H137V49H136ZM147 48H145V50H146ZM174 48H175V47H174ZM176 48H175V49H176ZM182 48H183V47H182ZM222 48H223V49H222ZM254 48H255V49H254ZM258 48H259V49H258ZM119 49H120V51H119ZM127 49H128V50H127ZM129 49H130V50H129ZM140 49H141V51H140ZM175 49H173V50H175ZM189 49H190V48H189ZM206 49H208V48L205 47V49H204V54H205V55H206V53L209 54V53L207 52L208 50H206ZM209 49H211L210 46H209ZM217 49L219 50V52H218ZM236 49H237V48H236ZM245 49H246V50H245ZM121 50H122V51H121ZM150 50L148 51V54L150 53L149 55H150L151 57H150L148 54H146V56H147L146 58H148L149 60H150L152 57H155V55H154V56L152 55V53H151ZM156 50H157L158 52H155ZM161 50H162V51H161ZM211 50H212V49H211ZM228 50H226L227 53H228ZM237 50H238V49H237ZM239 50H241V49H239ZM239 50H238V51H239ZM249 50H250V51H249ZM129 51H132V52L130 53ZM146 51H147V50H146ZM175 51H177V50H175ZM221 51H223V53H220ZM244 51H243V52H244ZM248 51H249V52H248ZM120 52H121V53H120ZM122 52H124V53L126 52L125 55H124V53H122ZM154 52H155V53H154ZM214 52H215V51H214ZM214 52H213V53H214ZM234 52H237V51H234ZM234 52L231 53V56H232L231 59H230V58H227V57H226V58L229 59V60H226V59H225V61H228V62L230 61L231 65H229L230 63H229L228 65H226L227 62H226V63H223V66H224V67H225V65H226V66L229 68V72H228V69H227L226 67H225V69H227V70H224L223 66L220 67V68L222 69V70H221V69H220V70L223 72V74L225 73L224 71H227V73L230 74L229 76H231V77H228V75H227L228 78L225 76V77L227 78L226 80H225V78H224V75H223V78H222V76H221V78L224 79L225 81L231 79V81H228L229 83H227V85H228L227 88H226V87L224 88V86H225L226 83L223 84L222 82H220V81H222V80H220V81H219V80H216L218 77L215 78V80L218 81V83L214 82L215 80H214V81L212 80L214 83L208 82V83H211V84H213V85H214L215 83L218 84V87L220 86V87H219L220 89H219V88H216V87H215L214 89H215V90H218V89H219V92H217V91L214 92V91L212 90L213 88H211V89L209 88V87H212V86H207V85H209L208 83L205 84V82H207L209 78H207V80H206L205 82L203 81V80H205V79H204L205 75H206L207 73H209V71H211V68H212V67L207 65V64L212 65V64L210 63V61H207V62L205 61L207 64L203 63V66H205V68H202V65H201L200 61H199V62L197 61L198 64H196V61H195V63L192 64V62H193V60L191 59L192 57H191L189 54H188V55L186 54L188 57H189V56L191 57V58H190L191 60H190L186 55H185V57H184V55H183L182 58H180V62H181V61H185V62H184V65H186V66L188 65V66H187V67L185 66L186 68H184V67L182 66L183 64L178 65V66L181 67V68H180L181 70L178 68V70H180L179 72H177L178 70H177L176 68H174V71L176 70L174 73L177 74V76H176L175 78L178 80V82H179V80L182 81L181 79H183V82H184V81H188V83H186V82H184L185 84L183 83V85H184L185 87L183 86L184 90H182V91H185V92H186V89H187L188 91L191 90V89H192V91H193V89H194V90H197V89H200V90H201V86H202V85L200 86L199 83H200V82H201V83L204 82V84H205V85L207 86V88H208V89H207L208 92H207L206 94H207L208 98L210 97V98H212V100H215V99L218 100V98L223 99V97H224V99H226V98H228L227 95H228V96H231L232 93H234V95L239 94V96H242L241 93H242V91L244 90V86L247 85V84H245V82H247V81H246L247 78L245 79V76H247L248 78L251 77V79H249V80L247 79L248 82H251L250 80H252V79H253V82H254L256 76H257V77H256L257 80L259 79V78H258V77L260 76L259 74H261L260 71L263 72V71H262V68H263V70H264V67L261 66V69L259 70V72L257 71L256 73L252 74L251 72L254 71V70H252V68H251V72H250V71L248 72L247 70L250 69V68H248L247 65H244L245 67L248 68V69H247V68H245L244 66H241V64L239 63V61H242V58H243L242 55H243V56H245V55L242 54L241 51H239V52H240V55H241V54H242V55L240 56L241 59L237 56V57L240 59V60L238 61V63H237V62H235V61H237V60H235L234 57H235V55L238 54V52H237V54H236V53L234 54ZM245 52H244V53H245ZM134 53L137 54V56H136ZM146 53H147V52H146ZM159 53H158V57L160 56ZM229 53H228V55H230ZM115 54H116V55L119 54V57H116ZM120 54L123 56V58H121V55H120ZM126 54H128V59H127V55H126ZM130 54H131V55H130ZM163 54H162V55H163ZM214 54H215V53H214ZM232 54H233V55H232ZM205 55H204V56H205ZM225 55H226V54H225ZM225 55H223L222 57L225 58ZM247 55H246V56H247ZM117 56H118V55H117ZM125 56H126V57H125ZM148 56H149V57H148ZM204 56L202 57V58H204V59L202 60V62L206 59V56H205V57H204ZM213 56H214V55H213ZM215 56H216V55H215ZM215 56H214V57H211V58L213 59V58H215ZM221 56H219V57H221ZM246 56H245V57H246ZM253 56H254V57H253ZM259 56H260V57H259ZM156 57H157V55H156ZM156 57H155V58H156ZM160 57H161V56H160ZM160 57H159V59H158V58H157V59L160 60V63H161L162 61H161ZM183 57H184V58L187 57V58L184 59ZM219 57L216 56V58H218V59H220V60H222V61L224 60V58L221 59L222 57H221V58H219ZM237 57H236V58H237ZM248 57H249V56H248ZM115 58H116V59H115ZM119 58H120V59H119ZM131 58H132V59H131ZM131 58H130V61H132L134 57H131ZM155 58H152V60H154V63L150 60V61H151V63H150L151 66H152V64H156L155 62H157V64H156L157 66L160 65L159 61H157V60L155 61ZM162 58H163V57H162ZM208 58H209V56H207V59H206V60H210V58H209V59H208ZM250 58H249V59H250ZM258 58H261V59L259 60ZM122 59H123V60H122ZM135 59H134L133 61H135ZM148 59H147V60H148ZM181 59H182V60H181ZM188 59H189V60H188ZM233 59H234L235 61H234ZM243 59H244V58H243ZM246 59H247V57H246ZM246 59H245V62H244V63H246V64H247L250 60H252V59H250L249 61L247 60L248 62H246ZM118 60H117V61H118ZM149 60L147 61L148 63H149ZM186 60H188V61H186ZM213 60H214V59H213ZM215 60H216V59H215ZM256 60H255V61H256ZM117 61L114 63L115 65L117 64ZM133 61H132V62H133ZM191 61H192V62H191ZM243 61H244V60H243ZM253 61H254V60H252V62H253ZM255 61H254V62H255ZM211 62H212V61H211ZM213 62L216 63L215 61H213ZM254 62H253V63H254ZM158 63H159V65H158ZM182 63H183V62H182ZM186 63H187V64H186ZM218 63H219V64H220V63L222 64L221 61H218L217 64H218ZM253 63H252V66H255L256 63H255L254 65H253ZM177 64H178V61H177ZM177 64H176V65H177ZM204 64H205V65H204ZM238 64H239L240 66H239ZM195 65H199V66L201 65L202 70H201V69H198V68H200V67L195 66ZM215 65H216V64H215ZM215 65H214V66H215ZM248 65H250L249 67H252L250 62H249ZM153 66H154V65H153ZM219 66H221V65H219ZM108 67H109V68H108ZM110 67H112V68H110ZM190 67H192V68L190 69ZM197 67H198V68H197ZM208 67H211V68H208ZM216 67L219 68L217 65H216ZM231 67H232V70H231ZM114 68H115V67H114ZM154 68H156V67L154 66ZM154 68H153V67H152V68L150 67V69H148V71L146 72V75H147V76H145L146 79H145V78H144L145 80H144V79H141L142 81L139 80V81L141 82L140 84H142L143 81H146V83H145V82H144V83H145L146 85L149 84V86H147V87L150 88V87L152 86V82H153V84L156 83V79H157V78H156L157 76H155V75H157V73H155L156 70H155V71H152L153 73L150 72L151 70H154ZM183 68H184V69H183ZM206 68H207V69H206ZM240 68H241V69H240ZM110 69H111L112 71H111ZM186 69L188 70L189 73L187 72ZM192 69H193V70H192ZM194 69H197V70H194ZM208 69H209V71H207ZM212 69H213V68H212ZM246 69H247V70H246ZM183 70H184L187 74H186ZM198 70H199V71L201 70L203 73H202L201 71L199 72ZM217 70H218V69L215 68V70H214V71L212 70V72H210V74H213V73L215 74V73H216L215 71H217ZM242 70H243V71H242ZM181 71H182L183 73H182ZM205 71H207V72H205ZM218 71H219V70H218ZM231 71H232V72H231ZM149 72H150V74H149ZM219 72H220V71H219ZM219 72H218V73H219ZM110 73H107V74H110ZM174 73H173V75H175ZM180 73L182 74L181 76H183V74H185V77L183 76L184 78L180 77V79H179L178 77L180 76ZM194 73H195V74H194ZM197 73H198V74H197ZM227 73H226V74H227ZM231 73H232V74H231ZM243 73L245 74V76H244ZM112 74H113V75H111V74L109 75V76H111V78L114 77V74H115V73H112ZM152 74H153L154 77H152ZM154 74H155V75H154ZM203 74H204V76H203ZM210 74H208V75H206V76H207V77H209V76L211 77ZM214 74H213V75H214ZM221 74H222V73H221ZM256 74H257V75H256ZM263 74H264V72H263ZM263 74H261V75H262V77H261L262 79L260 78L261 80H258V81L256 80L257 82H256V81H255L254 83L251 82V86L249 85L250 83L246 86V87H248L249 89L251 88L250 90H252L253 92H252V91H249V89H248V91H247V90H244V92L246 91V92H245V93H246V96H245V97H247V98H249V99H250V98L257 99V98H261V97L263 98V97H264V95H260V94L263 93V90H264V88L261 89V87H260V86L264 85V84H263L264 82H263V83L260 82V81H262V80L264 79ZM150 75H151V76H150ZM187 75H188V76H187ZM197 75H198V76H197ZM216 75H218V74L216 73ZM255 75H256V76H255ZM148 76L151 77L152 81H151V79H150ZM214 76H215V75H214ZM214 76H212V78H214ZM188 77H189V79H188ZM191 77H194V78L191 79ZM196 77H197L198 79H197ZM200 77H203V78H200ZM215 77H216V76H215ZM109 78H110V77H109ZM111 78H110V79H111ZM137 78H138V77H137ZM140 78H142V77L139 76V79H140ZM148 78H149V79H148ZM155 78H156V79H155ZM186 78H187V80H186ZM205 78H206V77H205ZM153 79H154V81H153ZM176 79H175V80H176ZM196 79H197V80H196ZM199 79H200V80L203 79V80H202L203 82H202V81L198 82ZM218 79H219V78H218ZM190 80H191V81H190ZM192 80H194V81L192 82ZM195 80L197 81L198 84L196 83ZM224 80H223V82H224ZM150 81H151V82H150ZM189 81L192 82V83H190ZM148 82H149V83H148ZM154 82H155V83H154ZM175 82H176V81H175ZM147 83H148V84H147ZM150 83H151V84H150ZM173 83H174V82H173ZM176 83H177V82H176ZM176 83H174L175 85L173 84V87L175 86V87H174V88H175L174 90H176L175 93H176L177 95H179V94H178L179 90H177V87H178L180 84H176ZM179 83H180V82H179ZM181 83H182V82H181ZM189 83H190V85H188ZM201 83H200V84H201ZM252 83H253V84H252ZM256 83L258 84V86H259L260 83H261V84H260L259 87H257V84H256ZM204 84H203V86H204ZM229 84H230V85H229ZM177 85H178V86H177ZM181 85H182V84H181ZM193 85H194L195 87H194ZM197 85H199L200 87L197 86ZM196 86H197V87H196ZM215 86H216V85H215ZM222 86H223V87H222ZM232 86H233V87H232ZM173 87H172V88H173ZM193 87H194V88H193ZM198 87H199V88H198ZM228 87H231L234 91H232L231 89H228ZM246 87H245V88H246ZM255 87H256L258 90H259V88H260V90H262V93L260 92V90H259V92H258V91L256 90ZM99 88H100V87H99ZM179 88H180V86H179ZM179 88H178V89H179ZM196 88H197V89H196ZM150 89H154V87L152 86ZM181 89H182V88H181ZM181 89H180V91H181ZM209 89H210V90H209ZM227 89H228L229 91L231 90L232 93H231V92H229L230 94L227 93ZM246 89H247V88H246ZM98 90H99V89H98ZM200 90H198V91H200ZM220 90H221L222 92H221ZM177 91H178V92H177ZM182 91H181L180 96H179V97L177 96L178 99L174 97V98H175V101L177 100V101H178V104H181V103H182L183 106H182V105H179L180 107H185L186 109H188V108L190 109V107H191V102L195 101V99H193L192 97H194V95H195V96H196V99L199 100L200 98H198L197 96H198L201 92H200L199 94L196 95L195 93H196V92L198 93V91H194L195 93H193V92H191V91H189V92L187 91V93H189V94L191 93V96L193 95L192 97L190 96V97H191V99H190L189 96H188L189 94H184L185 92H182ZM209 91H210V92H209ZM212 91H213V92H212ZM172 92H173V91H172ZM248 92H249V94H248ZM254 92H255V95H256V96L253 94ZM257 92H258V93H257ZM99 93H100V90H99ZM179 93H180V92H179ZM211 93H212V94L214 93L213 96H212ZM216 93H218V95H217ZM250 93H251V94H250ZM259 93H260V94H259ZM172 94H174V92H173ZM172 94L169 93V95H171V96H170L171 98H172ZM221 94H222V95H221ZM263 94H264V93H263ZM249 95H250V96H249ZM253 95H254V96H253ZM258 95H259V96H258ZM174 96H176V95H174ZM201 96H203L202 93H201ZM211 96H212V97H211ZM215 96H216V97H215ZM218 96H220V97H218ZM221 96H223V97H221ZM232 96H233V95H232ZM260 96H261V97H260ZM180 97H181V98H180ZM242 97H243V96H242ZM242 97H241V99H243ZM256 97H257V98H256ZM174 98H173V99H174ZM187 98H188V99H187ZM213 98H214V99H213ZM192 99H193V100H192ZM210 100H211V99H210ZM210 100H209V101H210ZM230 101H232V100H231V97H230ZM175 105L177 106V102H175ZM184 105H185V106H184ZM189 106H190V107H189ZM180 107H178V108L176 107V108H177L176 110L178 111V109H180ZM187 107H188V108H187ZM185 108H184V109H185ZM181 109H182V108H181ZM181 109H180V110H181ZM184 109H182L181 111H185ZM180 110H179V111H180ZM237 111L239 112V110H237ZM237 111H236V112H237ZM77 136L80 137L79 135H77ZM77 136H76V137H77ZM76 137H74V139L71 138V137H69V138L71 139V141H69V140H70L69 138H68L69 140L67 141V138H66V137H64V138H66V139H64V138H63V139L66 141V142H65L66 144H69V142H71V145H72V144H77L79 141H80V142H81V141L84 142L85 140L88 141V142L85 141L87 144H88L89 142H91V144L94 142L93 140L90 141V140H89V139H90L89 137H87V139H86L85 137L82 136V137H81L82 139H81V138H80L81 140H80V139H77V140H76V143H75L74 140L76 139ZM256 137H258V136H256ZM262 137H263L262 139H261V138H257V141H258V139H259V143L264 139V136H262ZM83 138H84V140H83ZM260 139H261V141H260ZM78 140H79V141H78ZM77 141H78V142H77ZM92 141H93V142H92ZM182 142H183V141H182ZM182 142H181V143H182ZM89 144H90V143H89ZM182 144H183V143H182ZM182 144H178V147H179V146H182ZM261 144H262V145H260L259 147L262 149V148L264 147V140L261 142ZM69 145H70V144H69ZM183 145H184V144H183ZM180 148H182V147H180ZM177 152H180L179 148L177 149ZM178 160H179V159H178ZM166 177H168V176L166 175ZM163 179H164V176H163Z\"/></svg>",
	"mask_w": 264,
	"mask_h": 264
},
{
	"label": "crops",
	"instance_id": "0c3cea01",
	"mask_svg": "<svg viewBox=\"0 0 264 264\" xmlns=\"http://www.w3.org/2000/svg\"><path fill=\"white\" fill-rule=\"evenodd\" d=\"M263 71H264V70H263ZM137 85H138V84H137ZM165 94H166V93H165ZM165 94H164V96H165ZM160 95H161L160 97H162L163 94L160 93ZM166 97L169 99L170 96H169V97L166 96ZM166 97H165V98H166ZM239 97L241 98V96H239V94H236V95L234 96V98H238V99H240ZM165 98H164V99H165ZM170 98H171V97H170ZM164 99H163V101H164ZM228 99H229V98H228ZM263 99H264V98H261V99L259 98L258 100L262 101V103L264 104V102H263L264 100H263ZM165 100H166V99H165ZM171 100H172V99H169L168 101H167V100H166V101H167V102L170 101L171 103H173V105H175V102H174L173 100H172V101H173V102H172ZM218 100H220V99H218ZM222 100H224V98L221 99V101H222ZM226 100H227V99H226ZM231 100L234 101L233 99H231ZM240 100H241V99H240ZM240 100H239V101H240ZM253 100H255V99H251L250 102L253 101ZM258 100H255V101L258 102ZM166 101H165V102H166ZM195 101H196V102H195ZM195 101L192 102L191 107H190V109H188V111L191 110V108L193 109V107H198V104H196L198 100H195ZM212 101H214V102L218 105L217 100H212ZM227 101H228V100H227ZM260 101H259V102H260ZM199 102H200V100H199ZM199 102H198V103H199ZM219 102H220V101H219ZM222 102H223V101H222ZM224 102H226V101H224ZM257 102H255V103H257ZM200 103H202V102H200ZM211 103H213V102H211ZM215 103L213 104L214 106H216ZM169 104H170V103H169ZM220 104H221V103H219V105H220ZM263 104H261V105H263ZM170 105H171V104H170ZM173 105H172V106H173ZM219 105H218V106H219ZM168 106H169V105H168ZM175 106H176V105H175ZM175 106H173V108H174ZM200 106H202V105H200ZM216 107H217V106H216ZM165 108H166L165 111L167 112V110H169V109H167V107H165ZM168 108H170V106H169ZM175 108H176V107H175ZM175 108H174V111L176 110ZM201 108H202V107H201ZM147 109H149V107H147ZM195 109L197 110V108H195ZM198 110H200V109H198ZM201 110H203V109H201ZM148 111H150V110H148ZM170 111H171V110H170ZM174 111H173V115H174L175 112H176V111H175V112H174ZM186 111H187V110H186ZM186 111H184V114H185V115L183 114V112H182V114H181V115H183V116L180 115L181 119H178V118H180L179 115H177V116H178L177 119H176L175 116L170 115V114H172V113H171L172 111H171L170 113H167V116H168V114H169L170 117H175L174 119L171 118V119H172L171 121L168 120V118L170 119L169 116H168V118H167V116H166V117H162V116H161V118L164 119V121L166 122V123H165V122L162 120L163 123L167 124V126H169L170 122L173 121V123L170 124L172 127L169 126V128L171 129V131H172L173 133L176 132V135H171L172 132L170 131V129H169L167 126H166L165 128H166V129L168 128V129H167L168 131H167L166 129L164 130V127H162V129H161V131H160V125L163 126L162 121L158 119V118L160 117V115H157V117H158L157 120H156L157 125L154 124V125H156V128L159 126V127H158L159 129L157 128V130L153 129V128H155V127L152 128V126H153L152 123H153V122L150 121V120H148L147 124L151 123V124L147 125V126L150 128V131H148L149 128L147 127L148 130H146V131H147V132H146V133H147V135H146V139H145V137H143V136H145V132H144V135L141 136V137H143V138H142V139L140 138V139H141L140 141H142V145H141V142H140V147H138L139 149L137 148L139 151L143 148L142 151H143V154H144V155H141V157H142V156H143V157L146 156L145 159L147 158V160H146L145 163H146L147 165L150 164L151 166H153V165H154V166H157L158 169L161 168V169L164 171V179H166V180L169 179L168 177H166V174H167V176L170 174L169 176H172V177H174V175H176L175 177H176L177 179H179L180 176L182 175V174H180L181 172H179V171H182V169H180V167L178 168V164L175 163V162L180 163V161H177V160L175 161V159H173V158H175L176 155H178L179 157L182 155V157H180V158L177 156L178 159L181 160V161H184V160H182V158H183V159L186 158V157L188 158L187 154H186V157H185V156L183 157V154L185 155V152L183 153L181 150H180V153H181V154H180V153L177 154V152H175V151H177L178 148H180V147H177L178 143L181 144V142L184 141V143L186 144L185 140L187 139V135H186V137H185V136L183 137V135H185V134H183V132L186 133V134H188V136H189L190 138H192L193 136H194V137H195V136H198V135H200L199 137L202 138V134H201L202 132H201V130H199V129H200V128H199L200 126H199V127L196 126V125H197V122H196V121H200V120H197V119L200 118V117H197V116L200 115V111H199V115H197L196 118H194V120H193L192 117H190V116H194V117H195V115L198 114L197 111H194V112H196V113H194L192 110H191L192 112H188V113H187ZM206 111H207V110H206ZM185 112H186L187 114H186ZM204 112H205V111H204ZM204 112H203V111L201 112V116H204V114H203ZM210 112L213 113V112H214L213 109H212ZM210 112L208 111V113H210ZM178 113L180 114L181 112L179 111V112H177L176 114H178ZM189 113H190V114H189ZM148 114H150V112H149ZM176 114H175V115H176ZM194 114H195V115H194ZM238 114H239V113H238ZM206 115H209V114H206ZM212 115H213V114H212ZM245 115H246V114H245ZM184 117H185V118H184ZM242 117H243V116H242ZM161 118H160V119H161ZM189 118H191L192 120L190 121ZM166 119H167V121H166ZM183 119H184V120H183ZM185 119H187V120H185ZM195 119H196V121H195ZM229 119H230V121H229ZM174 120H175V121H174ZM157 121H158V122H157ZM160 121H161L162 124H159ZM189 121H190V122H189ZM224 121H225L226 123H225ZM234 121H235L234 119H232V118H230V117H226V118H224L222 121L220 120V121L218 122V125H219L220 127L217 125V128H218V129L220 128L219 130H221V128H223V129H229V130H225V132H226V131L229 132V131L231 130V132H229L230 134H228V132H226L225 135L223 134L224 137L221 135V137H222L221 139H222V140H223V139H224V140L226 139L227 141H226V140H225V141H226V142H229L230 145H228V143H227V145H228V146H227V145H226V142L223 140V142H225V143H222V145H221V149L224 148V149H223L224 151L221 150L220 153H222V155L219 153L222 157H224V158H223L224 160H226V158H228V159H227L226 161H224V160L221 158V156H219V158L222 159V160H221V163H219L218 160H220V159L218 158V156H217V157H214L213 159H215V160H214L215 162H212V161H211V162L213 163V167H212V165H211L212 163H210V165H211L210 167L213 169V172H214V174H213V172H211V173H212L211 175H212V177L214 176V178L216 177V181H217V182H221V184L225 185V182L227 181L229 184L226 182V185H227V186L230 185L231 187L234 185V188L236 187V189H238V191H239V192H238V195L242 196V193H244V192L247 191L248 189H249V190L251 189V188H249V187H253L255 184H257V185L262 184V182L264 181V172H263V171H264V147H263V149L259 148L260 150L257 148L258 145H259V144H258L259 141H256V140H257V137L255 136V135L257 134V132H256L257 130L255 131V129H254V128H255V127L253 126V125H255L254 122H253V123H249L248 126H247V128H248L247 130H250V131H247L248 133L245 134V135H244V133H242V134H243V138H245V136H246V138H247V139L245 138L246 144L249 142V144H247V146H248V148H249L250 150H252V152H249V149L247 148V151L250 153V155L248 154L250 158L248 157V155H246V156L243 155V154H244V153L242 152L243 145H242L241 141H244V139L242 138V140H239V139H241V138H240V134H241V133H240L239 130H238V132H237V129H239V127H238V126H237V127L235 126V125H237V124H235V123H237V122H234ZM167 122H169V124H168ZM174 122H176V123L174 124ZM177 122H178V123H177ZM198 123H199V122H198ZM165 124H164V126H165ZM173 124H174V125H173ZM178 124L180 125V128H179ZM252 124H253V125H252ZM151 125H152V126H151ZM176 125H177V126H176ZM182 125H183V126H182ZM194 125L197 127V129H195V130H198V132H197V131H194V129H193V127H192V126H194ZM221 125H222V126H221ZM142 126H145V125H142ZM173 126H175V127H173ZM184 126H185L186 128H185ZM195 126H194V127H195ZM224 126H225V127H224ZM250 126H251V127H250ZM190 127H191V128H190ZM257 127H258V126H257ZM172 128H173L175 131H173ZM182 128H183V129H182ZM258 128H259V127H258ZM258 128H256V129H258ZM180 129H181V130H180ZM186 129H188V131H187ZM242 129H243V128H242ZM162 130L164 131L165 136H164V134H162V133H163ZM176 130L182 131V134L180 135V134H179V131H176ZM240 130H241V129H240ZM243 130H244V129H243ZM152 131H154L155 134H154V132H153L152 134H153L154 137L152 136L153 138L150 139V138H148V135H150L149 137H151L152 134H151L150 132H152ZM159 131H160V132H159ZM186 131H187L188 133H187ZM189 131H191V132H189ZM199 131H200L201 133H200ZM202 131H203V130H202ZM253 131H254V132H253ZM148 132H149V133H148ZM161 132H162V133H161ZM170 132H171V133H170ZM192 132H195V133H192ZM222 132H224V131L222 130L221 133H222ZM255 132H256V134H255ZM180 133H181V132H180ZM189 133H191V134H189ZM196 133H197L198 135H194V134H196ZM199 133H200V134H199ZM232 133H233V135H232ZM142 134H143V132H142ZM158 134H159V135H158ZM166 134H168V135H166ZM192 134H193V136H192ZM226 134H228L227 137H226ZM237 134H238V135H237ZM253 134H254V136H253ZM155 135H156V136H155ZM157 135H158V136H157ZM161 135H162V137H161ZM177 135L182 136V138H184V139H178L179 137L177 138V137H176ZM190 135H191L192 137H191ZM235 135H236V139H235ZM248 135H249V136H248ZM159 136H160L161 138H158ZM167 136H168V137H169V136H170V137L172 136L171 139L174 138V137H176L177 139H176V138H174V139H176L175 141H177V145L175 144V142L173 143V141H174L173 139H172V140H173V141H172L171 139H169L170 137L167 138ZM228 136H229V138H228ZM203 137H205V136H203ZM241 137H242V135H241ZM255 137H256V138H255ZM154 138H155L156 140H155ZM190 138L187 139V142H188V143H190V141H192L191 143H193L194 141H195V142H196V141L198 142V139H197L198 137H195L196 140H195V139H192V140H191ZM205 138H206V137H205ZM205 138H204V139H205ZM237 138H238V139H237ZM148 139H149L150 141H149ZM153 139H154V140H153ZM164 139H165V140H164ZM166 139H168L169 141H167ZM228 139H229V140H228ZM251 139H253V141H252ZM146 140H147V141H146ZM158 140H159V141H158ZM170 140H171V141H170ZM180 140H182V141H180ZM188 140H190V141H188ZM201 140H202V139H201ZM201 140H199V142H200ZM222 140H221V141H222ZM232 140H233V141H232ZM234 140H235V141H234ZM258 140H259V139H258ZM143 141H144V142H143ZM166 141L168 142V144H167V143L164 144ZM178 141H179V142H178ZM245 141H244V143H245ZM251 141H252V143H250ZM147 142H148L149 144H148ZM151 142H153L154 145H155V143H156V144H157V143L164 144L165 147H168V148H166L167 151L164 150L165 148H164V149L161 148V147H163V145H161V144H157V145H155V146H152V148H153L154 150H157V148L161 146L160 149H159L160 152L157 150L159 153H158L157 151H155V152H156L157 154H159V155H156V153L154 154V152H152L153 149H152V148L150 149V148H148V147L146 148V150L150 149V150H151V154H150V151H149V150H148L149 153H148V152H144V150H145L144 148H145L147 145H149L150 147H151V145H153ZM154 142H155V143H154ZM162 142H164V143H162ZM169 142H170V145H172V146H174V147L176 146V147H175L176 150L174 149V147H172V148L170 147ZM197 142H196V143H197ZM199 142H198V143H199ZM235 142H236V143H235ZM145 143H147V144H145ZM188 143H187L186 145H188V146L191 145L192 147H193L194 144H195V147H194V148H192L191 146L189 147V148H191L192 150L198 147V146H197L198 144H196V143H193V145H192L191 143H190V144H188ZM232 143H233V144H232ZM240 143H241V144H240ZM144 144H145L146 146H145ZM200 144L203 145V151H205V147H204L205 145L202 144V141L200 142ZM200 144H199V146L201 147ZM223 144H224V145H223ZM143 145H144V147H143ZM159 145H160V146H159ZM168 145H169V146H168ZM225 145H226V146H225ZM231 145H232V146H231ZM141 146H142V148H141ZM182 146H183V145H182ZM184 146H185V145H184ZM224 146H225L226 148H225ZM234 146H235L237 149H238V147H239V150H237ZM244 146H245V145H244ZM247 146H246V147H247ZM154 147H156V148H154ZM169 147H170V148H169ZM186 147H187V146H186ZM186 147H182V148H185L186 150H185V149H183V150L186 151V153H188V152H187L188 149H187ZM200 147H198V148H200ZM207 147H208V146H207ZM207 147H206V148H207ZM246 147H245V149H246ZM132 148H135V147L132 146ZM132 148H131L130 154L132 153V155H134L135 152H134V149H132ZM182 148H180V149H182ZM198 148H197V149H198ZM135 149H136V148H135ZM162 149H163V150H162ZM169 149H170V150H169ZM172 149H174V150H172ZM191 149L189 150V152L192 151ZM197 149H195L196 152H197V153L200 152V149H199V150H197ZM226 149H227V151H226ZM232 149H233L234 151H231ZM245 149H244V150H245ZM168 150H169V151H168ZM201 150H202V147H201ZM244 150H243V151H244ZM257 150H258V152H260V154L257 152ZM126 151L128 152V148H127V146H126ZM161 151H163V153L165 154V156L168 154V155H167V158H169V157L173 154L172 157L169 158V160L171 159L170 161H171L173 164H171V163L169 162V160L166 159L165 156H162V157L159 158L160 154H162ZM170 151H171V152L173 151V152L171 153ZM207 151H208V150H207ZM222 151H223L224 153H223ZM238 151H239V152H238ZM127 152H126V153H127ZM140 152H141V151H140ZM165 152H166V153H165ZM193 152H195V151L193 150ZM193 152H190V153H192V154L194 155L195 153H193ZM201 152H202V151H201ZM201 152H200V154H201ZM225 152H226V153H225ZM235 152H236V153H235ZM237 152H238V153H237ZM133 153H134V154H133ZM145 153H148V155H145ZM182 153H183V154H182ZM205 153H206V155H203V154H205ZM205 153L202 152V156H203V157H204V156H205V157L207 156V152H205ZM228 153H229V154H228ZM231 153H232L233 155H235V156L230 155ZM241 153H242V155H241ZM245 153H246V152H245ZM127 154H128V153H127ZM140 154H141V153H140ZM149 154H150V156H149ZM164 154H163V155H164ZM192 154H191V155H192ZM238 154H239V155H238ZM253 154H255V155L253 156ZM132 155H131V157H132ZM153 155L155 156L156 159H155L154 157L152 158V159H154V160L148 158V157H152ZM188 155H189V153H188ZM196 155H198V154H196ZM228 155H229V156H228ZM237 155H238V156H237ZM251 155H252V156H251ZM259 155H260V156H259ZM157 156H158V157H157ZM168 156H169V157H168ZM225 156H226V158H225ZM242 156H243V157H242ZM190 157L192 158V156H190ZM197 157H198V156H197ZM197 157H196V158H197ZM203 157H202V158H203ZM234 157H236V159H235ZM246 157H248V158H246ZM157 158H159V159L161 160V162H162V159H163V158H165V159H163V160H166V161H165V163H163V162L161 163L160 160L157 159ZM161 158H162V159H161ZM230 158H231V160H230ZM232 158H233L234 160H233ZM241 158H243V159H241ZM256 158H257V160H258L259 162H256ZM130 159L132 160L133 157L130 158ZM189 159H190V158H189ZM189 159H188V161H186V162H189V161L191 160V159H190V160H189ZM213 159H212V160H213ZM217 159H218V160H217ZM244 159H245V160H244ZM246 159H248L249 161L246 160ZM251 159H252V160H251ZM156 160H158V161L156 162ZM186 160H187V159H186ZM198 160H200V159H198ZM147 161H148V162H147ZM149 161H151L152 164H151ZM153 161H155V162H153ZM167 161L169 162V165H167V164H168ZM200 161H201V160H200ZM206 161H207V160H206ZM206 161H205V162H206ZM222 161L224 162V164L222 163ZM236 161H237L238 163H237ZM241 161H242V162H241ZM158 162H159V163H158ZM186 162H184V163H185V164H184L185 167L188 165V163H186ZM190 162H191V161H190ZM190 162H189V163H190ZM217 162H218V163H217ZM250 162H251V163H250ZM260 162H261V163H260ZM132 163H133V161H132ZM148 163H149V164H148ZM174 163H175L176 165H174ZM181 163H182V162H181ZM214 163H215L216 165H215ZM241 163H242V164H241ZM259 163H260V164H259ZM262 163H263V164H262ZM156 164H157V165H156ZM158 164H160V166H162V164L167 165L166 167H168V168L165 167V168L163 169L164 165H163V167H160ZM186 164H187V165H186ZM235 164H237V165H235ZM239 164H240V165H239ZM250 164H251V165H250ZM253 164H254V165H258V164H259V165H260L259 168H261V169L263 168V169H262V170L259 169L258 166H257V167L255 166V168H254ZM150 165H149V166H150ZM171 165H172V166H175V167L177 166V167L175 168V167H172ZM181 165H182V164H181ZM181 165H180V166H181ZM219 165H220L221 168L219 167ZM221 165H222V166H221ZM244 165H245V166H244ZM232 166H233V167H232ZM236 166H237V167H236ZM238 166H239V167H238ZM241 166H243V167H241ZM252 166H253V167H252ZM170 168H172V169H170ZM182 168H184V167H182ZM211 168H210V169H211ZM218 168H219V169H218ZM242 168H243V169H242ZM165 169H166V170L169 169V170H168V171H165ZM212 169H211V170H212ZM232 169L235 170V171H233ZM239 169H240V170H239ZM253 169H254V170H253ZM257 169H258V171H257ZM171 170H172V171H171ZM186 170H187V169H186ZM216 170H217V171H216ZM219 170H220V172L218 173ZM225 170H227V171H225ZM236 170H237V171H236ZM252 170H253V171H252ZM255 170H256V171H255ZM259 170H260V171H259ZM184 171H185V169H184ZM215 171H216L217 173H216ZM223 171H224V172H223ZM228 171H229L231 174H229ZM231 171H232L233 173H232ZM222 172H223V174H226V173H227L226 175L229 176V177L231 176L232 180H231V178H229L230 181H229L228 179L225 180V178H226L227 176H226V175L224 176L223 174L221 175L220 173H222ZM234 172H235V173H234ZM240 172H241V174H240ZM256 172H257V174H256ZM182 173H184V175H185V172L182 171ZM253 173H254V174H253ZM258 173H259V174H258ZM232 174H234V175L237 174V175H235V176H236V177H235V176H233ZM239 174H240V175H239ZM251 174H252V175H251ZM184 175H183V176H184ZM219 175H220V176H219ZM232 176H233L234 178H233ZM239 176H240V177H239ZM255 176H257V177L255 178ZM181 177H182V176H181ZM217 177H218V178H217ZM219 177H220V178H219ZM237 177H238V178H241L242 181H243V182H246V183H244L243 185L239 184V179H238ZM167 178H168V179H167ZM237 179H238V180H237ZM169 180H170V179H169ZM169 180H168V182H170ZM214 180H215V179H214ZM235 180H236V181H235ZM224 181H225V182H224ZM237 181H238V182H237ZM256 181H257V183H256ZM231 182H232V183H231ZM243 182H242V183H243ZM247 182H248V184H247ZM252 182H254V183H252ZM230 183H231V184H230ZM237 184H238V186H237ZM245 184H247V187L249 186L248 189H246V187L244 188V186H246ZM251 185H252V186H251ZM263 186H264V185H263ZM214 191H215L216 194L219 192L218 190H214ZM216 191H217V192H216ZM215 193H214V194H215ZM220 193H221V190H220V192H219V196H218V197H220V196L222 195V194H220ZM232 193H233V192L229 193V195H226L225 197L223 196L224 198H222V199H221L222 196L220 197V200L224 201V203H223L224 205H223V206H222V203H221V202H220L221 204L219 203L220 205L217 203V205H219V206H217V205H215L216 203H213V200H212V199L208 200L209 202L207 201L206 204H207V203H210V204H207L208 207H209V208L207 207V210L210 209V210H208V211H210V213H211V211L214 212V213H213L214 216H215L216 214H218L219 212H221L220 210H223V209L226 207L228 201H230V199L233 197V196H232L231 198L229 197V196L233 195ZM216 194L213 195V196L215 197V199H218L217 196H216ZM234 194H235V192H234ZM217 195H218V194H217ZM227 196H228L229 198H227ZM226 198H227V199H226ZM215 199H214V200H215ZM228 199H229V200H228ZM179 200H181V203H182L183 199L180 198V199H178V201H179ZM176 201H177V200H176ZM178 201H177L176 204H178ZM225 201H226V202H225ZM179 203H180V202H179ZM181 203H180V206H182ZM212 203H213L214 206L212 205ZM173 204H175V202H173ZM220 206H222V207L219 208V210H217L218 207H220ZM228 206H230V205H228ZM211 207H212V209H213V207H214V208L217 207L216 209H214L216 212L213 211V210L211 209ZM233 207H234V208H236V207L238 208V204H232L231 208L229 209V210H231V211H228V212H232V211L234 210V209H232ZM260 207H262V206H259V208H260ZM235 210H236V213L238 214V216H239V218H240V221H241L240 223H242V230H244V218H245V216H248V211L245 210V209H243V210H242V209H235ZM217 211H218V212H217ZM239 211H240V212H239ZM241 212H242V213H241ZM240 216H241V217H240ZM242 218H243V220H242Z\"/></svg>",
	"mask_w": 264,
	"mask_h": 264
}]
</instances>
